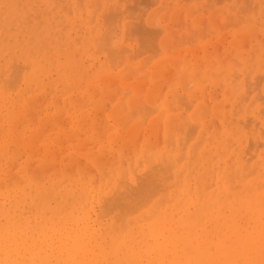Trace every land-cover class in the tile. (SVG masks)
Here are the masks:
<instances>
[{"label": "rangeland", "instance_id": "rangeland-1", "mask_svg": "<svg viewBox=\"0 0 264 264\" xmlns=\"http://www.w3.org/2000/svg\"><path fill=\"white\" fill-rule=\"evenodd\" d=\"M24 2V3H26V0L24 1V0H18V2ZM29 1L31 2V0H28V3H29ZM35 2L34 3H32L31 2V4H33L32 5V7H34L35 6V8H33V11H31L32 10V7H29L30 9H28V8H26V9H28L27 11H26V13L30 10L31 11V13L33 14V12H35V14L37 15H29V16H26V18L27 17H34V16H36V17H38V19H40L39 17H41V16H39L40 14H38V13H41L42 11H38V12H36L35 10H39L38 8H37V2L39 1L40 2V0H34ZM43 1H45V0H41V2L43 3ZM48 1H50V0H46L45 1V3H40V5L43 7V5H44V7H46L48 4L50 5L51 3V5L53 6V7H51V5H50V7L48 8L49 10L47 11V14H48V16L51 18H49V17H47L46 16V18H44L45 16H44V14H46V13H44V12H42V14H43V18H44V20H41V21H43V22H45V19H47L46 20V22H49L50 20V22H51V24L55 27L54 29H53V31H52V36H51V41H50V46H49V48H51L50 50H52L53 48H55L56 50H59L60 51V53L61 52H63V53H61L60 54V60L62 61V62H64V67L66 68V70H68V68L67 67H70V66H72V64H71V61L73 60H75L74 61V63H77L78 62V57H80L81 59H79V63H81V64H79L80 66L81 65H83V66H81V67H84V65H85V67H84V74H86V78L89 76L90 78H92L93 80H91V81H89L88 83L86 82V79H84V80H82L81 81V79H80V81H81V83L83 84V87H84V84H85V86L87 87L86 89H84V90H81V88H80V90H78L79 89V87H81L82 85H81V83L79 84V85H81V86H77V84H78V82H76V83H74V81H75V79H76V81H78L77 80V78L78 77H76L77 75H79V74H76L75 76H74V78H73V83L78 87V89H75L74 90V88H72L73 89V93L74 94H72V92L70 91V92H68V90L69 89H67V88H69V85H70V87H71V85H72V83H71V81L70 82H67L66 81V83L67 84H69L68 85V87L66 86L67 84H65L64 83V80L65 79H63V81L61 80L62 78L59 76L60 75V71H56V68H55V71L52 73V71L54 70L53 68L51 69V71H50V74L52 73L53 74V76H52V74L49 76V77H45L44 78V84H45V86L43 85V86H40L41 88H38V85H36V83H32V85H31V83H29V82H32V81H30L29 79H28V83H29V85H27L26 84V82H25V84H24V80H25V76H26V74L25 73H23L24 74V76L22 75H20L19 73V71L21 70V68H25L24 67V62L23 61H25L26 59L24 58V57H22V58H17V56L18 57H21L22 55H20L21 54V52L18 50V51H12V52H3V53H1L0 52V58H1V62H2V60L3 61H7V63H6V68L5 69H7V76L5 77V79L7 78L8 79V81H9V83L7 82L6 83V80L3 78V76L4 75H0L1 77H2V79L1 80H3L4 82H5V84H9V87H10V89L9 90H11L12 89V87L14 86L13 84H11L12 82H13V80H14V76H16V74L18 75V78H19V76H20V79L19 80H17L16 78V82L17 83H19L20 84V82H23V83H21V85H19V87L20 88H18L16 85V89L18 88V90L20 91V89L22 88V89H25V91L23 90H21V94L22 95H24V96H22L23 98L25 97V95H26V93H22V92H27L28 90H31L30 92V94H32V95H30V94H27V95H30L28 98L27 97H25L26 99H28L27 100V102L28 101H32V99L30 100L29 98H31L32 96H34L35 98H36V101L35 100H33L34 102L33 103H27L26 102V99L24 100L26 103L25 104H27V105H29V108H28V110H27V108H26V106L27 105H25L23 102H22V100L23 99H21V103H20V99H19V97L20 98H22L21 96H19V92H17L16 90H14L16 93H13L14 91L13 90H11V92H9L10 93V95H9V93H7L8 94V97L6 98V99H8L7 101L6 100H4V98L1 96L2 94L0 93V102L3 104L5 101H6V103H4L3 105H1V103H0V106L2 107V109L0 110V116L2 115V116H4L5 114L7 115V113L8 114H10L9 116L7 115H5L6 117H7V119L6 120H8L7 121V123H6V121H5V116L3 117V119H1V117H0V122H2V126H1V124H0V128H2V130H0L1 132H0V135H2L1 133H4L5 135L3 136H1V142L0 143H2V142H6V143H8V145L7 146H9V144H10V146H9V148L11 147L12 148V150L10 151L9 150V148L7 147V146H5V144L3 143V152L4 151H6V149L8 150V152H7V154H6V152L5 153H1L2 155L4 154L5 156H8L9 157V159L10 158H13L14 160V162L13 163H15V164H13L12 165V167L13 168H15V166L16 167H20V168H22V170L20 169V168H17V169H20V170H18V171H15V169H13V168H11L12 169V171L10 170V168H9V166L8 165H10V164H12V159L11 160H8V158L7 157H5L7 160H8V162H7V160L6 159H1L2 158V155L0 154V159L1 160H3V161H5V164H3V161H0V164H1V162H2V164H1V166H0V170H4L6 173L8 172L9 173V171H10V174H11V172L14 174H11V178H10V174L7 176H4L3 175V173H5L4 171H3V173L2 172H0L1 174H0V176L1 175H3V178L4 179H2V177L0 178L1 179V184H0V204H1V202L3 201L4 203H5V201H7L8 200V202H6L5 203V206L6 207H11L12 209V211H14L15 210V212L16 213H18V209H17V207L16 208H14V203H15V201L17 200V199H19V200H23L22 201V203L24 202V206L23 205H19L18 206V208H19V214H21L24 218H27L28 217V215H26L27 213L29 214V216L30 217H32L31 218V222L33 223H31L32 225H36V223H39L38 221H35L34 220V214H33V212H35V206H34V204H37V199H38V196H36L35 197V193H37L40 189H41V191L42 190H44V192H46V190H48L47 192H51L50 191V189H48V186L51 184L52 185V183H54L53 184V189H51L52 190V193H49V194H52L53 195V197H55L54 196V194L56 195V193L57 192H59V193H61V191H64V190H68V188H74V189H76V187H78V185L80 186L77 190H75V192H74V189H70V190H68V191H72L73 193H76V195H74V194H72V197L73 196H76L77 197V199L79 200V196H80V200H81V198H84L83 196L84 195H86V193L88 194V193H90L91 192V188L90 187H92L93 189H95V191H93L95 194H94V196H93V198H92V200H95V201H92V200H88V199H90V195L91 194H89V198H88V196H86L87 198H85L86 200V203L88 202V201H92L90 204L91 205H89L88 203H87V207H84V205H85V203H83L84 202V199H82L83 201H81L82 202V204L80 205L78 202L79 201H77L76 200V197L74 198V200H75V203H74V201H73V198L71 199V201H73V205L71 204V202H69V205H68V203H65V202H67V201H70V197L67 199V196H68V194H70V192H68L67 191V193H65L66 194V198H64L65 196V194H64V192L63 193H61L62 194V198H61V200H59L60 198H57V200H59L58 202H56L55 203V201L56 200H54V201H52L53 199H50V202L47 200V203L49 202V205H50V203H51V206H49V205H47V211H45L46 212V214L48 213V209H52L51 207L53 206V210L55 211V210H57V208H56V206H58V210H60L62 207V209L60 210V211H62L61 212V214H64V215H62L61 217L63 218V223L62 224H64L66 221V227H70V225L72 224V222H70L71 220L69 219V222H68V220H66L65 221V219L66 218H69L68 217V214H69V212L67 213V210L69 211V209L71 208V210H73L74 211V213L76 214V215H80V214H82V211L83 210H86V212H89L90 213V215H92L93 216V218H95L94 216H96V215H98L99 213H101V211L103 210V212H104V215L103 216H105V214L107 213L108 214V210H109V216H107V217H104V219H102L103 220V222H104V220L106 219L107 221H111L110 220V218H111V216L110 215H112V218H113V216L116 218V220H115V218L113 219V220H115L116 222L115 223H117L118 221H119V224H124L122 221H126V219H127V221H129V217H128V215L126 216V217H128V218H126L125 219V214H128V213H130L131 215V218H130V220H132V221H134L133 219H135V218H140V217H142L143 215L144 216H146L147 215V213H148V211H149V209H150V206L149 207H147L148 209H147V212L145 213L142 209H144L146 206H145V204H146V202L148 203H151V204H153V202H155V201H158L161 197H162V195L160 196V198H159V196L158 197H156L157 195H156V193L157 192H153V190L155 189L156 190V188L154 187V188H152L153 190H152V192L153 193H155V197H153V195L154 194H150V192L148 193V190H143L144 191V193H145V195H138V196H141V197H139V199H137V195L136 194H138V192L136 193V191L137 190H140V189H137V188H140V186H146V184H147V187H149L150 186V184L152 185H154V183L157 181V179H159L160 177H161V175L163 176L162 178H160L158 181H160V183L159 182H156L158 185H160L161 183H163L164 182V185H167L168 183H169V177H171V176H173V175H171V173L169 174V173H167L168 175H165L166 174V170H168V169H171V168H167L166 169V165L170 162V160L169 161H167V163H166V165L164 164V165H162L161 164V167L163 168V166L165 167V169L163 168V170H161L162 168L160 167L159 168V165L158 164H154L155 162L154 161H156L157 159H156V156H157V158H161V153L163 152V151H165L166 149H168L169 148V146L171 147L172 145H169L168 146V144H166L167 143V139L168 140H173L172 139V137H174V140H173V142H175V139H176V136H177V138H179L178 136L180 135V133L182 134V135H180L181 137H185L186 136V139L188 138L189 139V136L190 137H192L193 136V132H194V129H195V127H196V125L194 126V124H193V126H190V125H192V124H187V125H189L188 126V129L190 128H192V130H188L187 128H184V127H186L185 126V123H184V121H185V119L187 118V119H189V121H191V120H193L194 119V117H193V119H191L192 117H190V113H191V111H192V113L194 114V112L198 109V106L200 105V104H198L200 101H204V100H206V101H204L205 103H207L208 105H211V110H213V108L214 107H216V105L215 104H217V107L216 108H218L219 106V104L220 103H217V100L216 99H219V100H221V101H219V102H222L221 103V106H223V102L226 104V103H228V104H226L225 105V110H227V111H225L224 109H223V107L221 108V111L223 110V111H225V113H224V115L223 114H219V108H218V110L216 109L215 111L217 112H215L214 114H219L220 115V117H221V119H220V117H218V116H215L214 115V117H213V112L212 111H209L210 110V106H207V108H206V106L205 105H207V104H203L202 102V106H199V107H204V109H203V111H202V109H200L201 111H202V113L200 114L198 111V113L200 114V116L202 115V116H204V114L203 113H206L205 115H206V117L208 116V120H206L207 118L204 116V118H206V119H201V117L200 116H198V119L200 118V121H198V123L200 122V126L198 127V128H200L202 125H201V123L203 124V126H204V128H200V129H203L204 130V132L206 131V129H207V131H208V129H209V132L208 133H210V137L213 139V138H215V139H213V143H215V140L216 139H222L223 137L224 138H226L225 139V141H226V145L229 143L228 141H229V139L228 138H230V139H232V138H234V140H236L235 139V137H232V136H235L234 134H236L237 135V133L240 131V130H242L243 128L241 127V125H242V122L244 123V129L242 130V132L241 133H243V135H244V131H245V137H244V140H243V142H245L244 144H243V142L242 143H236L235 141L231 144V145H233V150H235L234 152L233 151H230V147H232V146H228L227 145V149H228V151L229 152H225L224 150H223V146H221V148L219 147V143H218V145L217 144H211L212 143V139L210 140V138L208 139V141L210 140L211 142H208V141H205L202 137V135H200L199 134V130H195V132H197L199 135H200V138H202L205 142H203V140H202V142H203V144H205V146L207 147H204V145L203 144H201V145H203V148L202 147H200V148H202V149H199V150H201V154H204L203 156H205L206 154H207V156L209 157H211V160L209 161L207 158H206V156H205V160H203L204 159V157L201 155V157L199 156V160H200V158L202 159V162H207V164L204 162L203 164H202V162H198V163H193L194 165L195 164H197L198 165V168H199V166L200 167H204L205 169H206V171L207 172H211V174H213V176L215 177V175L216 174H218V173H221L220 174V176H224L225 174H227L228 176H230L231 178L233 177V175L235 174H233L232 176H231V174H232V172H237V171H233V169H235V168H231V166H235V164L237 163L238 165H236V166H239L238 168L240 169L241 168V166L242 167H244L245 168V165H247L246 163H244L243 164V161L245 160L246 161V159L249 157V158H251V156H246V154L247 155H249V154H254L255 153V151L256 150H258V151H256L257 153H255L254 155L256 156V160L258 159V160H261L260 158H262L263 159V157H262V155H264V145H262V147L260 148H258V144H260L261 143V141H263L264 140V135H261V133L262 132H264V124H261L262 122H264V119H260V118H264V114H263V110H264V91H263V89H264V60L262 61V62H260L259 63V60L258 59H260V60H262V58H264V55L260 52V51H264V43H261L262 42V40L264 41V39L262 38V32H263V29H264V26H260L261 24L262 25H264V13L262 12V11H264L263 10V7H264V0H196V1H194V0H132V3H130V0H129V2H127V0H98V1H100V2H98V1H96L95 0V2H94V0H91V2H94V6H92V7H95L96 6V4L95 3H97V4H99L100 3V6H99V8H96L95 7V9H94V11H93V9H92V7H90L91 9H92V13H93V15L92 16H95V11H97V13L99 14L100 12V14L97 16V13H96V17L98 18V17H100V15L102 14L103 15V13H106L107 15L106 16H104V17H102V15H101V17L100 18H98V20H97V22H96V20L95 19H93V17H92V21L94 22H96V23H98V22H100V24L98 25L97 24V26L95 25V27H96V29H97V27H99V29L97 30L98 32H99V34H97V37L95 36V37H93V34H94V32H95V30H92L91 31V29H90V31L93 33H89L90 31H89V29L88 28H92V26L94 27V25L92 24H90L91 22H89V18L88 17H90L89 15H87L88 14V12H90L89 11V9L90 8H88L89 6H87V5H85L88 1L87 0H84V5L86 6H84V10H85V14H84V12L83 11H81V10H83V8L81 7H78L79 6V4L81 3V5H82V3L83 2H81V1H83V0H79L80 1V3H78V0H71L70 2L72 3L73 1H76V3L78 4V6L76 7V4L74 3V4H72V5H66V4H68V3H66V2H64V0H51V3L49 2L48 3ZM53 1V2H52ZM63 3V4H61V2ZM66 1V0H65ZM101 1L102 2H104V4L102 5V3H101ZM118 1V2H117ZM120 1H122V3L120 2ZM123 1L125 2V4L123 3ZM151 1H155L154 3H151ZM212 1V2H211ZM222 1V2H221ZM236 1L238 2V3H236ZM240 1V2H239ZM251 2H253L251 5H250V3ZM262 1V2H261ZM47 2V3H46ZM68 2V1H67ZM70 2H69V4H70ZM90 1L88 2V3H91ZM164 2H165V4H164ZM197 2L199 3V4H197ZM220 2V3H219ZM249 3L248 5H250V7H251V9H250V7H248L247 6V8H245V6L247 5H245V3ZM23 3V4H24ZM28 3H26V5H23L22 4V6H20V7H26L27 5H29ZM64 3H66L65 5H64ZM106 3V4H105ZM110 3H112V5L110 4ZM115 3V4H114ZM118 3V4H117ZM130 3V4H129ZM157 3V4H156ZM213 3V4H212ZM217 3V4H216ZM257 3V4H256ZM31 4L29 5V6H31ZM35 4V5H34ZM47 4V5H46ZM61 4V5H60ZM92 5H93V3H91ZM108 4H110V5H108ZM114 4V5H113ZM127 4V6H124V5H126ZM134 4V5H133ZM163 4V5H162ZM175 4V5H174ZM204 4H206V5H204ZM56 5V6H55ZM90 5V4H89ZM102 5V6H101ZM104 5H106V7H104ZM118 5V6H117ZM121 6V8H120V6ZM130 5V6H129ZM204 5V6H203ZM254 5H256V7L254 6ZM40 6V7H41ZM67 6V7H66ZM69 6L71 7V8H69ZM91 6V5H90ZM107 6H109V7H107ZM110 6H112L111 8H113V9H111L110 8ZM115 8H114V7ZM136 6V7H135ZM162 6V7H161ZM198 6V7H197ZM200 6V7H199ZM202 6V7H201ZM230 6H232V7H234V9L232 8V7H230ZM254 6V7H253ZM28 7V6H27ZM56 7V8H55ZM62 7H63V9H67V10H63L62 9ZM73 7H76V9H77V16L75 15L76 14V12H75V10H74V8ZM103 7L105 8L104 9V11H103ZM116 7H119V9H117V12H115L114 13V11L116 10ZM124 7V8H123ZM139 7V8H138ZM166 9H165V8ZM181 7V8H180ZM192 7H196V9L195 8H192ZM209 7V8H208ZM244 7V8H243ZM2 9L4 8V7H1ZM101 8V9H100ZM109 8V9H108ZM123 8V11L121 10L120 12H119V10L120 9H122ZM142 8V9H141ZM198 8V9H197ZM206 8H207V10H206ZM243 8V9H242ZM248 8H249V10H248ZM255 8H257L256 10H255ZM20 9V8H19ZM35 9V10H34ZM51 9H53V10H51ZM68 9H70V11H68ZM90 9V10H91ZM100 9V10H99ZM112 10V11H109V10ZM128 9V10H127ZM138 9V10H137ZM156 10V12H155V10ZM177 9H179V10H177ZM184 9V10H183ZM190 9V10H189ZM230 9H232L231 10V12H230ZM42 10V9H41ZM47 10V9H46ZM46 10H45V12H46ZM100 12H99V11ZM106 10V11H105ZM188 10V11H187ZM199 10V11H198ZM256 12H255V11ZM30 11L28 12V13H30ZM128 11V12H127ZM139 11H140V13H139ZM169 11V13L167 14V12ZM176 11V12H175ZM194 12L193 14L191 13V12ZM214 11V12H213ZM225 11V13H223ZM241 11V12H240ZM245 11V12H244ZM246 11H247V13H246ZM249 11H251V12H249ZM50 12V13H49ZM70 14H69V13ZM81 12H82V16L83 17H85L84 15H86L87 16V19L88 20H86V21H84V22H86V25H83V24H85L84 22H83V26L80 28L78 25H80L81 24V22H78V21H82L81 19L83 18L82 16H80L79 15V13L81 14ZM151 12H155V15H154V13H152L151 14ZM157 12H158V14H157ZM204 12V13H203ZM238 12V13H237ZM244 12V13H243ZM28 13H27V15H28ZM54 13H55V15H56V17L58 16V21H57V23L60 21V17L62 16H64V19L62 18V20L64 21V24H66V25H64V26H67V23H68V21H69V23H71V21H73L72 19H69L71 16H74L75 15V17L77 18V20H76V18L74 17H72L73 19H75L74 20V22L73 23H75V26H77L78 28H76L75 29V27H72L76 32H75V34H74V30H71V28H70V30H71V35H72V33H73V35H72V37L74 36V35H76V37L74 38L75 40L76 39H81V42H83L84 44H86L87 46H89L90 44H87V40H86V38H89L88 36L89 35H87V37L85 38L84 36H86V34H87V32L90 34V36H92V39L93 38H96V40L94 39V41H96V43H98L99 44V46L97 45V44H95V45H97L96 46V48H95V45H93L94 47H93V49L95 50V49H97V50H95L94 51V53L95 54H93V51L91 52V50L90 49H92V44L90 45L91 46V48H90V46L87 48V46H86V48L88 49V51H87V53H88V56L86 55V56H84L83 57V55H84V53H86L85 51H84V53L82 52V56H81V52L80 51H78V50H80L81 48H85L84 46L85 45H83V47H79V44L76 42V44L75 45H68V48H70V49H77V46L79 47L78 48V52H76V50L74 51V52H76L75 54L77 55V57L75 58V54H72L71 52H70V49H69V51H68V48H67V43L66 42H68V40H70L69 42H68V44L71 42V43H73L75 40L73 39V42L71 41V36L69 35V39H67L66 40V36L67 35H63L65 32L64 31H61V32H63L62 33V36H64V38H62V36H60L61 34V32L59 33V34H57L58 33V28L56 29V26L58 25H56L55 26V21H56V18H55V16H54ZM91 13V12H90ZM89 13V14H90ZM117 13H119V14H117ZM134 13L136 14L135 16H134ZM163 13H164V15H163ZM174 13V14H173ZM182 13V14H181ZM187 13H188V15H190L189 17H188V15H187ZM214 15H213V14ZM263 13V14H262ZM62 14V15H61ZM109 14H112V15H109ZM117 14V15H116ZM121 14L123 15V16H121ZM152 15L151 17H149V15ZM167 14V15H166ZM171 14V15H170ZM173 14V15H172ZM177 16H176V15ZM211 14V15H210ZM228 14H230V15H228ZM233 14V15H232ZM78 15L80 16V17H78ZM113 15H116L117 17H118V19H117V17L116 16H113ZM128 15V16H127ZM132 15H133V17L135 18V17H137V18H133L132 17ZM162 15H163V17H162ZM169 15V16H168ZM239 15V16H238ZM127 16V17H126ZM131 16V17H130ZM144 16V17H143ZM153 16H155V17H157V18H152ZM192 16V17H191ZM213 16H214V18H213ZM241 16V17H240ZM36 17H34V18H36ZM53 17V18H52ZM82 17V18H81ZM111 17H113V18H111ZM125 17V18H124ZM168 17V18H167ZM211 17V18H210ZM232 17V18H231ZM241 19V20H238L239 18ZM257 17V18H256ZM25 18V19H26ZM42 18V19H43ZM65 18H67V19H65ZM80 18V19H79ZM105 20H104V19ZM106 18H109V19H106ZM119 18H120V20H119ZM128 18V19H127ZM149 18V19H148ZM161 18V19H160ZM228 18H229V20H228ZM236 18V19H235ZM251 18V19H250ZM31 19V18H30ZM28 20V19H26V20H28V21H30V22H28V21H25V22H27V23H23L22 25H20V27L22 26V28L25 26L24 24H27V27L25 28L26 30L29 28V25L31 26V25H33V24H29V23H31V20ZM79 19V20H78ZM85 19H86V17H85ZM84 19V20H85ZM99 19H100V21H99ZM104 20V23H105V21H106V23H105V25H103L104 23H102L103 22V20ZM115 19V20H114ZM133 20L132 22H133V24H132V22L130 21V20ZM163 19V20H162ZM166 19V20H165ZM211 19V20H210ZM227 19V20H226ZM234 19V20H233ZM32 20H34V23H35V21L37 20V18H36V20L35 19H32ZM66 20H67V23H65L66 22ZM110 22H109V21ZM124 20V22L122 23V21ZM126 20H128L129 22H127ZM135 20V21H134ZM155 20H157L156 21V23H155ZM159 20L161 21L160 23H159ZM178 20V21H177ZM199 22H197V21ZM201 20V21H200ZM237 20H238V24H236L237 23ZM256 20V21H255ZM62 21V22H63ZM77 22V24L78 25H76V22ZM143 21V22H142ZM193 21V22H192ZM233 22V23H231V22ZM43 22H39V21H37V24H39V23H41V24H43ZM45 22V23H46ZM88 22H89V24H90V26H89V24H88ZM116 22H118L119 24H121V27H119V24L118 23H116ZM121 22V23H120ZM145 22V23H144ZM165 22H166V24L168 23V25H166L165 24ZM173 22V23H172ZM229 22V23H228ZM129 23V24H128ZM161 23H162V25H161ZM231 23V25L229 26V24ZM256 23H258V24H256ZM36 24V23H35ZM40 24V26L39 25H36V27L38 26V28L40 27H42L41 28V30H44L43 29V26ZM106 24L108 25L109 24V26H110V24H111V27L112 28H115V30H113V29H111L110 31H112V34H114V35H112V37H111V41H110V36L108 37L107 35H105V32H104V30H106V29H110V27H106ZM113 24V25H112ZM114 24L116 25L117 24V26H114ZM123 24L125 25V28L126 29H124V27H123ZM130 24H131V26H130ZM148 24H150V25H148ZM152 24V25H151ZM165 24V25H164ZM171 24H172V26H171ZM195 24H196V26H195ZM234 24V25H233ZM236 24V25H235ZM24 25V26H23ZM61 25H62V23H61ZM60 25V26H61ZM69 25H73V24H68V26ZM100 25L102 26L101 27V30H100ZM170 25V26H169ZM250 25H252V28L251 29H253L254 28V30H252L254 33H252L251 32V30H249L250 28L249 27H247V26H250ZM67 26V27H68ZM85 26V27H84ZM177 26V27H176ZM226 26V27H225ZM0 27H1V25H0ZM19 27V28H20ZM57 27H59V26H57ZM88 27V28H87ZM105 27H106V29H105ZM117 27H119V29L117 28ZM173 29H172V28ZM197 27V28H196ZM215 27H217V29H215ZM251 27V26H250ZM61 28V29H60ZM59 29L60 30H67V28H65V27H60ZM63 28V29H62ZM68 28V29H69ZM86 28V29H85ZM128 28V29H127ZM129 28H130V30H129ZM132 28V29H131ZM21 29V28H20ZM84 29H85V31H84ZM88 29V31L86 32V30ZM118 29V30H117ZM160 29H162V30H160ZM165 31H164V30ZM171 29V30H170ZM258 29V30H257ZM21 30H24V29H21ZM26 30H24V31H26ZM41 30H39V31H41ZM69 30V31H70ZM83 30V31H82ZM100 30V31H99ZM107 30V33L106 34H110L111 35V33H110V31H108ZM120 30V31H119ZM135 30V31H134ZM159 30H160V32H159ZM68 31V32H69ZM73 31V32H72ZM79 31H81V32H79ZM115 31H117V32H115ZM125 31H129L130 32V34H127V33H129V32H127V33H125ZM137 31V32H136ZM168 31H169V33H168ZM171 31V32H170ZM230 31V32H229ZM67 32V33H68ZM83 32H84V36L82 35L83 34ZM57 35H56V34ZM82 33V34H81ZM117 33V34H116ZM119 33V34H118ZM122 33V34H121ZM134 33H136V34H134ZM166 33H168L167 35H166ZM177 33V34H176ZM256 33H258V34H256ZM68 34H70V32L68 33ZM92 34V35H91ZM172 34V35H171ZM176 34V35H175ZM198 34V35H197ZM230 36H229V35ZM246 34V37H244V35ZM252 34H254V35H252ZM261 34V35H260ZM96 35V34H95ZM119 35H120V37H119ZM128 35H131V36H128ZM133 35V36H132ZM159 35V36H158ZM225 35V36H224ZM251 35H252V37H251ZM28 36H29V34H28ZM55 36V37H54ZM57 36H58V38H57ZM77 36L79 37V38H77ZM171 36V37H170ZM257 36V37H256ZM62 38V40H64L65 39V44L66 45H64V43H63V41L60 39V38ZM130 37V38H129ZM136 37V38H135ZM222 37V38H221ZM229 37V38H228ZM238 37H240L239 39H238ZM254 37V38H253ZM263 37H264V33H263ZM91 38V37H90ZM118 38H120V39H118ZM130 40H132V41H130ZM134 38V39H133ZM164 38H166V39H164ZM223 38L225 39L224 41H223ZM228 38V39H227ZM260 39V41L258 40V39ZM55 39H57V40H55ZM59 39V40H58ZM92 39H89V42L88 43H90V40H92ZM109 39V41H110V43H108V40ZM137 40V43H135L136 42V40ZM202 39V40H201ZM251 39V40H250ZM255 41H254V40ZM115 40H116V42H115ZM172 40V41H171ZM175 40V41H174ZM219 40H221V43H220V41ZM246 40V41H245ZM62 41V42H61ZM106 42V45L107 46H109V48H107V46L105 45V47H106V49L108 50V51H106L104 48H103V46L102 45H100L101 43H103V42ZM118 41L120 42L119 44L120 45H125V46H120V47H122V49L121 48H119L120 50H118V48L117 49H115L116 47H119L116 43H118ZM123 41V42H122ZM133 41H135L134 43H133ZM162 41L164 42V45H163V43H162ZM171 41V42H170ZM238 41V42H237ZM251 43V44H248L249 42ZM257 41V42H256ZM60 42H61V44H60ZM81 42H79V43H81ZM101 42V43H100ZM123 44H122V43ZM130 42V43H129ZM162 44H161V43ZM169 42V43H168ZM201 42V43H200ZM254 42V43H253ZM70 43V44H71ZM75 43V42H74ZM93 43V42H92ZM214 43V46L216 47V49L214 48V46L212 45V44ZM224 43V44H223ZM236 43V44H235ZM239 43V44H238ZM253 43V44H252ZM111 46H113V47H110V45ZM127 44H128V46L130 47H128L127 46ZM131 44V45H130ZM174 44V45H173ZM211 44V45H210ZM220 44V45H219ZM238 44V45H237ZM259 44V45H258ZM60 45H61V47L64 45L65 46V48H64V50H65V52H64V50L63 51H61L62 49H63V47L62 48H59L60 47ZM81 45V44H80ZM161 45H163L162 47H160ZM225 45V46H224ZM235 45H237V47H240V48H237ZM242 45V46H241ZM250 45H252V49H250ZM256 45V46H255ZM59 46V47H58ZM71 46L73 47V46H76V48H71ZM115 46V47H114ZM134 46V47H133ZM173 48H172V47ZM255 46V47H254ZM168 47H169V49H168ZM223 47H226V48H223ZM257 47H260V49H258ZM49 48H47V50L49 49ZM113 48V49H112ZM133 50H132V49ZM192 50H191V49ZM242 48H244V49H242ZM246 48V49H245ZM249 48V49H248ZM257 49V50H255V49ZM262 48V49H261ZM105 51H104V50ZM112 49V50H111ZM127 49V50H126ZM131 49V50H130ZM187 49V51H185ZM194 49V50H193ZM215 49V51H213ZM219 49V50H218ZM221 49V50H220ZM240 49V50H239ZM255 51H254V50ZM67 50V51H66ZM83 50V49H82ZM85 50V49H84ZM128 50H130V51H128ZM188 50H190V51H188ZM198 50V51H197ZM230 50V51H229ZM245 50H247L248 52H249V50H250V52L249 53H251V54H249L248 52H246ZM260 50V51H259ZM72 51V50H71ZM112 51V52H111ZM133 51H135V52H133ZM180 51V52H179ZM206 51V52H205ZM221 51V52H220ZM241 51H243V52H246V54L247 55H245V53H242ZM262 51V52H263ZM15 52H18V53H16V54H14V56H16V57H14L13 55H11V54H13V53H15ZM20 52V53H19ZM73 52V51H72ZM73 52V53H74ZM80 52V55L78 54ZM91 52V53H90ZM98 52V53H97ZM114 52V53H113ZM130 52H132L131 53V55H133V56H131L130 55ZM174 53V52H178V55H177V57H176V55H174V54H172V53ZM223 53V54H221V57L219 58V55H220V53ZM7 54V57H6V55L5 54ZM9 53H11V54H9ZM66 53L67 54H69V55H67L66 56ZM86 53V54H87ZM90 53V54H89ZM108 53H110V55H109V57L110 58H108V56H107V54ZM126 53V54H125ZM128 53V54H127ZM137 53V54H136ZM138 53H139V56H138ZM181 53V54H180ZM194 53H197V54H195V56H194ZM199 53H201V54H199ZM204 53H206V55H204V56H206V60H209V64H211V65H209L208 66V64L205 62V60H203L205 57H203V54ZM229 55H227V54ZM240 53H241V56H240ZM258 53H260L261 55L259 56L260 58H258L257 56H258ZM63 54H65L64 56H63ZM71 54V55H70ZM91 54H93V55H96L95 57H93ZM114 54V58H112L113 56H111V55H113ZM135 54V55H134ZM187 54V55H186ZM208 54V55H207ZM5 55V56H4ZM8 55H11V57L9 56V58H8ZM20 55V56H19ZM89 55H90V57H89ZM100 55V56H99ZM118 55H120L121 57H122V55L124 56L123 58H121V57H119ZM186 55V56H185ZM210 55V56H209ZM213 55V56H212ZM217 55H218V57H217ZM228 57H227V56ZM244 55V56H243ZM249 55V56H248ZM254 55V56H253ZM263 55V56H262ZM4 56V57H3ZM131 56V57H130ZM134 56H135V58L136 59H134ZM175 56V57H174ZM216 60V62L214 61V59L212 58V57ZM253 56V57H252ZM67 57H71V59L72 60H69V58H67ZM74 57V58H73ZM89 57V58H88ZM104 57V58H103ZM117 57V59H120V60H118V62L115 60V58ZM126 57V58H125ZM133 57V58H132ZM171 57V58H170ZM179 57H181V58H179ZM185 57H187L186 59L188 60H186L185 59ZM196 57V58H195ZM199 59H198V58ZM209 57V58H208ZM257 57V58H256ZM3 58V59H2ZM15 58H17V60L15 59ZM84 58V59H83ZM107 58H108V60H107ZM130 58H132V59H130ZM162 58H164L165 60H166V63L165 62H163L162 63V67H160V66H156L157 68H158V71L161 69L162 71H163V75H159V74H157V78L155 77L154 78V76L155 75H152V74H154V71L156 72V68H154V70H153V64H154V66H155V63L157 62V63H160V61H161V59ZM177 58H179V60L177 59ZM193 58L195 59V61H196V63L198 64V68H196L197 67V64L196 63H194L193 61ZM201 58V59H200ZM211 58V59H210ZM224 60H227V61H225V62H223V59ZM228 58V59H227ZM247 58H250V59H247ZM252 58V59H251ZM5 59V60H4ZM8 59H10V60H13L12 62H10V60H8ZM15 59V60H14ZM18 59H21V60H19L20 62H18ZM23 59V60H22ZM55 59V58H54ZM94 59V60H93ZM96 59H98V61L101 63V64H99L98 65V61H95ZM121 59L123 60L122 62L123 63H126L127 65H129V66H126V64H125V66H124V64L121 62V64L122 65H120L119 63H120V61H121ZM125 59H127V60H129V61H126ZM164 59H162V60H164ZM175 60L176 61V64L178 65V63L180 62H182L181 64L179 63V65H181L180 66V71H179V73H180V75H181V72H184L186 69H185V66L187 65V64H190L191 66H194L195 67V74H200V72H201V74H202V71L204 70V72L205 73H208V71H209V74L211 75L210 77H212V79L211 78H209V82H214L215 80H216V78H214V75H215V77L218 75V77L217 78H220V79H217L218 81H220V82H218V81H215V82H218V83H216V85L217 86H215L214 88H213V86L215 85V84H213L212 86H211V84L210 83H208L206 80L207 79H205L204 77L207 75L208 77H209V75L208 74H206V75H204L203 76V79H201L203 82H205V83H203L200 79H199V82L201 81L202 83H203V85H199V86H204V88H202V91H200V89L198 90V88H200V87H198V85H197V87L198 88H196V91H194V89H195V87H196V84H200L199 82L198 83H195V81L194 80H196V81H198V77L200 78V76H195V74L192 72V71H190V69H188V68H190V66L189 65H187L186 66V68L190 71V72H192V76H190L191 75V73H189V71L188 70H186L185 71V73H183L184 75H186V76H184V77H180V75H179V73L176 75V73L175 72H173L174 70L176 71V69H174L175 68V66H176V64L174 65V62H172L171 60ZM218 59V60H217ZM236 60V65L234 64V62L235 61H233L232 62V60ZM257 59V60H256ZM90 60V61H89ZM106 60V61H105ZM111 60H113V62L111 61ZM139 60V61H138ZM160 60V61H159ZM167 60H169V61H167ZM185 60H186V62H185ZM200 60H201V62H200ZM222 60V61H221ZM238 60V61H237ZM253 60V61H252ZM15 61V62H14ZM17 61V62H16ZM27 61V64H28V60H26ZM72 61V62H73ZM77 61V62H76ZM83 61V62H82ZM87 61V62H86ZM91 63H89V62ZM103 61V62H102ZM112 63H111V62ZM179 61V62H178ZM211 61V62H210ZM220 63H219V62ZM241 61V62H240ZM248 61V62H247ZM257 61H258V63H257ZM0 62V65H2V66H0V74L1 73H3V71H2V69H4L3 68V66L5 67V65L4 64H2ZM8 62H10L11 63V65H9L8 64ZM108 62H110V64L108 63ZM115 62V63H114ZM129 62V63H128ZM132 62V64L130 65V63ZM135 62H136V65H135ZM178 62V63H177ZM185 62V63H184ZM199 62V63H198ZM207 64V66H208V69L205 71V63ZM254 62H255V64H254ZM4 63V62H3ZM15 63H16V65L18 64H23L22 66H20L19 65V70H15L16 69V67L17 66H14L13 67V65H15ZM30 64H28L29 66H31V62H29ZM73 63V65H76V64H74ZM104 63V64H103ZM107 63V64H106ZM212 63H213V65H212ZM224 63V64H223ZM231 63V66H229V64ZM238 63V64H237ZM78 64V63H77ZM115 64H117V65H115ZM139 66H138V65ZM148 64V65H147ZM196 64V65H195ZM200 64H202V66L200 65ZM217 64V65H216ZM219 64H221L220 66H219ZM234 64V65H233ZM241 64V65H240ZM7 65H9V67H13V70L11 71V69H10V71L12 72H10L8 69V66ZM54 65V64H53ZM78 65V69H76V67L75 68H73V70H75L74 71V73H76V72H78V70H81ZM102 65V67H100ZM161 65V64H160ZM165 65V66H164ZM173 65H174V67H173ZM179 65H178V67H177V69L179 68ZM239 65V66H238ZM25 66H26V64H25ZM28 66V67H29ZM89 66V67H88ZM98 68H97V67ZM106 68H105V67ZM108 66H110V69H109V67ZM116 66V67H115ZM147 66V67H146ZM207 66H206V68H207ZM211 66H212V68H211ZM236 66V67H235ZM245 66V67H244ZM32 67V66H31ZM90 67H91V69H90ZM96 67V68H95ZM122 67H123V70H122ZM126 67V68H125ZM143 67V68H142ZM164 67H166V68H164ZM172 69H171V68ZM217 67H218V69H217ZM235 67V68H234ZM253 68L252 70H251V68ZM113 68V69H112ZM127 68H128V70H127ZM170 68V69H169ZM234 68V69H233ZM30 69V68H29ZM106 69H107V71H106ZM111 69H112V71H111ZM145 69V70H144ZM164 69V70H163ZM191 69H193V67L191 68ZM237 71H236V70ZM239 69V70H238ZM245 69V70H244ZM249 69V70H248ZM26 70H28V68L26 69ZM32 70H33V67H32ZM32 70H31V72H32ZM86 70L88 71V73H85L86 72ZM90 70H91V74H89V72H90ZM98 70L99 71H101V72H98ZM120 71V73H119V71ZM141 70V71H140ZM147 70V71H146ZM167 71L168 72V70H169V72H168V74L166 73V72H164V71ZM193 70V71H194ZM197 70H198V72H197ZM199 70H200V72H199ZM202 70V71H201ZM237 72V75H239V73L241 74V76L239 75V78H237L238 76L236 75V77H235V71ZM9 71V72H8ZM22 71H24V69L22 70ZM29 71V70H28ZM69 71L71 72V69H69ZM105 71V72H104ZM110 71V72H109ZM118 71V72H117ZM129 71V72H128ZM134 71V72H133ZM138 71V72H137ZM140 71V72H139ZM144 71H146V72H144ZM150 71V72H149ZM162 71H160V72H162ZM212 71H213V74H211L212 73ZM221 71H223V72H221ZM13 72H15V75H13ZM26 72V71H25ZM56 72L59 74H57L56 75ZM107 72V73H106ZM116 73L117 74V77H118V75H120V77H118V79L117 80H114L116 83H114V84H112V85H110L109 86V84L110 83H113V79H111L112 78V76H113V74L114 73ZM122 72V73H121ZM159 72V73H160ZM188 72V73H187ZM217 72H218V74H217ZM245 72V73H244ZM249 72V74H247ZM250 72H251V74H250ZM22 73V72H21ZM27 73V72H26ZM29 73V72H28ZM111 74L112 76H111V78L108 76V74ZM173 73H175V75L177 76H175L174 75V77H172V75H173ZM221 73V74H220ZM225 73V74H224ZM232 73H234V74H232ZM262 75H261V74ZM89 74V75H88ZM103 74H105V77L103 76ZM123 74V75H122ZM150 74V75H149ZM156 74V73H155ZM165 74V75H164ZM167 74V75H166ZM170 74H172L171 76H170V79H169V75ZM204 74V73H203ZM202 74V75H203ZM224 74V75H223ZM232 74V75H231ZM246 74V75H245ZM29 75H31L30 73L27 75V76H29ZM115 75V74H114ZM141 75V76H140ZM144 75L148 78H145L144 77ZM187 75H189L188 77H187ZM197 77V78H194V82L193 81H191L189 78H191V79H193L192 77ZM245 75V76H244ZM249 75V76H248ZM256 75V76H255ZM261 75V76H260ZM57 76H59V77H57ZM82 76V75H81ZM85 76V75H84ZM106 76H108L107 77V79H106ZM116 76V75H115ZM121 76H125V77H121ZM165 76V77H164ZM181 78V79H179V77ZM233 76H234V78H233ZM17 77V76H16ZM22 77H24V79L22 78ZM51 77V79H55L56 80V82H59V84H57L56 82H53V81H55L54 79L52 80V81H50L48 78H50ZM104 77V78H103ZM150 77H151V79H150ZM159 77V78H158ZM163 77V78H162ZM244 77H246V78H248V79H246V78H244ZM250 77V78H249ZM255 77V78H254ZM114 78V77H113ZM119 78H124L125 79V81H126V84H124L125 83V81H124V83H122V80L121 79H119ZM152 78H154L153 80H152ZM162 78V79H161ZM174 78V79H173ZM103 79V80H102ZM115 79V78H114ZM157 79V80H156ZM167 79V80H166ZM183 79V80H182ZM205 79V80H204ZM227 79V80H226ZM20 80H22V81H20ZM106 80V81H105ZM112 80V81H111ZM119 80H120V82H119ZM163 80H165V81H167L168 82V84H167V82H164ZM170 80V81H169ZM173 80H175V83L173 82ZM180 80H181V82H180ZM185 80V81H184ZM213 80V81H212ZM231 80H234V81H232L231 83H229ZM245 80H248L247 82L245 81ZM12 81V82H11ZM26 81V80H25ZM61 81V82H60ZM93 81H94V83H93ZM104 81V82H103ZM138 81V82H137ZM146 81H147V83H146ZM154 81H155V83H154ZM158 81V82H157ZM182 81H184V82H182ZM0 82H2V81H0ZM55 84V86L56 87H61V89L59 88V89H57L56 87H54V84ZM98 82V83H97ZM106 82V83H105ZM130 82H132L131 83V85H130ZM135 82V83H134ZM161 82V83H160ZM163 82V83H162ZM188 82H192V84H187ZM214 82V83H215ZM3 83V82H2ZM14 83V82H13ZM63 83H64V85H63ZM71 83V84H70ZM91 83V84H90ZM103 83L104 84H106V85H103ZM123 85H122V84ZM128 83V84H127ZM138 83V84H137ZM207 83V84H206ZM227 83V84H226ZM1 84V83H0ZM23 84V85H22ZM34 84H35V86H36V89H35V87H34ZM116 84V85H115ZM162 85V87H161V85ZM184 84H186V85H184ZM224 84V86L222 87V85ZM11 85V86H10ZM25 85H27L26 87L27 88H25ZM30 85H31V87H30ZM75 85H74V87H75ZM98 85V86H97ZM132 85H134L135 87L134 88H136V86L137 87H140L139 89H134V88H132ZM152 85H153V87H154V89H153V91L155 90V88H156V92L157 93H159V95H160V97L157 99V100H155V102H153L154 100H153V98H151L153 101V103L155 104H153L152 102H148L147 101V99L145 100V96H146V94L147 93H145L148 89H150V87H152ZM156 85H159L160 86V89H159V86H156ZM192 85V86H191ZM219 85H221V86H219ZM240 85H242V86H240ZM3 86V85H2ZM1 85H0V90H4V89H8V85L6 86V85H4L3 87V89H1V87H2ZM5 86H6V88H5ZM23 86V87H22ZM97 88H96V87ZM107 86V87H106ZM120 88H119V87ZM127 86V87H126ZM147 86V87H146ZM189 86V87H188ZM191 86V87H190ZM28 87H29V89H28ZM90 87V88H89ZM152 87V88H153ZM158 87V88H157ZM221 87V88H220ZM230 87V89H228V88ZM66 88V89H65ZM85 88V87H84ZM89 88V89H88ZM107 90H106V89ZM127 88V89H126ZM162 88V89H161ZM186 88V89H185ZM227 90H226V89ZM14 89V88H13ZM28 89V90H27ZM41 89H45L44 91L43 90H41ZM51 89H53V91H54V89H55V92L54 93H56L55 94V96H54V93H53V91L51 90ZM97 89V90H96ZM100 89V90H99ZM118 89H120V93H118L117 94V92H118ZM122 89H123V91H122ZM207 89V90H206ZM216 89V90H215ZM219 89L222 91H219ZM225 89V90H224ZM237 89V90H236ZM27 90V91H26ZM40 90V92L41 93H43V95L41 96V93L40 94H38V91ZM57 90V91H56ZM59 90V91H58ZM63 91L64 92V90H66L65 92L67 93H65L63 96H61V94H63V93H61V91ZM91 92H90V91ZM105 90V91H104ZM125 90V91H124ZM127 90V91H126ZM134 90V91H133ZM135 90H140V93H139V95L138 96H134V98H133V96L132 95H134V92H135ZM167 90H169V91H167ZM176 92V90H177V92H178V94L177 93H175L174 91ZM193 90V91H192ZM214 90V91H213ZM235 90V91H234ZM13 91V92H12ZM33 91V92H32ZM49 91H50V93L52 94V98L50 97V95L51 94H48L49 93ZM76 91H80V92H77L76 93ZM84 92V94H82L83 92ZM85 91H86V94H85ZM95 93H99V94H95ZM99 91H101V92H99ZM102 91H103V94H102ZM112 91H113V93H112ZM141 91H142V94H141ZM162 91V92H161ZM171 91L172 92H174L173 94H171ZM188 91H192V95L193 96H191V97H189V93H188ZM218 91V92H217ZM229 92V94H225V92ZM46 92H48V93H46ZM126 92H127V94H126ZM137 92V91H136ZM135 92V93H136ZM164 92V93H163ZM168 92V93H167ZM193 92L195 93V99H192V101L191 102H188L187 100H188V98H194V94H193ZM202 92H203V94H202ZM221 94H220V93ZM261 92V93H260ZM14 94V97H13V94ZM29 93V92H28ZM34 93H35V95H34ZM69 93V94H68ZM106 93V94H105ZM109 93V94H108ZM111 93V94H110ZM129 93V94H128ZM132 93V94H131ZM137 93V94H138ZM163 94V96H162V94ZM183 93L187 96V97H185L184 95H183ZM210 93V94H209ZM16 94H18L17 95V97L15 96ZM73 96H72V95ZM76 94V95H75ZM123 94H125V95H123ZM145 94V95H144ZM149 94H152L151 92H149ZM165 94H167V95H165ZM191 94V93H190ZM231 94V95H230ZM241 94V95H240ZM26 95V96H27ZM37 95H38V97H37ZM44 95H45V98H43V100L41 99L42 97H44ZM58 95V96H57ZM81 95V96H80ZM82 95H83V98H81L82 97ZM96 95V96H95ZM116 95V96H115ZM131 95V96H130ZM142 95V96H141ZM154 95V94H153ZM158 94H157V96H159ZM172 95V96H171ZM180 95H183V97H185V99H183V97L181 96V97H179ZM198 95V96H197ZM213 95V96H212ZM218 96V98H217V96ZM222 95V96H221ZM226 95H227V97H226ZM234 95V96H233ZM236 95V96H235ZM239 95V98H237V96ZM47 96V97H46ZM61 96V97H60ZM68 96V97H67ZM72 96V97H71ZM77 98H76V97ZM80 96V97H79ZM112 96V97H111ZM148 96H150V95H148ZM33 97V98H34ZM50 97V98H49ZM56 97V98H55ZM95 97V98H94ZM103 99H102V98ZM130 97H131V99L132 100H134L135 98H137V99H135L134 101H130L129 102V100H130ZM141 97H143V100L145 101V104H144V101H143V103L141 104ZM155 97V96H154ZM171 97V98H170ZM173 97V98H172ZM210 97V98H209ZM216 97V98H215ZM220 97V98H219ZM224 97L227 99V98H229V97H231V100L229 101L228 99V101L226 102L225 100H223L224 99ZM241 97H243V99H241V101H240V98ZM254 97V98H253ZM259 99H258V98ZM15 98H17V100L15 99ZM34 98V99H35ZM62 98H63V100H62ZM64 98H65V100H64ZM67 98H69V100L67 99ZM73 99V100H71L70 101V99ZM112 98V99H111ZM161 98H163V99H161ZM169 99V101L170 102H168V105H170V106H172V103H173V105L175 104H177L176 102H178L179 103V105H178V107H177V109H175V113H176V115H173V116H176L177 118L176 119H179V121L181 122L182 120V122L183 123H181L182 124V126H180V124H179V122L175 119V121H177L176 123L177 124H175V125H179V127L181 128H184V131L185 130H187V131H185V132H187V133H185L184 134V132L183 131H181L180 132V128L177 126H175V125H172V123H171V121H170V123H169V118H166V120L165 119H163L164 117H165V115L163 114V116H162V114L160 115L161 116V121L159 122V120H160V116L158 115L159 113H160V109H162V106H163V102L164 101H166L167 102V100ZM174 98H176V100H178V98H179V101H176V100H174ZM198 98V99H197ZM204 98V99H203ZM209 98V99H208ZM223 98V99H222ZM40 99L42 100V102H40ZM45 99V100H44ZM77 99V100H76ZM78 99H80L79 101H78ZM94 100V103H93V101H91L90 103H88L87 104V100H88V102L90 101V100ZM115 99H117V100H115ZM150 99V98H149ZM201 99V100H200ZM213 99H215L216 100V103H215V100H213L214 101V103L212 102V100ZM238 101H237V100ZM244 99L246 100L245 101V103H244ZM248 99V100H247ZM258 99V100H257ZM4 102H3V101ZM14 100H16V101H14ZM39 100V101H38ZM48 100H50V101H52L51 103H50V101L48 102ZM67 100V101H66ZM78 101L80 104L78 105V103L76 102V101ZM114 100V101H113ZM159 100V101H158ZM162 100V101H161ZM172 100V101H171ZM193 100H195V102L193 101ZM223 100V101H222ZM252 100V101H251ZM255 100H257V101H255ZM17 101H18V103L19 104H22L23 103V105H19L18 103H17ZM53 101H54V103H53ZM83 101H85L86 102V104H85V102H83ZM105 101H107V102H105ZM157 101V102H156ZM239 101L240 102H242L243 104H241V106H242V108L240 107V104H239ZM15 102V103H14ZM37 104H39V105H36V103ZM40 102V103H39ZM61 102V103H60ZM62 102H64L63 103V105H65L66 106V108H65V106H62L61 107V104H62ZM74 103L75 104V102H76V105H77V107H76V105H74V104H71V103ZM121 102V103H120ZM129 102V104H127ZM135 102V103H134ZM161 102V104H160V107L158 106L159 105V103ZM166 102H164V103H166ZM175 102V103H174ZM182 102H184L182 105H181V103ZM193 102V103H192ZM196 102H198L197 104H196ZM210 102V103H209ZM262 102V103H261ZM17 103V105H15ZM46 103V104H45ZM104 103V104H103ZM109 103H110V105H109ZM120 103V104H119ZM131 103H132V105H131ZM134 103V104H133ZM189 103V104H188ZM231 103V104H230ZM261 103V105H259ZM31 104L34 106H32L31 107ZM41 104V105H40ZM52 106H51V105ZM117 104H119V106L117 107L116 105ZM139 104V105H138ZM147 104V105H146ZM148 104H149V106H148ZM188 105V106H186V108H188L189 107V109H186L185 108V106H183V105ZM237 104H238V106L239 107H237V109H236V111H235V108H236V106H237ZM249 104V105H248ZM8 106L7 108H5L4 106ZM14 105H15V107H16V109L15 110H12L13 109V107H14ZM55 107H54V106ZM69 105V106H68ZM71 105V106H70ZM88 105V106H87ZM105 107H104V106ZM124 105V106H123ZM129 105V106H128ZM133 106V105H135V107L133 106V107H131V106ZM165 105V104H164ZM174 105V107L173 108H176V106ZM196 105V106H195ZM246 105H248V107H250L249 109H248V107L246 106ZM253 107H252V106ZM20 106V107H19ZM25 107V108H23V107ZM44 106V107H43ZM47 106H49L50 108H52V109H50L49 107H47ZM67 106H68V110H67ZM76 107V109L78 108V106H79V108H80V111H78V109H77V111L75 110V112H77V114H75V116H74V114L73 113H75L74 112V108ZM115 106V107H114ZM140 106H141V108H140ZM152 106H154V107H152ZM180 106H181V108H180ZM183 106V107H182ZM194 106L197 108L196 110H194L195 108H194ZM214 106V107H213ZM227 106H229V109H228V107ZM10 107V108H9ZM18 107V108H17ZM35 107L37 108V109H35ZM56 107H57V109H58V111H57V109H56ZM58 107H60V108H63L62 110H63V112L62 111H60L61 109L60 108H58ZM72 107H74V108H72ZM90 107V108H89ZM112 107H114V108H116V109H114V110H116V112L115 111H113L112 109ZM158 107H159V110H157L158 109ZM191 107V108H190ZM213 107V108H212ZM231 107V108H230ZM12 108V109H11ZM20 108V109H19ZM33 109V110H31V109ZM137 108H139V109H137ZM153 108V109H152ZM157 108V109H156ZM172 108V109H173ZM194 108V109H193ZM207 110H206V109ZM209 108V109H208ZM227 108V109H226ZM234 108V109H233ZM243 110H241V109ZM263 108V109H262ZM8 109H11V113H10V111L8 110ZM21 109H23L24 111H22ZM34 109H35V111H34ZM42 109V110H41ZM70 109V110H69ZM86 109V110H85ZM88 109V110H87ZM124 109V110H123ZM131 109H132V114L133 113H135V114H133V116L135 115V119H134V117H132L131 116ZM150 109H151V111H150ZM178 109H181V110H179L178 112H176V110H178ZM215 109V108H214ZM251 109V110H250ZM260 109V110H259ZM3 110H5V114L3 113L4 111ZM17 110V111H16ZM29 110H30V112L31 113H29ZM101 110V111H100ZM134 110H138V112L137 111H134ZM157 110V111H156ZM183 110H185V111H183ZM189 110V111H188ZM206 110V111H205ZM232 110V111H231ZM247 110V111H246ZM249 110H250V112H249ZM3 111V112H2ZM8 111V112H7ZM28 111V113H26ZM57 111V112H56ZM62 113V115L61 114H59L60 112ZM64 111H65V113L68 115L69 113H71L72 115V119H70L71 117H69V116H66V114L64 113ZM70 111V112H69ZM84 111H86V112H84ZM97 111V112H96ZM112 112V114L110 113V112ZM144 111H146V112H144ZM150 112L149 114H148V117H146L147 119H145V117H144V115H145V113H147V112ZM154 111V112H153ZM155 111H156V113H155ZM200 111V112H201ZM214 111V110H213ZM220 111V113H222ZM238 111H239V114H238ZM18 112H21V113H18V114H20V116L21 117H19L18 116V114L17 113ZM24 112V113H23ZM38 112V116L37 115H35V113H37ZM95 112V113H94ZM107 112V113H106ZM115 112V113H114ZM128 112H130V113H128ZM144 112V113H143ZM209 112H211V114L212 115H210V118H209ZM226 112H227V115H228V119L226 118ZM228 112H229V114H228ZM234 112H235V114L237 113V115H239V116H241V117H239V119L237 118V116L234 114ZM247 112V113H246ZM257 112L259 113V112H261L260 114L261 115H256L257 114ZM2 113V114H1ZM26 113V114H25ZM34 115H33V114ZM47 113V114H46ZM80 113H82V114H80ZM101 113V114H100ZM117 113V114H116ZM143 113V114H142ZM172 113H174V112H172ZM183 114V116H182V114ZM256 113V114H255ZM30 114H31V116H30ZM63 114H65V115H63ZM90 114V116H88ZM107 114H109V115H107ZM113 114H114V116H113ZM177 114H178V116H177ZM186 114V118H184V115ZM190 114V115H189ZM191 115V116H195L196 117V115H198V114H196V115ZM13 115H15V116H13ZM24 115V116H23ZM76 115L77 116H80V117H78V118H82L83 120H81V119H78L77 120V117H76ZM104 115H105V117H106V119H104L105 117H104ZM111 115H112V117H111ZM116 115H117V118H116ZM138 115V116H137ZM168 115V114H167ZM231 115V116H230ZM246 115L248 116V117H246ZM19 118H18V117ZM28 116V117H27ZM36 116V117H35ZM42 116V117H41ZM45 116V117H44ZM50 116V117H49ZM54 116V117H53ZM82 116V117H81ZM103 116V117H102ZM120 116V117H119ZM125 116V117H124ZM126 116H128V119H127V117ZM140 116V117H139ZM142 116V117H141ZM157 116H159V117H157ZM188 116L190 117V118H188ZM212 116V117H211ZM225 116V117H224ZM236 116V117H235ZM254 116H255V119H258V120H256V122H255V124H254V121L253 120H255L254 119ZM256 116H258V117H256ZM24 117H25V121H23V119H24ZM30 117V118H29ZM39 117H40V120H39ZM56 117V118H55ZM93 117V118H92ZM111 117V118H110ZM137 117V118H136ZM166 117H169V116H166ZM172 117V116H171ZM217 117V119H219L218 121H220V123L217 121V120H214L215 118ZM222 117H224L223 118V120L225 119V122L222 120ZM250 117H252V118H250ZM260 117V118H259ZM14 118H15V120H14ZM16 118H18V120L20 119V120H22L21 122H19V121H17L16 120ZM21 118H23V119H21ZM29 118V120H28V122H30L29 124H28V122H26L27 121V119ZM33 118V119H32ZM42 118H43V120H42ZM45 118V119H44ZM75 118V119H74ZM91 118L92 119H94V120H91ZM110 118V119H109ZM114 118H116V119H118V121L116 120L115 121V119ZM124 118V119H123ZM149 118V119H148ZM155 118H157L158 120L157 121H155V123L157 122L158 123V125H155L156 127L158 126L159 127V129H160V131H159V129L157 128H155V126H152V128H155L154 130L156 131H154L153 130V132H150V134H149V131H150V129H152L151 128V126H149L150 127V129H149V127H148V123L150 124V125H153V124H151V122H153L152 120L154 119L155 120ZM242 118V120L243 121H241L240 119ZM47 119V120H46ZM50 119H52V120H50ZM58 119V120H57ZM108 119V120H107ZM114 119V120H113ZM123 119V120H122ZM171 119V118H170ZM181 119V120H180ZM197 118H196V120H198ZM229 119L231 120L230 122V124H228L229 123ZM247 119H250V120H248V122H247ZM2 120V121H1ZM5 122H4V121ZM42 120V121H41ZM73 122H72V121ZM80 120V121H79ZM119 120H122L123 121V123H122V121H119ZM127 120H131V121H127ZM144 120H145V122H144ZM147 120V121H146ZM151 120V121H150ZM202 120H204V122H202ZM210 120V121H209ZM223 121V123H221L222 121ZM240 121L241 122V125H239V124H236L235 126H234V123H237L236 121ZM245 120V121H244ZM259 120H260V122H259ZM15 121H17V122H19V123H17V122H15ZM53 121H57V123L55 124ZM60 123H59V122ZM68 121H71L70 123H73V124H70ZM79 123H77V122ZM82 121V122H81ZM88 121V122H87ZM94 121V122H93ZM140 121L142 122L141 123V125L140 124H138V123H140ZM166 121V122H165ZM216 121H217V123H219L217 126L215 125V124H217L216 123ZM228 121V122H227ZM9 122V123H8ZM42 122V123H41ZM54 123L55 125H51V123ZM64 122V123H63ZM68 122V123H67ZM92 122V123H91ZM99 123V125L98 124H96V123ZM107 122V123H106ZM117 124H116V123ZM126 122H128V123H126ZM137 122V127H136V123ZM164 122V123H163ZM205 122H206V124H205ZM209 122H212L213 124H211V126H212V129H219V128H221L222 126H224V125H226V122H227V125L226 126H224V127H226V128H224V127H222L221 128V130H222V133L224 132L223 130L225 129V132H226V130L227 129H229V131L228 132H230V133H228V132H226V134H228V136L230 135L231 137H227V136H225L226 134H222L221 135V130H220V133H218L217 132V130H216V132L218 133L217 135H220V137H218V136H216V135H214L213 137H212V135L213 134H216V132H214V130H212L211 129V126H210V124H209ZM215 122V123H214ZM247 122V123H246ZM252 124H251V123ZM259 122V123H258ZM37 123V124H36ZM38 123H40L39 124V126H38ZM62 123V126H61V128H59L60 127V124ZM80 123H81V125H80ZM86 123V124H85ZM94 123V124H93ZM109 123H111V124H109ZM122 123V124H121ZM125 123H126V125H125ZM156 123V124H157ZM161 123V124H160ZM166 123V124H165ZM186 123H187V120H186ZM191 123V122H190ZM193 123H195L194 121H193ZM198 123H196V124H198ZM225 123V124H224ZM4 124V125H3ZM11 124H15L14 126H10ZM28 124V125H27ZM34 124V125H33ZM57 124H59V126L57 125ZM71 125V126H69V125ZM90 124L91 125H94V126H92L93 128H92V130H91V126H90ZM129 124V125H128ZM160 124V125H159ZM164 124H165V126H164ZM205 124V125H204ZM222 126H221V125ZM232 124H233V126H232ZM256 124H257V126H256ZM258 124H260V126H258ZM5 125L7 126H9V127H11L10 129H8L7 130V128L5 127ZM38 126V127H36V126ZM63 125H65V127L66 128H64V126ZM74 125V126H73ZM78 125V126H77ZM104 125V126H103ZM106 125V126H105ZM110 125V127H111V125L113 126V127H109L108 128V126ZM115 125H117V126H115ZM147 125V126H146ZM168 125V126H167ZM171 125H172V127H171ZM184 125V126H183ZM220 125V126H219ZM251 125V127H249ZM7 126V127H8ZM16 126V127H15ZM69 126V128H67ZM82 126V127H81ZM84 126H88V127H84ZM97 126H98V128H97ZM123 126V127H122ZM132 126V127H131ZM135 126V127H134ZM141 126V128H139ZM161 126V127H160ZM202 126V127H203ZM207 126H209L208 128H206ZM214 126V127H213ZM245 126H247L249 129H252V128H254L255 126H256V128H254V129H257L258 130V132H259V136L258 135H256L255 133L257 132V131H255V132H253L254 130L252 129V132L255 134V136L254 135H252V132H251V130H249L250 132H251V135H252V137L251 136H248L247 137V135H250V134H248V133H250L246 128H245ZM12 127H15V129L16 130H13L12 129ZM39 128V129H37V130H40L41 131V129H42V131L45 133H43L45 136H42L41 134L39 135L38 133H40V131L38 132L37 130H36V128ZM51 127H53V128H51ZM107 127V128H106ZM133 127L135 128V129H133ZM166 127V128H165ZM171 127V128H170ZM174 127V128H173ZM235 127H237V129L235 128ZM259 127H260V129L262 130V132H261V130H259ZM6 128V130L7 131H9L10 130V136L8 137V133H7V131H4V129ZM57 128V129H56ZM83 128H85V129H83ZM116 128V129H115ZM120 128H122V129H120ZM125 128V129H124ZM127 128H129V129H132V131H131V134H129V132H127L129 129H127ZM164 128L166 129V131L167 132H165L164 131ZM173 128V129H172ZM175 128H176V131L178 130V132H177V134L178 135H174L176 132H174L175 131ZM194 128V129H193ZM197 128V127H196ZM197 128V129H198ZM238 128H241L240 130L238 129ZM25 129H26V131H25ZM28 129V130H27ZM44 129V130H43ZM68 129V130H67ZM81 129V130H80ZM87 129H90V130H87ZM99 129V130H98ZM108 129V130H107ZM110 129V130H109ZM137 129L139 130V131H137ZM170 129H172L171 131H170ZM211 129V130H210ZM13 130V131H12ZM23 130H24V135H23V137H25L24 139H26V141L23 139V138H21V139H18L17 138V136L15 135V133L16 132H21L20 133V135L22 136V132H23ZM36 130V131H35ZM55 130V131H54ZM62 130H65V132H63ZM73 130V131H72ZM84 130H86V131H84ZM93 130H94V133H93ZM104 130H105V132H104ZM107 130V131H106ZM174 130V131H173ZM246 130L248 131V133H246ZM16 131V132H15ZM51 131V132H50ZM58 131V132H57ZM59 131H61L60 133H62V134H64V135H61V134H59ZM77 131H80L79 133H77ZM92 135V140H91V138H89V135L90 134H88V132ZM126 131V132H125ZM133 131H135L134 133H132ZM158 131V132H157ZM170 131V132H169ZM206 131V132H207ZM212 131V132H211ZM12 132H14V135H11L12 134ZM46 132H50L49 134H48V136L46 135ZM58 134H57V133ZM71 132L73 133L72 135H71ZM83 132V133H82ZM84 132H87V138H86V135H85V133ZM104 132V133H103ZM108 132V133H107ZM164 132L166 133L165 135H167V133L169 132V134H170V136L171 137H169L168 135L167 136H165L164 135ZM171 132H173V133H171ZM200 132H201V130H200ZM203 132V131H202ZM214 132V133H213ZM231 132H233V133H231ZM235 132V133H234ZM257 132V133H258ZM34 133V134H33ZM55 133V134H54ZM65 133H67V137H66V134ZM81 133V134H80ZM96 133H97V135H96ZM98 133H99V135H98ZM104 135H103V134ZM106 133V134H105ZM112 135H111V134ZM123 133V134H122ZM196 133V134H197ZM6 134H7V137H6ZM17 134V133H16ZM37 134L39 135V137H40V141H38V139H39V137H37ZM84 134V135H83ZM94 134V135H93ZM102 134V135H101ZM128 134L131 136V138L128 136ZM133 134H134V136L136 135V137H134L133 136ZM138 134V135H137ZM156 134H160L159 135V137H158V135H156ZM184 134V135H183ZM195 134V136H197ZM203 134H206V133H203ZM262 134H264V133H262ZM19 135V134H18ZM32 135H34V136H32ZM76 135V136H75ZM108 135H110L109 136V139H106V137L108 138ZM120 135V136H119ZM156 135V136H155ZM163 135H164V137L166 138H164L163 137ZM172 135H174V136H172ZM189 135V136H188ZM208 135V134H207ZM206 135V136H207ZM15 136V137H14ZM29 137V138H27V137ZM35 137V139H37V141L38 142H40V144H41V146H40V144H37L38 142H36L35 140V142L34 143H36L35 145H36V147L34 146V143L33 142H31V140H30V137ZM46 136L47 137H49V141H50V143H48V140H46V143H48L49 144V148L47 149L46 147V153H47V150H48V155L49 154H51L52 153V151H54V153H52V157H55V156H53V154H55L56 155V157L57 158H51V155H49L50 156V158L51 159H49L48 157V155L45 153V148H44V153H45V155H43V153H41L43 150H41L42 149V146H43V142H41V140H45V139H47L46 138ZM62 136V137H61ZM65 136V137H64ZM71 136V137H70ZM79 136V137H78ZM84 136H85V138L88 140L87 142H86V139L84 138ZM94 136H96V137H94ZM99 136V137H98ZM103 136V137H102ZM106 136V137H105ZM117 136H119V138L121 139V140H123V141H121ZM141 136V137H140ZM145 136V137H144ZM150 136V137H149ZM153 136V137H152ZM188 136V137H187ZM195 136H193V137H195ZM205 136V137H206ZM209 136V135H208ZM222 136V137H221ZM254 136V137H253ZM256 136H258L257 138H259V140L260 141H257V148L255 149V151L254 150H252L253 152L251 153L250 152V150H251V148H246L245 149V147L249 144V141L251 140L250 138H253V140L255 139V140H258L257 138H256ZM260 136H262V137H260ZM3 137L5 138L6 137V140H2L3 139ZM42 137H44V138H42ZM75 137H78V139H76ZM91 137V136H90ZM101 137V138H100ZM113 137V138H112ZM116 137H117V139H116ZM123 139H122V138ZM125 137V138H124ZM149 139H148V138ZM156 137V138H155ZM169 137V138H168ZM181 137H180V140H181V143L183 142L184 144L186 143V140H184L183 139V141H182V139H181ZM247 137V138H246ZM250 137V138H249ZM19 140V142H17L18 143V145H21V147L19 146V149H21V150H19L18 148V152L19 151H21L20 153H18L17 152V149H16V147H18V145L17 144H15L16 143V141H18L17 139ZM59 138L61 139V140H59ZM62 138H64V139H62ZM65 138H67V140H68V142H67V140H65ZM69 138V139H68ZM76 139V140H80L81 139V142L80 141H78L79 142V144L81 143H87V144H85V145H87V147H85L84 146V144L82 145V146H80L79 144H78V142H76V140H71V139ZM96 138H97V144H99L98 146H96L97 144L95 143L96 142ZM102 139V140H100V139ZM130 138V139H129ZM133 138H136L137 140H135L136 141V143H134L133 145L135 146L134 148H136L137 147V150L139 149V153H137V155L135 154V155H133V154H131V152H130V149H131V151H133L134 152V150L132 149V147L129 149H122V151L123 152H118V151H120L121 150V148H120V150L119 149H117L118 148V146H120L119 144L120 143H122V145H121V147H123L125 144H126V142H125V140L127 141V144L129 143V141L131 140V139H133ZM143 138L145 139L144 141H146V143H148L149 144V142L150 141H148L147 142V140H150L151 139V142H153V141H161V142H163L164 144H165V146L167 147L168 146V148H166L165 146H164V148L160 145V144H156V142H154V143H152V150H151V148H150V144H149V148L147 147V145L148 144H146V146H145V143H142L143 141ZM154 138H155V140H154ZM197 138V140L195 141L193 138H191V140L189 139V141L190 142H192L193 143V140L195 141L194 143H193V146L194 145H197V144H195V143H198L199 142V140L201 141V139H199V137H196ZM207 138V137H206ZM8 139H9V141H11V143H13L15 140V143L14 144H12V146H11V143L10 142H8ZM29 139V140H28ZM32 139V138H31ZM84 139V140H83ZM95 141H94V140ZM98 139L102 142V143H98ZM113 139H115V141L113 140ZM119 139V140H118ZM129 139V140H128ZM188 139H187V141H188ZM218 139V140H219ZM228 139V140H227ZM248 139H250V140H248ZM91 140V141H90ZM108 140V141H107ZM153 140V141H152ZM177 141H180L179 139H176ZM217 140V141H218ZM247 140H248V142H247ZM254 140V141H255ZM13 141V142H12ZM28 141H30L29 143H27ZM53 143H52V142ZM59 141H60V143H59ZM69 141H72L71 143L69 142ZM105 141H106V143H108V145L105 143ZM112 143H111V142ZM119 141V142H118ZM121 141V142H120ZM133 140H131V142H132ZM134 141V142H135ZM165 141H166V143H165ZM188 141V143H190ZM233 141V140H232ZM254 141H251V142H254ZM24 142H26V144L24 143ZM76 142V143H75ZM92 143V146L94 147H91V145H90V147H89V144L90 143ZM109 142L111 143V144H109ZM116 142V143H115ZM125 142V143H124ZM130 142V144L132 145V143ZM173 142H171V143H173ZM208 142V143H207ZM228 142V143H227ZM230 142H231V140H230ZM251 142H250V144H251ZM20 143V144H19ZM32 143V144H31ZM56 143V144H55ZM63 143V144H62ZM74 143H75V145H74ZM95 143V144H94ZM117 143H119V144H117ZM141 143H142V145H141ZM160 143V142H159ZM178 143V142H177ZM181 143H179L178 145L180 146H178L179 147V149H177L178 151L180 150L181 152L180 153H182L183 152V150H184V148L186 147L185 145H188V147H189V144H183L182 143V145H184V146H182L181 145ZM192 143H191V145H192ZM208 145H207V144ZM217 143V142H216ZM256 142H254V144H255ZM24 146H23V145ZM68 144H69V146H68ZM71 144V145H70ZM124 144V145H123ZM154 144V145H153ZM175 145H176V142L174 143ZM229 144V145H230ZM242 146V147H244V148H242L240 145ZM261 144H264V141L261 143ZM17 145V146H16ZM31 145V146H30ZM45 145V144H44ZM51 145V146H50ZM105 145V146H104ZM107 145V146H106ZM118 145V146H117ZM129 145V144H128ZM131 145H129L128 147H130ZM160 147H159V146ZM210 145V146H209ZM218 146L219 148H217L216 146ZM236 145H238V146H240L239 148H242V149H245L244 151L241 149H239V148H235V147H237ZM245 145V146H244ZM256 145V144H255ZM4 146H5V148H4ZM27 146H29V147H27ZM39 146V147H38ZM45 146H47V145H45ZM58 148V151H56L57 150V148ZM72 146V147H71ZM80 146V147H79ZM156 146H157V149H159V148H161V151L159 152L157 149H155L156 148ZM181 146L183 147V148H181ZM197 146H200L199 144L197 145ZM211 146H213L212 148H211ZM235 146V147H234ZM250 145H248L247 147H249ZM252 146V145H251ZM250 146V147H251ZM1 147H2V144H1V146H0V150H1ZM13 147H15V148H13ZM32 147V148H31ZM63 147V148H62ZM71 147V148H70ZM103 149H102V148ZM126 147V146H125ZM155 147V148H154ZM159 147V148H158ZM173 147H174V145H173ZM195 147V146H194ZM211 149H210V148ZM256 147V146H255ZM38 148H40V150L38 149ZM55 148V149H54ZM82 148V149H81ZM91 151H89L88 149ZM107 150H106V149ZM127 148V147H126ZM190 148H192L191 146H190ZM189 148V149H190ZM204 148H206V149H204ZM216 148V149H215ZM15 150V152H16V154H13V155H11L10 156V152H12V151H14ZM31 149H32V151H31ZM35 149H36V151L38 152V151H40V152H38V153H36V151H35ZM38 149V150H37ZM50 149V150H49ZM93 149V150H92ZM94 149H96L95 151H94ZM170 149H172V148H170ZM174 149V148H173ZM176 149H174V150H176ZM186 149V148H185ZM192 149H194V148H192ZM191 149V150H192ZM213 149V150H212ZM217 149L219 150V152H221V153H218V155H217ZM222 149V150H221ZM247 149H250V150H248L247 151ZM252 149H253V147H252ZM263 150V152H262V150ZM28 150V151H27ZM30 150V151H29ZM59 150H61L60 152L61 153H63L64 155H62V154H60V152H59ZM74 150H76L78 153H76V151H74ZM79 150V151H78ZM102 150V151H101ZM116 150V151H115ZM129 150V151H128ZM137 150L135 151V153L137 152ZM157 150V152H158V154L157 155H155L156 153H155V151ZM173 150V156H174V153H176V151H174ZM197 150V149H196ZM203 150V151H202ZM209 150H211L212 151V153H211V151H209ZM214 150H216L217 152H215ZM2 151V150H1ZM10 151V152H9ZM23 151V152H22ZM64 151V152H63ZM69 151H71V152H69ZM92 151L95 153V154H97L96 156H95V154L94 153H92ZM100 151L103 153L104 151H105V155L103 154V157L102 156H100V155H102V154H100ZM125 151V152H124ZM126 151H128L127 153H126ZM146 151V152H145ZM154 151V152H153ZM186 151V150H185ZM205 151H206V153H205ZM30 152H31V154H30ZM32 152H34V153H32ZM87 152H89V153H87ZM147 153V154H149L148 156H150V161H149V159L147 158V160L150 162L149 164H151L150 166H149V164H148V166L149 167H152V168H144L145 166H142V168H140L139 170H138V162L140 163V161L142 160V158L141 157H146V156H143V155H146V154H143V153ZM172 152V151H171ZM187 155L188 154H191L192 152H194V150H192L191 151V153H190V150L188 151V149H187ZM189 152V153H188ZM198 150H197V155L196 156H198ZM202 152H204V153H202ZM215 152V153H214ZM226 153V155L223 157V155ZM236 152H237V154H238V156H236L237 154H236ZM244 152V153H243ZM250 152V153H249ZM71 153V154H70ZM83 153V154H82ZM84 153H87V156H84V155H86V154H84ZM91 153V154H90ZM123 153V154H122ZM185 153V152H184ZM196 153V152H195ZM234 154V156H233V154ZM24 154V155H23ZM58 154V155H57ZM67 154V155H66ZM90 154V155H89ZM98 159H95L96 160V162H98V163H96L97 165L96 166H98V164H101V162H104V161H101L100 159H103L105 156L107 157V161L110 159V160H112V158H114V157H116V156H119V158H114L113 159V161H111L113 164H114V166H115V162H120L121 161V159L122 158H124L123 159V161L122 162H125V164H123L124 166L125 165H127V164H129V163H133V167L135 166L136 167V170L137 171H135V174H133L134 175V179H128V177H131V175H132V169L131 170H129L128 169V167L130 168V166H125V167H122V166H120L122 163H116V165L118 164L119 165V167L120 168H118V169H116V167L115 168H113V167H111L112 166V164H111V166H109V164L111 163V162H109V164H108V166H109V171L108 170H106L107 168H108V166H106L107 168H103V169H105L106 171H108V172H106L105 170H104V172L103 171H99V169L101 168V166L99 167V169L98 168H96V166L94 167V169H92L93 168V166L91 165V163H89L90 164V166H92V168H91V170L90 171H88V170H86L87 169V167H89V169H90V166H89V164H87V167H84V164H86L87 162H89V161H92V159H91V157L93 158V155ZM117 154V155H116ZM120 154V155H119ZM143 154V155H142ZM164 154H165V152H164ZM178 154V152L175 154V157H176V155ZM210 154V155H209ZM211 154H212V156H214L215 154L217 155V156H214L213 158H212V156H211ZM232 154V155H231ZM236 154V155H235ZM241 154H242V162L240 161L239 162V159H241L240 157H241ZM243 154H245V155H243ZM252 154V155H253ZM260 154H262V155H260ZM28 155H30V156H28ZM35 155V156H34ZM36 155H38V156H40L41 158H39L38 156V158L36 157ZM41 155H43V156H41ZM76 155V156H75ZM113 155H115V156H113ZM130 155H133V161H131L130 162V157L129 156ZM139 155H141L140 156V158H139ZM168 155V154H167ZM171 155V154H170ZM186 155V156H187ZM221 155V156H220ZM45 156H47V157H45ZM63 156V157H62ZM71 156V157H70ZM91 156V157H90ZM100 158H98V157ZM122 156V157H121ZM166 156V155H165ZM185 156V155H184ZM191 156H193V154H191ZM218 156H220V157H223L221 160H225L224 162H225V164H227V163H229V164H227V166H230V167H228L227 168V166H224L223 164H224V162L222 163L221 161L219 162V164H218V166L215 164V162H217V157ZM240 156V157H239ZM3 157V158H4ZM27 157V158H26ZM33 157V158H32ZM34 157H35V160H34ZM45 157V158H44ZM69 157V158H68ZM72 157H74L75 159H74V161L75 162H72L73 160V158ZM89 157H90V160L88 161V159H89ZM94 157V158H95ZM130 159H128V158ZM135 157H137V158H135ZM178 157L180 158V157H182V159H183V156L181 155L180 156V154H178ZM190 156H187L185 159H184V162H187L186 160L188 159H190L189 158ZM217 159H216V158ZM220 157H219V159H220ZM226 157V158H225ZM230 157V158H229ZM244 157H245V159H244ZM247 157V158H246ZM46 159V158H48L47 160H45V162L43 161L44 159ZM81 158V159H80ZM109 158V159H108ZM132 158V157H131ZM164 158V157H163ZM165 158H167V157H165ZM169 158V157H168ZM195 158V157H194ZM193 158V162H195V159L197 160V157L194 159ZM215 158V159H214ZM229 160H228V159ZM234 158V159H233ZM248 158V159H249ZM254 157H252V159H253ZM24 160L25 161V163H26V165H25V163L23 162V161H21V160ZM39 159V160H38ZM55 160V159H57L58 161L55 163V161H53V160ZM63 159V160H62ZM66 159V160H65ZM77 159L79 160L78 162H77ZM83 159H84V164H82V161H83ZM136 159V160H135ZM138 159L140 160V161H138ZM144 159H146V158H144ZM182 159L180 160V161H182ZM231 159H233L232 161H231ZM237 159V160H236ZM247 159V160H248ZM34 160V161H33ZM40 160H41V162H40ZM63 162H62V161ZM72 160V161H71ZM80 160H81V162H80ZM104 160H106V158H104ZM109 160V161H110ZM116 160H118V161H116ZM129 160V161H128ZM173 160V159H172ZM171 160V161H172ZM207 160V161H206ZM214 160H215V162H214ZM250 161H251V159H249ZM248 160V161H249ZM254 160V159H253ZM253 160H252V162H253ZM256 160H255V162H254V164H256ZM264 160V159H263ZM21 161V162H20ZM66 161V162H65ZM93 161H94V159H93ZM101 161V162H100ZM138 161V162H137ZM144 161V160H143ZM158 161V160H157ZM160 161V160H159ZM165 161V159H163V162L162 161H160L161 163H164V162H166ZM179 161V160H178ZM190 161V160H189ZM235 161H237V162H235ZM244 161V162H245ZM250 161L248 162V165H250V166H248L249 167V170H248V174H249V171L251 170V168L253 167V166H255V165H253L252 166V162H251V164H250ZM9 162H10V164H9ZM37 162H38V164H37ZM47 162H49L48 164H50L51 165V169H49V170H51L52 171V173H53V170H55L54 172L56 173V168H57V166L59 165V163L58 162H60V164L61 165H59L60 167L59 168H63L62 170H63V172H64V170L66 171V170H68V171H66L67 172V177L69 176L70 177V180H69V182H68V180L67 181H65L64 182V180H66V177H64V175L66 174H63V176L61 177V174L63 173L61 170V172L60 171H58L59 173H60V175H58V173H56L57 175H58V177H57V175L55 176V173L54 174H52V173H48V174H50V175H48L49 177H52L51 175H54V178L52 177V178H48V176H46V174L45 175H43V176H45L44 178H43V180L41 179V178H39V177H41V175L42 174H44V172L45 173H47L49 170L48 169H46V167H49L50 168V165H47ZM62 162V163H61ZM65 162V163H64ZM95 162V161H94ZM137 162V163H136ZM154 162V163H153ZM159 162V163H160ZM192 162V161H191ZM209 162H211L212 163V165H210L209 164ZM234 162H235V164H234ZM247 162V161H246ZM259 162V161H258ZM257 162V163H258ZM261 162H264V161H261ZM260 162V163H261ZM8 163V165H7V168H9V170L7 171L6 170V164ZM20 163H22V165L20 166ZM43 163V164H42ZM69 163H71V164H69ZM73 163V164H72ZM75 163L77 164V165H75ZM93 163V162H92ZM105 163H108V162H104V165H107V164H105ZM143 164H144V162H142ZM142 163H140V164H142ZM145 163H146V161H145ZM157 163V162H156ZM214 163V164H213ZM221 163H222V165H221ZM230 163H233V165H230ZM243 164V165H241L240 166V164ZM45 164L47 165V166H45ZM56 164V165H55ZM80 164V165H79ZM135 164V165H134ZM142 164V165H143ZM205 164H206V166L207 167H205ZM44 167H43V166ZM54 165V166H53ZM64 165H65V167H64ZM72 167H71V166ZM101 165H103V164H101ZM103 165V166H104ZM117 165V166H118ZM144 165H146L147 166V163L146 164H144ZM152 165H154V166H152ZM202 165V166H201ZM257 165H259V164H257ZM256 165V166H257ZM261 167L260 166H257L258 167V169H259V171H258V174L261 172V170H264L263 169V166H264V164L263 163H261ZM4 166V168H2L1 169V167H3ZM11 166V165H10ZM39 166H41V168H39ZM55 166H56V168H55ZM62 166V167H61ZM83 166V167H82ZM86 166V165H85ZM157 166V167H156ZM216 166L218 167L217 169H216ZM224 168H223V167ZM233 166V167H234ZM27 169H26V168ZM35 167H37V168H39L38 169V171H37V169L35 170ZM55 169H54V168ZM66 167H68L67 169H66ZM71 167V168H70ZM76 167H78V168H83V170L85 169L86 171H84V172H82V173H79V169H77ZM134 167V168H135ZM178 167H180V166H177V167H175V168H178ZM211 167V168H210ZM213 167L216 169V171H212V169H213ZM247 166H246V169H245V171H247V168H248ZM260 167V168H259ZM45 168V171L43 172V169ZM59 168H58V170H59ZM65 168V169H64ZM77 170H76V169ZM99 171V172H101V175H100V173H99V175H100V177H98L99 175H97L98 173H97V171H96V169ZM121 168H122V170H121ZM123 168H124V170H126V169H128V173H129V171L131 172V175H128V173H127V171H126V173H124V175L125 174H127V179L130 181V182H128L127 184L125 183V182H127L128 180L125 178L126 176H124V180H123V178H121V176H122V172L121 171H124L123 170ZM134 168H133V170H134ZM154 168V169H153ZM174 168V169H175ZM228 169V170H232V172H230V171H228L229 173H231V174H229V173H227V170L226 169ZM231 168V169H230ZM237 168V167H236ZM244 168H243V170H244ZM25 169V170H24ZM40 169H42V173L41 172H39L40 171ZM53 169V170H52ZM72 169V170H71ZM73 169H75L74 171L76 172V171H78V173H79V175L80 176H78V178L75 176H73L72 175V173H75V172H73ZM103 169H101V170H103ZM141 169H142V171H141ZM147 169V170H146ZM148 169H149V171H148ZM152 169V170H151ZM158 169V170H157ZM160 169V170H159ZM179 169V168H178ZM177 169V170H178ZM200 169H202V168H200ZM209 169H211V171L209 170ZM238 169V170H239ZM256 169V167L254 168V169H252L251 170V172L252 171H254ZM258 169H256V170H258ZM261 169V170H260ZM48 170V171H47ZM81 170V169H80ZM112 170H113V172H112ZM145 170V171H144ZM154 170V173L152 172ZM165 170V171H164ZM172 170V169H171ZM203 170V169H202ZM209 170V171H208ZM242 168H241V170H239V171H241V173H239V171H238V173H239V175L241 176V174H242ZM51 171H49V172H51ZM71 171H72V173H71ZM144 171V172H143ZM156 171V172H155ZM163 171V172H162ZM169 171V170H168ZM173 171V170H172ZM201 171V170H200ZM218 171V172H217ZM226 171V172H225ZM17 172V173H16ZM20 172H21V174H20ZM33 172V173H32ZM38 172V173H37ZM140 172V173H139ZM141 172H143L142 174H141ZM147 172V173H146ZM162 172V173H161ZM202 172V171H201ZM216 172V174H214V173ZM250 172V173H251ZM5 173V174H6ZM20 175H19V174ZM34 173H37L38 174V176H36L37 178H38V181H36L35 179L33 180V177H35L33 174ZM84 173V174H83ZM89 175H88V174ZM112 173V175H113V177L114 176H117V178H110L112 175H110ZM151 173V174H150ZM157 174V176H156V174ZM159 173H161V175H159ZM203 173H204V175L206 176V174H205V172L203 171L201 174L203 175ZM238 173H236L237 174V176H238ZM243 173H244V171H243ZM247 173H246V175H247ZM253 173V172H252ZM255 173H257L256 171H255ZM25 174V175H24ZM76 175H78L77 174V172L75 173ZM102 174H104V175H102ZM109 174V175H108ZM130 174V173H129ZM139 174H141V175H139ZM150 174V175H149ZM165 176H164V175ZM173 174H175V172L173 173ZM258 174H256V175H258ZM262 174H263V171H262ZM36 175V174H35ZM70 175H72V176H70ZM83 175H86V178H87V176H90V177H88V178H92L91 180H90V182H91V186H89V181L87 182L88 183V186H89V188L87 187V185L85 184V182L88 180V178L86 179H84L83 178ZM142 175H144V176H142ZM145 175H148L149 176V178H154L155 176L156 177H158V178H155L156 179V181L155 182H152L153 180H149L148 179V176H146L145 177ZM160 177H159V176ZM171 175V176H170ZM203 175V176H204ZM244 175V174H243ZM264 175V174H263ZM15 176H18L17 178H21V180L23 179V182L25 183V185L26 186H24L26 189H24V192H23V189H22V187H20V186H22V181L20 180H16V179H14V177ZM25 176V177H24ZM42 176V177H43ZM61 178H60V177ZM66 176V175H65ZM82 176V177H81ZM105 176V177H104ZM137 176L139 177V178H137ZM167 176H169L168 178H167ZM212 176V175H211ZM228 176H226V178L228 177ZM240 176H238V177H235V178H219V176L217 175L216 177V179L220 182V184H222V181H225V180H227V184L226 185H228L229 184V186H230V183H229V181L233 184V182L234 181H231V180H233V179H235L236 180V178H237V180H238V178L240 177ZM249 176V175H248ZM255 175H253V176H250V177H254ZM261 176V175H260ZM23 177V178H22ZM35 177V178H36ZM47 177V179H45ZM56 177V178H55ZM64 177V178H63ZM81 177V178H80ZM85 177V176H84ZM103 177V178H102ZM106 177H108V178H106ZM118 177H119V181H118ZM131 177V178H132ZM145 177V178H144ZM166 178V179H168V180H163V178ZM174 177H175V175H174ZM173 177V178H174ZM210 177V175H207V177H205V178H208V179H206L205 180V182H206V184L208 183V180L211 178H209ZM242 177V176H241ZM244 177H247V176H245L244 175ZM249 177V178H250ZM256 177V179H258L257 177H259V175L258 176H255ZM264 177V176H263ZM80 178V180H78ZM83 178V180H81ZM100 178H101V180H100ZM104 178H106V179H108L107 181H104ZM121 178V179H120ZM143 178V180H141ZM172 178V179H173ZM175 178H177V177H175ZM174 178V179H175ZM213 178V177H212ZM245 178L246 180H248V181H246V182H249V184H250V182H251V180L253 181L252 183L253 184H255V182L257 183V180H255V182H254V179L255 178ZM6 179V180H5ZM8 179H9V181H8ZM11 179H14V180H16V182H15V184H17V181H19V183L21 182V184H20V186L19 187H17L15 184H13L12 183V181H11ZM45 179V180H44ZM71 179H72V181H71ZM73 179H74V181H73ZM109 179H111V180H109ZM112 179L114 180L113 181V185H115L114 187H113V185L111 186V185H109V183L107 184V182L108 181H112ZM117 179V180H116ZM173 179V180H174ZM261 179V178H260ZM258 180L259 182L258 183H260V181L261 180ZM8 183V182H10L11 183V185H12V187H11V189H10V187H7V186H5V185H8V184H6V183H4L3 184V182H5V181ZM13 180V181H14ZM42 180V182H40V183H38L39 181H41ZM54 180H56V181H54ZM58 180V181H57ZM59 180H60V182L63 180V182L64 183H62L61 182V188H62V184H65L66 182V184L63 186V188H62V190H57L56 189V186H55V184L57 183V184H59L60 185V182H59ZM85 180V181H84ZM93 180V181H92ZM116 180V181H115ZM123 180V183L121 182ZM137 180V181H136ZM150 181V183L148 182V181ZM178 180V181H177ZM177 180H175L177 183L179 182V179H177ZM237 180L234 182L235 183V186L236 187H238L239 185L237 184L238 182H237ZM243 180V179H242ZM250 180V181H249ZM36 181V182H35ZM43 181L44 182H46V183H43ZM48 181H50L49 182V184H47L48 183ZM53 181V182H52ZM70 181L72 182V183H70ZM77 181H79V182H77ZM81 181V182H80ZM103 181V184L102 185H104V186H101L100 184L101 183H99L98 184V182H102ZM125 181V182H124ZM141 181V182H140ZM143 181V182H142ZM147 181V182H146ZM163 181V182H162ZM171 181V180H170ZM210 181V180H209ZM212 181V180H211ZM239 181V180H238ZM34 182V183H33ZM56 182V183H55ZM59 182V183H58ZM74 182V183H73ZM83 182H84V184L86 185V188H88V189H86L84 186L85 185H83ZM95 183V184H93V183ZM105 182V183H104ZM117 182H119V184H118V187H116L117 186ZM139 182V183H138ZM145 182V183H144ZM214 182V181H213ZM213 182H209V183H212L213 185H215ZM237 182V183H236ZM240 182V181H239ZM246 182H244V183H242L243 184V188H245L244 187V184L245 185H247L246 184ZM9 183V184H10ZM23 183V184H24ZM36 183H37V185H36ZM41 183H43V184H41ZM76 183H79V184H76ZM97 183V184H96ZM111 183V182H110ZM122 183V185L124 184H126L125 185V187H126V190L127 191H125V188H124V186L123 187H121L120 186V184ZM137 183V184H136ZM142 183V184H141ZM177 183L176 184H174V183H172L171 185H169L168 184V186H171L172 187V185H174L175 186V188L177 187ZM257 183V185H259ZM263 183V186H264V181L263 182H261V184ZM45 184V185H44ZM56 184V185H57ZM68 184V185H67ZM81 184V185H80ZM107 184V185H106ZM180 184V183H179ZM198 184H200V183H198ZM240 184V183H239ZM242 184H240L241 185V187H242ZM249 184H248V189H246L245 188V190H246V192L245 193H247L249 196H251V195H253L252 194V192L249 190V188L251 187V186H249ZM11 185H9V186H11ZM18 185V184H17ZM44 185V186H43ZM59 185H57V187L58 188H60V186ZM70 185V187H66V186H69ZM72 185V186H71ZM75 185V186H74ZM94 185V186H93ZM96 185V186H95ZM128 185L130 186V187H128ZM133 185H137L136 186V188H134L135 186H133ZM138 185H140V186H138ZM157 185V186H158ZM195 185V184H194ZM225 185V186H226ZM250 185H252V184H250ZM3 186H5V188H6V190H5V188H4V190L2 189L3 188ZM43 186V187H42ZM45 186H47L46 187V189H45ZM81 186L83 187V188H81ZM99 186H101L100 188L102 189V188H104V187H106L107 189H108V192L109 191H111V192H105V191H107V189L106 190H104V193L102 192L103 190H98V188H99ZM108 186V187H107ZM232 186V185H231ZM230 186V188H232ZM234 186V187H235ZM253 186V185H252ZM32 189H31V188ZM38 187V188H37ZM42 187V188H41ZM95 187V188H94ZM111 187V188H110ZM113 187V188H112ZM119 187L122 189H119ZM133 187V188H132ZM159 188H161L162 189V187H163V189H164V186H163V184H161L160 186H158ZM166 188H167V186H165ZM213 187V186H212ZM233 187V188H234ZM256 187V186H255ZM19 188V189H18ZM34 188V189H33ZM49 188H51V186L49 187ZM60 188V189H61ZM66 188V189H65ZM81 188V189H80ZM97 188V189H96ZM114 188H115V190H114ZM146 188V187H145ZM158 188V190H161V189H159ZM170 188V187H169ZM175 188L174 187H172V189H174L173 190V192H175L176 190H175ZM211 188V187H210ZM216 188V187H215ZM214 188V189H215ZM224 188V187H223ZM233 188H232V191L235 193V192H239V191H236V189L234 188V190H233ZM239 188H240V186H239ZM242 188V189H243ZM21 189V190H20ZM29 189H31V191L29 190ZM57 190V191H53V190ZM86 189V190H85ZM89 189H90V191H89ZM110 189V190H109ZM134 189V190H133ZM136 189V190H135ZM148 189H150V187L148 188ZM163 189H162V191H160V192H164V191H166L165 189H164V191H163ZM171 189V188H170ZM172 189H171V191H172ZM252 190H253V187L251 188ZM260 189V188H259ZM3 190V191H2ZM10 190H11V192H10ZM16 190V191H15ZM37 190V192H35V191ZM78 190H80V191H78ZM82 190V191H81ZM87 190H88V192H87ZM132 190V191H131ZM142 190V189H141ZM238 190V189H237ZM240 190V189H239ZM256 190H258V188L256 189ZM263 190V189H262ZM7 193H6V192ZM12 191H13V193H12ZM19 191H21L20 192V194H18L19 193ZM28 191V192H27ZM65 191V192H66ZM83 191H85V192H83ZM97 191L99 192V191H101V192H99L98 194H97ZM168 191H170V190H168ZM177 191H178V189H177ZM176 191V192H177ZM208 191H209V189H208ZM254 191H255V189H254ZM261 191V190H260ZM260 191H256L254 194H256V193H258V192H260ZM6 194H8V196L10 197V199H8L7 197H6V195H5V193ZM26 192V193H25ZM32 192H34V193H32ZM46 192V193H47ZM71 192V193H72ZM81 192L82 193V196L81 195H79V193ZM92 192V193H93ZM159 192V191H158ZM167 192V191H166ZM243 191L241 190V193H242ZM25 193V194H24ZM31 193V194H30ZM59 193H57V195H56V197L58 196V197H60L58 194ZM80 193V194H81ZM84 193V194H83ZM103 193V194H102ZM121 193H123V194H121ZM126 193H128V194H126ZM139 193H141L140 191H139ZM143 193V194H144ZM244 193V192H243ZM260 193H263V192H260ZM11 194V195H10ZM22 194V195H21ZM24 194V195H23ZM100 194H102L103 196H105L104 197V199L102 200L101 199V196H99ZM111 194V195H110ZM131 194H132V196H131ZM150 194V195H149ZM165 194H167V193H165ZM239 194H240V192H239ZM246 194V195H247ZM21 195V196H20ZM31 195H32V197H31ZM79 195V196H78ZM117 195V196H116ZM126 195H130L129 197L128 196H126ZM134 195H136L135 197H134ZM158 195H160V194H158ZM241 195V194H240ZM25 196V197H24ZM71 196V195H70ZM103 196H102V198H103ZM119 196H121V197H119ZM165 196V195H164ZM164 196H163V198H164ZM242 197H244L245 195H241ZM47 197H49L48 195H47ZM50 197H52V196H50ZM98 197H100V199L98 198ZM108 197V198H107ZM125 197L127 198V199H125ZM4 198V199H3ZM28 198V201L26 200ZM110 198H111V200H110ZM115 198V199H114ZM117 198V199H116ZM122 198V199H121ZM133 198V199H132ZM141 198H144V199H146L145 201V204L142 202V200H144V199H142L141 200ZM13 201H12V200ZM65 201H63V200ZM66 199V200H65ZM108 199V200H107ZM114 199V200H113ZM119 199H120V201H119ZM124 199V200H123ZM136 199H137V201H136ZM156 199V200H155ZM10 200V201H9ZM107 202H106V201ZM110 200V201H109ZM115 200H118V202H116ZM126 200V201H125ZM21 201H20V204H21ZM30 201H32L31 203H32V205L34 206V208H33V206L30 204ZM52 201V202H51ZM61 201V202H60ZM62 201H63V203H64V205H62ZM77 201V202H76ZM97 201V202H96ZM136 201V202H135ZM138 201H141V204L139 205V204H137L138 203ZM3 202H2V204H3ZM26 202V203H25ZM27 202H28V204H27ZM54 202V203H53ZM94 202H96V203H94ZM102 202V203H101ZM112 202H116V208H117V206L118 205H120V203H122V204H124L125 206L126 205H128V204H131V205H128L129 207H128V209L127 208H125L126 210H124V209H122L123 207H122V205H120V207H122L121 209V212L122 211H126V212H128V213H126V212H124V215H123V213L121 214V216L123 215V218H124V220L122 219H118V217H120V210H118L119 209V207H118V217H116V214H117V212H116V214H115V212H114V210L116 209H108V207H114V203L112 204ZM132 202V203H131ZM9 203H12V205H13V207H12V205L11 204H9ZM52 203L53 204H55V206L54 205H52ZM60 203V204H59ZM79 205H78V204ZM94 203V204H93ZM99 203V204H98ZM133 203H135L136 204V208H138V207H140L141 205H143V206H141V207H144V208H141V210L143 211V213H141L140 215L138 214V213H136L137 211L136 210H138V209H136V210H132V205H135V204H133ZM143 203V204H142ZM58 204V205H57ZM67 204V205H66ZM71 204V205H70ZM84 204V205H83ZM111 204H112V206H111ZM7 205H9V206H7ZM25 205H28V210L26 209V207H25ZM32 207V208H30V206ZM66 205V206H65ZM77 206V208H79L80 206V208H82V211L80 210H78L75 206ZM89 205V206H88ZM93 205V206H92ZM102 205V206H101ZM148 205V204H147ZM25 208V210L23 211V210H21L23 207ZM64 206L65 207H69V209L68 208H64ZM86 206V205H85ZM130 206H132V207H130ZM55 207V208H54ZM135 207H133V208H135ZM14 208V209H13ZM21 208V209H20ZM79 208V209H80ZM84 208V209H83ZM88 208H89V211H88ZM93 208H96L95 210L93 209ZM104 208H107L106 210L104 209ZM193 208V207H192ZM29 209H31V210H29ZM63 209H65V210H63ZM77 209L79 212L77 213L75 210ZM91 209V210H90ZM33 210V211H32ZM52 210V211H53ZM70 210V213H73L72 211ZM106 211V213H105V211ZM110 210L113 212L112 214H110L111 212H110ZM140 210V209H139ZM23 211V212H22ZM66 211V212H65ZM92 212V214H91V212ZM136 211V212H135ZM32 212V214L33 215H30V213ZM85 212V211H84ZM85 212V213H86ZM139 212V211H138ZM23 213V214H22ZM26 213V214H25ZM50 213V212H49ZM67 213V215H65ZM73 213V214H74ZM94 213H95V215H94ZM97 213V214H96ZM106 214V215H107ZM50 215V214H49ZM52 215H54V216H52ZM52 215L51 216H47V215H45V217H44V219H46V218H51V217H54L55 218V214H53L52 213ZM99 216H101V215H99ZM97 217L98 216H96V218L95 219H97ZM110 217V218H109ZM29 218V217H28ZM30 219V218H29ZM56 219V218H55ZM100 219V218H99ZM118 219V220H117ZM40 220V219H39ZM105 220V221H106ZM36 223H35V222ZM105 222V224H108L109 222ZM126 221V222H127ZM131 221V222H132ZM125 222V223H126ZM45 223V222H44ZM109 226V225H108ZM107 227V226H106Z\"/></svg>", "mask_w": 264, "mask_h": 264}, {"label": "bare ground", "instance_id": "bare-ground-1", "mask_svg": "<svg viewBox=\"0 0 264 264\" xmlns=\"http://www.w3.org/2000/svg\"><path fill=\"white\" fill-rule=\"evenodd\" d=\"M20 1V0H19ZM25 1V0H24ZM46 1V0H45ZM45 1H43V3H45ZM68 1V2H67ZM71 0H64V2H66V3H68V4H66V3H64V5L66 4V5H72V4H76V7L78 6V4L76 3V1H73L72 3L70 2ZM81 1V0H80ZM80 1L78 0V3H80ZM88 1V0H87ZM90 2H91V0H89ZM88 1V2H89ZM96 1H98V0H96ZM104 1V0H103ZM106 1V0H105ZM111 1V0H110ZM119 1V0H118ZM117 1V2H118ZM164 1V0H163ZM166 1V0H165ZM194 1H196V0H194ZM225 1V0H224ZM229 1V0H228ZM238 1V0H237ZM236 1V3H238ZM247 1V0H246ZM31 2L32 3H34L35 1L34 0H31ZM31 2L29 1V3L31 4ZM51 3V0L50 1H48V3ZM53 2V1H52ZM61 2V1H60ZM69 2H70V4H69ZM81 2H83L82 3V5H81V3L79 4V6L78 7H82L83 8V10H81V11H83L84 12V14H85V10H84V6L85 5H87V6H89L88 8H90V7H92V6H94V2H95V0H94V2H91V3H93V5L91 4V3H86L85 5H84V3L86 2H84V0L83 1H81ZM98 2H100V1H98ZM107 2V1H106ZM112 2V1H111ZM121 3H122V1H120ZM127 2H129V0H127ZM155 2V1H154ZM153 1H151V3H154ZM167 2V1H166ZM212 2V1H211ZM222 2V1H221ZM240 2V1H239ZM249 2V1H248ZM262 2V1H261ZM24 2H18V0H0V25H1V27H0V52L1 53H3V52H12V51H20L21 52V54L20 55H22L21 57H18L17 55V58H22V57H24L26 60H28V64H30L29 62H31L32 64H31V66L33 67V70H32V67L31 66H29L28 64H27V61L25 60V61H23L25 64H26V66H25V64H24V67L25 68H21V70L19 71L20 73V75L22 74L23 76H24V74L23 73H25L26 74V78H25V80L23 81L24 82V84H25V82H26V84L28 83V79L30 80V81H32V82H29V83H31V85H32V83L34 82V83H36V85H38V88H41L40 86H45V82H44V78L45 77H49L54 71H55V68H56V71H60V75L56 72V75L58 74L62 79V81H63V79H65L64 80V83L65 84H67L66 83V81L67 82H70L71 81V83H72V85H71V87H70V85L69 84H67L66 86L68 87V85H69V88H67V89H69L68 90V92H70L71 90L73 91V89L72 88H74V90L75 89H78V87L77 86H81V87H79V89L78 90H80V88H81V90H84V89H86L87 87L85 86V84H84V87H83V84L81 83V81L82 80H84V79H86V82L88 83L89 81H91V80H93L92 78H90L89 76V74H91V70H90V72H89V76L86 78V74H84V67H85V65H84V67H81V66H83V65H79V64H81V63H79L80 61H79V59H81L80 57H78V64L77 63H74V61L71 59V57L69 58V57H67V58H69V60H72L71 61V64H72V66H70V67H67L68 68V70H66V68L64 67V62H62L61 60H60V54L61 53H63V52H61L60 53V51L59 50H56L55 48H53L52 50H50L51 48H49V46H50V41H51V36H52V31H53V29L55 28L52 24H51V20L49 21V22H46V20L47 19H45V22H43V21H41V20H44V18H46V16L47 17H49L48 16V14H47V11L49 10L48 8L50 7V5L52 4H46L47 6L46 7H44V5H43V7L40 5V3H42L41 2V0H40V2L38 1L37 2V8L39 9V10H35L36 12H40V11H42V12H44V13H46V14H44V16H43V14H42V12L41 13H38V14H40L39 16H41V17H39L40 19H38V17H36L37 15L35 14V12H33V14L31 13V11H33V8H35V6L34 7H32V5L33 4H31V6H29L30 4L28 3V0H26V3H28L29 5H27L26 7H20V6H22V4H23ZM26 3H24L23 5H26ZM36 3V2H35ZM42 3V4H43ZM47 3V2H46ZM101 3H102V5L104 4V2H102L101 1ZM113 3V2H112ZM112 3H110L111 5H112ZM123 3L125 4V2L123 1ZM130 3H132V0H130ZM129 3V4H130ZM220 3V2H219ZM245 3V2H244ZM250 3V2H249ZM249 3H245V8H247V6L248 7H250V5L253 3V2H251L250 3V5H248ZM61 4H63L62 2H61ZM60 4V5H61ZM91 6H90V5ZM96 4V8H99V6H100V3L99 4H97V3H95ZM106 4V3H105ZM110 4H108V5H110ZM115 4V3H114ZM113 4V5H114ZM118 4V3H117ZM157 4V3H156ZM164 4H165V2H164ZM197 4H199L198 2H197ZM213 4V3H212ZM217 4V3H216ZM257 4V3H256ZM35 5V4H34ZM84 5V6H83ZM101 5V6H102ZM134 5V4H133ZM163 5V4H162ZM175 5V4H174ZM204 5H206V4H204ZM203 5V6H204ZM41 6V7H40ZM49 6V7H48ZM56 6V5H55ZM118 6V5H117ZM120 6V5H119ZM122 6V5H121ZM121 6H120V8H121ZM124 6H127V4L126 5H124ZM130 6V5H129ZM255 7H256V5H254ZM253 6V7H254ZM1 7H4L3 9L1 8ZM29 7H32V10L30 11V13H28V15H27V13H26V11L28 10V9H30ZM48 7V8H47ZM51 7H53L52 5H51ZM50 7V8H51ZM67 7V6H66ZM76 7H73L74 8V10L76 9ZM86 7V6H85ZM95 7H92V9H93V11H94V9H95ZM104 7H106V5H104ZM103 7V11H104V8ZM107 7H109V6H107ZM112 6H110V8H111ZM114 7V6H113ZM136 7V6H135ZM162 7V6H161ZM198 7V6H197ZM200 7V6H199ZM202 7V6H201ZM230 7H232V6H230ZM20 8V9H19ZM26 8H28V9H26ZM56 8V7H55ZM69 8H71L70 6H69ZM115 8V7H114ZM124 8V7H123ZM123 8L122 9H120L119 10V12L122 10L123 11ZM139 8V7H138ZM165 8V7H164ZM167 8V7H166ZM165 8V9H166ZM181 8V7H180ZM192 8H195L196 9V7H192ZM209 8V7H208ZM233 9H234V7H232ZM244 8V7H243ZM242 8V9H243ZM42 9V10H41ZM47 9V10H46ZM62 9H63V7H62ZM78 9V8H77ZM77 9L75 10V12H76V16H77ZM91 9V8H90ZM89 9V11L91 12H88V14L87 15H93V11H92V9L90 10ZM101 9V8H100ZM99 9V10H100ZM109 9V8H108ZM111 9H113V8H111ZM109 10V11H112V10ZM117 9H119V7H116V10L114 11V13L115 12H117ZM142 9V8H141ZM198 9V8H197ZM250 9H251V7H250ZM257 8H255V10H256ZM45 10H46V12H45ZM51 10H53V9H51ZM63 10H67V9H63ZM98 10V11H99ZM114 10V9H113ZM128 10V9H127ZM138 10V9H137ZM155 10V9H154ZM157 10V9H156ZM156 10H155V12H156ZM177 10H179V9H177ZM184 10V9H183ZM190 10V9H189ZM206 10H207V8H206ZM231 10L232 9H230V12H231ZM248 10H249V8H248ZM254 10V11H255ZM263 10H264V7H263ZM68 11H70V9H68ZM106 11V10H105ZM188 11V10H187ZM199 11V10H198ZM96 13H97V11H95ZM100 12V11H99ZM128 12V11H127ZM155 12H151V14L152 13H154V15H155ZM176 12V11H175ZM214 12V11H213ZM241 12V11H240ZM245 12V11H244ZM243 12V13H244ZM249 12H251V11H249ZM256 12V11H255ZM263 13H264V11H262ZM50 13V12H49ZM69 13V12H68ZM90 13V14H89ZM96 13H95V16H92L93 17V19H97L98 20V18H100L101 17V15H100V17H96ZM101 13V12H100ZM99 13V14H100ZM139 13H140V11H139ZM169 13V11L167 12V14ZM192 14L194 13L193 11L191 12ZM204 13V12H203ZM223 13H225V11L223 12ZM238 13V12H237ZM246 13H247V11H246ZM262 13V14H263ZM36 15V16H34V17H36L37 18V20H36V18H34L33 16L32 17H27L26 18V16H29V15ZM70 14V13H69ZM98 13H97V16L99 15ZM117 14H119V13H117ZM116 14V15H117ZM149 15V17H151L152 15ZM157 14H158V12H157ZM166 14V15H167ZM174 14V13H173ZM172 14V15H173ZM182 14V13H181ZM213 14V13H212ZM62 15V14H61ZM75 15L74 16H71L69 19H72L73 21H71V23H69V21H68V23H67V20H66V22L65 23H67V26H68V24H73V25H69L68 27L67 26H64V25H66V24H64V21L62 20V18L64 19V16L61 18L60 17V21L57 23V21L59 20L58 19V16L56 17V15H55V13H54V16H55V18H56V21H55V26L57 25V26H59V27H57L56 26V29L58 28V33L57 34H59L61 31H66L63 35L65 36V35H67L66 37V40L67 39H69L70 37H69V35L71 36V41L73 42V39L76 37V35H74L73 37H72V35H73V33H72V35H71V30H74L72 27H75V29L76 28H78L77 26H75V23H73L74 22V20L75 19H73L74 17H75ZM79 15L80 16H82V12H81V14L79 13ZM78 15V17H80ZM107 14L106 13H103V15H102V17H104V16H106ZM109 15H112V14H109ZM116 15H113V16H116ZM136 14L134 13V16H135ZM163 15H164V13H163ZM163 15H162V17H163ZM171 15V14H170ZM176 15V14H175ZM187 15H188V13H187ZM194 15V14H193ZM211 15V14H210ZM214 15V14H213ZM228 15H230V14H228ZM233 15V14H232ZM85 17H86V19H85V17H81L82 19V21H78V22H81V24L80 25H78L77 24V22H76V25H78L80 28L83 26V25H86V20H88L87 19V16L86 15H84ZM88 17L89 18V22H91L90 24L92 25H94V27L92 26V28L90 27V28H88L89 29V31H90V29H91V31L92 30H95L96 29V27H95V25L97 26V24L99 25L100 24V19H99V21L100 22H98V23H96L97 22V20H96V22L94 21H92L93 19H92V17ZM108 16V15H107ZM121 16H123L122 14H121ZM128 16V15H127ZM126 16V17H127ZM169 16V15H168ZM177 16V15H176ZM190 15H188V17H189ZM239 16V15H238ZM44 17V18H43ZM73 17V18H72ZM101 17V18H102ZM109 17V16H108ZM117 17V16H116ZM131 17V16H130ZM132 17H133V15H132ZM144 17V16H143ZM165 17V16H164ZM163 17V18H164ZM192 17V16H191ZM241 17V16H240ZM30 19L31 20V23H29V24H33V25H29V28L26 30L25 28L27 27V22H25V21H28V20H26V19ZM43 18V19H42ZM50 18V17H49ZM53 18V17H52ZM76 18V17H75ZM110 18V17H109ZM109 18H106V19H109ZM111 18H113V17H111ZM125 18V17H124ZM134 18V17H133ZM135 18H137V17H135ZM134 18V19H135ZM153 19L154 18H157V17H155V16H153L152 17ZM168 18V17H167ZM211 18V17H210ZM213 18H214V16H213ZM232 18V17H231ZM239 18V17H238ZM257 18V17H256ZM32 19H35L36 21H35V23H34V20H32ZM51 19V18H50ZM65 19H67V18H65ZM80 19V18H79ZM78 19V20H79ZM85 19V20H84ZM104 19V18H103ZM102 19V20H103ZM117 19H118V17H117ZM128 19V18H127ZM149 19V18H148ZM161 19V18H160ZM236 19V18H235ZM251 19V18H250ZM76 20H77V18H76ZM105 20V19H104ZM104 20H103V22L102 23H104ZM115 20V19H114ZM119 20H120V18H119ZM163 20V19H162ZM166 20V19H165ZM211 20V19H210ZM227 20V19H226ZM228 20H229V18H228ZM234 20V19H233ZM238 20H241L240 18L238 19ZM238 20H237V23L236 24H238ZM37 21H39V22H43V24H41V23H39V24H37ZM63 21V22H62ZM84 21H86V22H84ZM107 21V20H106ZM106 21H105V23H106ZM109 21V20H108ZM127 22H129L128 20H126ZM131 22L133 21L132 19L130 20ZM135 21V20H134ZM156 21L157 20H155V23H156ZM178 21V20H177ZM197 21V20H196ZM201 21V20H200ZM256 21V20H255ZM27 23V24H24L23 26V28H22V26L20 27V25H22L23 23ZM28 22H30V21H28ZM83 22L85 23V24H83ZM89 22H88V24H89ZM110 22V21H109ZM124 22V20L122 21V23ZM143 22V21H142ZM161 21L159 20V23H160ZM193 22V21H192ZM198 22V21H197ZM231 22V21H230ZM61 23H62V25H61ZM105 23L103 24V25H105ZM116 23H118V22H116ZM121 23V22H120ZM125 23V22H124ZM145 23V22H144ZM173 23V22H172ZM199 23V22H198ZM229 23V22H228ZM231 23H233V22H231ZM231 23L229 24V26L231 25ZM40 24L43 26V29L44 30H41V28L39 27L38 28V26L36 27V25H39L40 26ZM64 24V25H63ZM83 24V25H82ZM90 24H89V26H90ZM119 24V23H118ZM129 24V23H128ZM132 24H133V22H132ZM165 24H166V22H165ZM164 24V25H165ZM235 24V25H236ZM256 24H258V23H256ZM61 25V26H60ZM102 25V26H103ZM113 25V24H112ZM126 25V24H125ZM125 25L123 24V27H124V29H126L125 28ZM148 25H150V24H148ZM152 25V24H151ZM161 25H162V23H161ZM166 25H168V23L166 24ZM234 25V24H233ZM259 25V24H258ZM72 26V27H71ZM87 26V25H86ZM101 25H100V30H101V27H102ZM110 27V29L108 30V29H106V27ZM114 26H117V24L115 25L114 24ZM130 26H131V24H130ZM170 26V25H169ZM171 26H172V24H171ZM195 26H196V24H195ZM232 26V25H231ZM251 26V27H250ZM250 26H247V27H249L250 29L249 30H251V32L252 33H254L252 30H254V28L253 29H251L252 28V25H250ZM261 27L262 26H264V25H260ZM21 29H24V30H26V31H24V30H21ZM60 27H65V28H67V30H60L61 28ZM71 28V30H70V28ZM85 27V26H84ZM106 27H105V29L106 30H104V32H105V35H107L109 38H110V41L112 40L111 39V37H112V35H114V34H112V31L113 30H115V28H112L111 27V24H110V26H109V24L107 25L106 24ZM107 27V28H108ZM119 27H121V24H119ZM119 27H117L118 29H119ZM132 27V26H131ZM177 27V26H176ZM226 27V26H225ZM60 28V29H59ZM69 28V29H68ZM172 28V27H171ZM197 28V27H196ZM63 29V28H62ZM86 29V28H85ZM85 29H84V31H85ZM88 29L86 30V32L88 31ZM99 29V27H97V29L95 30V32H94V34L90 31L89 33H92L93 34V37H97V34H99V32L97 31ZM111 29H113L112 31H110ZM117 29V30H118ZM128 29V28H127ZM132 29V28H131ZM173 29V28H172ZM215 29H217V27H215ZM39 30H41V31H39ZM70 30V31H69ZM99 30V31H100ZM107 30L108 31H110V33H111V35L110 34H106L107 33ZM129 30H130V28H129ZM160 30H162V29H160ZM160 30H159V32H160ZM164 30V29H163ZM171 30V29H170ZM258 30V29H257ZM70 32V34H68L69 32ZM83 31V30H82ZM120 31V30H119ZM135 31V30H134ZM165 31V30H164ZM54 32V31H53ZM68 32V33H67ZM73 32V31H72ZM75 30H74V34H75ZM79 32H81V31H79ZM114 32V31H113ZM115 32H117V31H115ZM127 32H129V31H125V33H127ZM137 32V31H136ZM171 32V31H170ZM230 32V31H229ZM62 33L63 32H61L60 34V36H62ZM77 33V32H76ZM88 32H87V34H86V36H84V32H83V36L86 38L87 37V35H89L88 37L89 38H86V40H87V44H92L91 46H92V49H90L91 50V52L93 51V54H95L94 53V51L95 50H97V49H93V45H95V44H97L98 46H99V44L98 43H96V38H93L92 39V36H90V34H89ZM168 33H169V31H168ZM168 33H166V35L168 34ZM263 33H264V29H263V32H262V38L264 39V37H263ZM28 34H29V36H28ZM56 34V33H55ZM56 34V35H57ZM91 34V35H92ZM96 34V35H95ZM117 34V33H116ZM119 34V33H118ZM122 34V33H121ZM127 34H130V32L129 33H127ZM134 34H136V33H134ZM177 34V33H176ZM175 34V35H176ZM256 34H258V33H256ZM172 35V34H171ZM198 35V34H197ZM229 35V34H228ZM252 35H254V34H252ZM252 35H251V37H252ZM261 35V34H260ZM64 36H62V38H64ZM115 36V35H114ZM117 36V35H116ZM115 36V37H116ZM128 36H131V35H128ZM133 36V35H132ZM159 36V35H158ZM225 36V35H224ZM230 36V35H229ZM255 36V35H254ZM55 37V36H54ZM69 37V38H68ZM91 37V38H90ZM119 37H120V35H119ZM171 37V36H170ZM244 37H246V34L244 35ZM257 37V36H256ZM57 38H58V36H57ZM60 38V37H59ZM62 38H60L61 40H62ZM73 38V39H72ZM77 38H79L78 36H77ZM130 38V37H129ZM128 38V39H129ZM136 38V37H135ZM222 38V37H221ZM229 38V37H228ZM227 38V39H228ZM240 37H238V39H239ZM254 38V37H253ZM89 39H92V40H90V43H88L89 42ZM94 39L96 40V41H94ZM118 39H120V38H118ZM134 39V38H133ZM164 39H166V38H164ZM258 39V38H257ZM55 40H57V39H55ZM59 40V39H58ZM75 40V39H74ZM78 42H77V41ZM73 43H69L68 44V42L70 41V40H68V42H66L67 43V48H68V45L70 46V45H75L76 44V42L79 44V47H83V45H85L84 47L85 48H81L80 50H78V46H77V49H70V48H68V51H69V49H70V52L72 53V54H75L76 52H78V51H82L83 53H84V51L87 53V51H88V47L90 46H87L86 44H84L83 42H81V39L79 38V39H76ZM130 40V39H129ZM136 40V39H135ZM202 40V39H201ZM225 39L223 38V41H224ZM240 40V39H239ZM251 40V39H250ZM254 40V39H253ZM259 41H260V39H258ZM63 41V43H64V45H66L65 44V39L64 40H62ZM61 41V42H62ZM108 41V43H110V41H109V39L107 40ZM106 41V42H107ZM130 41H132V40H130ZM172 41V40H171ZM170 41V42H171ZM175 41V40H174ZM220 41V43H221V40H219ZM246 41V40H245ZM255 41V40H254ZM61 42H60V44H61ZM79 42H81V43H79ZM93 42V43H92ZM106 42L104 41L103 43H101L100 45H104L103 46V48L105 47V45H106ZM112 42V41H111ZM115 42H116V40H115ZM123 42V41H122ZM121 42V43H122ZM135 41H133V43H134ZM238 42V41H237ZM249 42V41H248ZM257 42V41H256ZM120 42L118 41V43H116L117 45L119 44ZM130 43V42H129ZM135 43H137V40H136V42ZM161 43V42H160ZM162 43H163V45H164V42L162 41ZM161 43V44H162ZM169 43V42H168ZM201 43V42H200ZM254 43V42H253ZM252 43V44H253ZM261 43H264V41L262 40V42ZM81 44V45H80ZM123 44V43H122ZM212 44V43H211ZM210 44V45H211ZM224 44V43H223ZM236 44V43H235ZM239 44V43H238ZM237 44V45H238ZM248 44H251L250 42L248 43ZM62 45V44H61ZM61 45H60V47L59 48H62L61 47ZM97 45H95V48H96V46ZM110 45V44H109ZM131 45V44H130ZM163 45H161L160 47H162ZM174 45V44H173ZM213 46H214V43L212 44ZM220 45V44H219ZM237 45H235L236 47H237ZM259 45V44H258ZM86 46H87V48H86ZM91 46H90V48H91ZM107 46V45H106ZM119 47H116L115 49H117L118 48V50H120L119 48H121L122 49V47H120V46H125V45H118ZM127 46H128V44H127ZM225 46V45H224ZM242 46V45H241ZM256 46V45H255ZM254 46V47H255ZM74 48H76V46H73ZM72 46H71V48H73ZM110 47H113V46H111L110 45ZM115 47V46H114ZM126 47V46H125ZM129 47V46H128ZM134 47V46H133ZM164 47V46H163ZM172 47V46H171ZM250 47V49H252L251 47H252V45H250L249 46ZM47 48H49L48 50H47ZM64 48H65V46L63 47V49L61 50V51H63L64 50ZM107 48H109V46H107ZM130 48V47H129ZM173 48V47H172ZM214 48L216 49V47L214 46ZM223 48H226V47H223ZM237 48H240V47H237ZM258 49H260V47H257ZM83 49V50H82ZM85 49V50H84ZM106 51H108L107 49H106V47L104 48ZM103 49V50H104ZM113 49V48H112ZM111 49V50H112ZM132 49V48H131ZM130 49V50H131ZM168 49H169V47H168ZM191 49V48H190ZM215 49L213 50V51H215ZM242 49H244V48H242ZM246 49V48H245ZM249 49V48H248ZM255 49V48H254ZM253 49V50H254ZM262 49V48H261ZM74 52L75 50H76V52H72V51ZM78 50V51H77ZM104 50V51H105ZM127 50V49H126ZM130 50H128V51H130ZM133 50V49H132ZM192 50V49H191ZM194 50V49H193ZM219 50V49H218ZM221 50V49H220ZM240 50V49H239ZM255 50H257V49H255ZM254 50V51H255ZM67 51V50H66ZM185 51H187V49L185 50ZM188 51H190V50H188ZM198 51V50H197ZM230 51V50H229ZM246 52H248L247 50H245ZM260 51V50H259ZM263 51V50H262ZM262 51H260L263 55H264V51L262 52ZM19 52V53H20ZM64 52H65V50H64ZM80 52L78 53L79 55H80ZM82 52H81V56L83 55L82 54ZM90 52V53H91ZM112 52V51H111ZM133 52H135V51H133ZM180 52V51H179ZM206 52V51H205ZM221 52V51H220ZM219 52V53H220ZM242 53H245V55H247L246 54V52H243V51H241ZM249 52H250V50H249ZM248 52V53H249ZM16 53H18V52H15V53H13V54H11V53H9V54H11V55H13L14 56V54H16ZM86 53H84V55H83V57L84 56H88V53L86 54ZM89 53V54H90ZM98 53V52H97ZM114 53V52H113ZM131 53L132 52H130V55H131ZM172 53V52H171ZM5 54V53H4ZM93 54H91L93 57H95L96 55H93ZM126 54V53H125ZM128 54V53H127ZM137 54V53H136ZM172 54H174V55H176V57H177V55H178V52H174V53H172ZM181 54V53H180ZM195 54H197V53H194V56H195ZM199 54H201V53H199ZM221 54H223V53H220V55H219V58L221 57ZM227 54V53H226ZM249 54H251V53H249ZM6 55V57H7V54H5ZM4 55V56H5ZM11 55H8V58H9V56L11 57ZM19 55V56H20ZM65 54H63V56H64ZM67 55H69V54H67L66 53V56ZM71 55V54H70ZM109 55H110V53H108L107 54V56H108V58H110L109 57ZM135 55V54H134ZM187 55V54H186ZM185 55V56H186ZM204 55H206V53H204L203 54V57H205L203 60H205V62L208 64V66L209 65H211V64H209L208 62H209V60H206V56H204ZM208 55V54H207ZM228 55V54H227ZM226 55V56H227ZM261 54L260 53H258V58H260L259 56H260ZM262 55V56H263ZM3 56V57H4ZM16 56H14V57H16ZM100 56V55H99ZM111 56H113L112 58H114V54L113 55H111ZM119 57H121L120 55H118ZM131 56H133V55H131ZM130 56V57H131ZM138 56H139V53H138ZM210 56V55H209ZM213 56V55H212ZM211 56V57H212ZM229 56V55H228ZM227 56V57H228ZM240 56H241V53H240ZM244 56V55H243ZM249 56V55H248ZM254 56V55H253ZM252 56V57H253ZM65 57V56H64ZM77 57V55L75 54V58ZM89 57H90V55H89ZM88 57V58H89ZM124 56L122 55V57L121 58H123ZM175 57V56H174ZM217 57H218V55H217ZM256 57V58H257ZM17 58H15L16 60H17ZM55 58V59H54ZM74 58V57H73ZM104 58V57H103ZM108 58H107V60H108ZM126 58V57H125ZM133 58V57H132ZM132 58H130V59H132ZM171 58V57H170ZM179 58H181V57H179ZM179 58H177L178 60H179ZM187 57H185V59H186ZM196 58V57H195ZM198 58V57H197ZM209 58V57H208ZM213 58V57H212ZM3 59V58H2ZM14 59V60H15ZM84 59V58H83ZM117 59V57L115 58V60ZM124 59V58H123ZM129 59V60H130ZM134 59H136L135 58V56H134ZM162 59H164V58H162ZM161 59V61H160V63H155V66H154V64H153V70H154V68H156L155 70H156V72L154 71V74H152V75H155L154 76V78L157 76V74H161V75H163L162 73H163V71L160 69L159 71H158V66H160V67H162L163 65H162V63L163 62H165L166 63V60L164 59V60H162ZM199 59V58H198ZM201 59V58H200ZM211 59V58H210ZM214 59V58H213ZM223 59V58H222ZM228 59V58H227ZM247 59H250V58H247ZM252 59V58H251ZM261 59V58H260ZM260 59H258L259 60V63L260 62H262L263 60H264V58H262V60H260ZM5 60V59H4ZM8 60H10V59H8ZM19 60H21V59H18V62H20ZM23 60V59H22ZM82 60V59H81ZM94 60V59H93ZM118 60H120V59H117L116 61L118 62ZM126 61H129V60H127V59H125ZM171 60V59H170ZM176 60V59H175ZM174 59L173 60H171L172 62H174L175 61ZM187 60V59H186ZM186 60H185V62H186ZM193 62L194 63H196V61H195V59L193 58ZM218 60V59H217ZM257 60V59H256ZM13 60H10V62H12ZM90 61V60H89ZM88 61V62H89ZM95 61H98V59H96ZM106 61V60H105ZM112 62H113V60H111ZM110 61V62H111ZM123 60L121 59V61H120V65H122L121 64V62H122ZM139 61V60H138ZM167 61H169V60H167ZM188 61V60H187ZM214 61L216 62V60L214 59ZM222 61V60H221ZM220 61V62H221ZM225 61H227V60H224L223 59V62H225ZM233 61H235L234 62V64L236 65V60H232V62ZM238 61V60H237ZM253 61V60H252ZM0 62H1V58H0ZM4 62V63H3ZM10 62H8V64L10 63ZM15 62V61H14ZM17 62V61H16ZM83 62V61H82ZM87 62V61H86ZM103 62V61H102ZM110 62H108L109 64H110ZM111 62V63H112ZM179 62V61H178ZM177 62V63H178ZM184 62V63H185ZM200 62H201V60H200ZM204 62V63H205ZM211 62V61H210ZM219 62V61H218ZM219 62V63H220ZM241 62V61H240ZM248 62V61H247ZM264 62V61H263ZM2 64H4L5 65V67L3 66V68L4 69H2V71H3V73H1L0 75H4L3 76V78L5 79V77L7 76V69H5L6 68V63H7V61L5 62V61H3L2 60V62H1ZM13 63V62H12ZM73 63L74 64H76V65H73ZM90 63V62H89ZM115 63V62H114ZM123 63V62H122ZM129 63V62H128ZM180 63V62H179ZM179 63H178V65H179ZM182 63V62H181ZM180 63V64H181ZM199 63V62H198ZM205 63V71L208 69V66H207V64ZM217 63V62H216ZM226 63V62H225ZM257 63H258V61H257ZM23 64H19L20 66H22ZM54 64V65H53ZM91 64V63H90ZM99 64H101L99 61H98V65ZM104 64V63H103ZM107 64V63H106ZM124 64V66H125V64L126 63H123ZM132 64V62L130 63V65ZM161 64V65H160ZM176 64V61L174 62V65ZM183 64V63H182ZM197 64V63H196ZM195 64V65H196ZM224 64V63H223ZM233 64V65H234ZM238 64V63H237ZM254 64H255V62H254ZM9 65H11V63L9 64ZM9 65H7L8 66V70L10 71V69H11V71L13 70V67L14 66H17L16 67V71L17 70H19V65L17 64L16 65V63H15V65H13V67H9ZM78 65L80 66L79 68L81 69V70H78V72H76V73H74V71L75 70H73V68H75L76 67V69H78ZM115 65H117V64H115ZM135 65H136V62H135ZM138 65V64H137ZM148 65V64H147ZM174 65H173V67H174ZM178 65L176 64V66L178 67ZM187 65H189L190 66V68H188V69H190V71H192L193 73L195 72V67L194 66H191L190 64H187ZM186 65V66H187ZM201 66H202V64H200ZM212 65H213V63H212ZM217 65V64H216ZM221 64H219V66H220ZM241 65V64H240ZM264 65V64H263ZM0 66H2V65H0ZM29 66V67H28ZM126 66H129V65H127L126 64ZM139 66V65H138ZM158 68H157V67ZM165 66V65H164ZM175 66V68L174 69H176V71L174 70L173 72H177L176 73V75L179 73V71H180V66L181 65H179V68L177 69V67ZM186 66H185V69L186 70H188L187 68H186ZM206 66H207V68H206ZM229 66H231V63L229 64ZM239 66V65H238ZM89 67V66H88ZM97 67V66H96ZM95 67V68H96ZM100 67H102V65L100 66ZM105 67V66H104ZM107 67V66H106ZM105 67V68H106ZM109 67V69H110V66H108ZM116 67V66H115ZM147 67V66H146ZM193 67V69H191ZM203 67V66H202ZM236 67V66H235ZM234 67V68H235ZM245 67V66H244ZM28 68V70H26ZM30 68V69H29ZM54 69L53 71H52V73L50 74V71H51V69ZM98 68V67H97ZM103 68V67H102ZM126 68V67H125ZM143 68V67H142ZM164 68H166V67H164ZM171 68V67H170ZM169 68V69H170ZM196 68H198V64H197V67ZM211 68H212V66H211ZM233 68V69H234ZM251 68V67H250ZM24 69V71H22ZM69 69H71V72L69 71ZM90 69H91V67H90ZM113 69V68H112ZM112 69H111V71H112ZM172 69V68H171ZM217 69H218V67H217ZM253 68H251V70H252ZM31 70H32V72H31ZM122 70H123V67H122ZM127 70H128V68H127ZM145 70V69H144ZM164 70V69H163ZM179 70V71H178ZM185 70V71H186ZM194 70V71H193ZM236 70V69H235ZM234 70V71H235ZM239 70V69H238ZM245 70V69H244ZM249 70V69H248ZM8 71V72H9ZM10 71V72H11ZM27 73H26V72ZM106 71H107V69H106ZM119 71V70H118ZM117 71V72H118ZM121 71V70H120ZM120 71H119V73H120ZM141 71V70H140ZM139 71V72H140ZM147 71V70H146ZM146 71H144V72H146ZM160 71H162V72H160ZM185 71L184 72H181V75H180V73H179V75H180V77L182 76V77H184V76H186V75H184L183 73H185ZM189 71V70H188ZM189 71V73H191V75L190 76H192V72H190ZM202 71V70H201ZM237 71V70H236ZM235 71V77H236V75H237V72ZM22 72V73H21ZM31 74V75H29V76H27L29 73ZM98 72H101V71H99L98 70ZM105 72V71H104ZM108 72V71H107ZM106 72V73H107ZM110 72V71H109ZM129 72V71H128ZM134 72V71H133ZM138 72V71H137ZM150 72V71H149ZM160 72V73H159ZM164 72H166L167 74H168V72H169V70H168V72L165 70ZM197 72H198V70H197ZM199 72H200V70H199ZM221 72H223V71H221ZM12 73V72H11ZM85 73H88V71L86 70V72ZM114 73V72H113ZM122 73V72H121ZM156 73V74H155ZM175 73H173V75L172 74H170L168 77H169V79H170V76L172 75V77H174V75H175ZM188 73V72H187ZM204 73V74H203ZM245 73V72H244ZM264 73V72H263ZM54 74V73H53ZM53 74H52V76H53ZM76 74H79V75H77L76 77H78L77 78V80L78 81H76V79H75V81H74V83H76V82H78V84H77V86L72 82L73 81V78H74V76L76 75ZM116 76H115V75ZM113 74V76L109 73L108 74V76L111 78V76H112V78L111 79H113V83H110L109 84V86L110 85H112V84H114V83H116L114 80H117L118 79V77H120V75H118V77H117V74L116 73H114ZM166 74V75H167ZM195 74V73H194ZM198 74V73H197ZM197 74H195V76L197 75ZM203 74V75H202ZM202 74H201V72H200V74H198L197 76H200V78L198 77V81H196V80H194V78H197V77H195L194 75V77H192L193 79H191V78H189L191 81H195V83H198L199 82V79L201 80V79H203V76L204 75H206V74H208L209 75V77L206 75L204 78L205 79H207L206 81L208 82V83H212V82H209L210 80H209V78H211L212 79V77H210L211 75L209 74V71H208V73H205L204 72V70L202 71ZM211 74H213V71H212V73ZM217 74H218V72H217ZM221 74V73H220ZM225 74V73H224ZM223 74V75H224ZM232 74H234V73H232ZM231 74V75H232ZM247 74H249V72L247 73ZM250 74H251V72H250ZM261 74V73H260ZM6 75V76H5ZM13 75H15V72H13ZM21 75V76H22ZM82 75V76H81ZM85 75V76H84ZM123 75V74H122ZM150 75V74H149ZM165 75V74H164ZM175 75V76H176ZM219 75V74H218ZM218 75L215 77V75H214V78H216V80L215 81H218L217 79H220V78H217L218 77ZM239 75L241 76V74L239 73ZM239 75H237L238 77L237 78H239ZM246 75V74H245ZM244 75V76H245ZM262 75V74H261ZM260 75V76H261ZM17 76V77H16ZM16 76H14L13 78H14V80H13V82L11 83V84H13L14 86L12 87V89L11 90H18V88H20L19 87V85H21V83H23V82H20V84L19 83H17L16 82V79L17 80H19L20 79V76H19V78H18V75L16 74ZM59 76H57V77H59ZM103 76L105 77V74H103ZM108 76H106V79H107V77ZM141 76V75H140ZM189 75H187V77H188ZM189 76V77H190ZM249 76V75H248ZM256 76V75H255ZM264 76V75H263ZM103 77V78H104ZM115 79H114V78ZM121 77H125V76H121ZM144 77L145 78H147L145 75H144ZM165 77V76H164ZM177 77V76H176ZM179 77V76H178ZM179 77V79H181ZM0 78L2 79V77L0 76ZM8 78V77H7ZM6 78V79H7ZM16 78V79H15ZM23 79H24V77H22ZM117 78V79H116ZM154 78H152V80L154 79ZM157 78V77H156ZM159 78V77H158ZM163 78V77H162ZM161 78V79H162ZM185 78V77H184ZM233 78H234V76H233ZM244 78H246V77H244ZM250 78V77H249ZM255 78V77H254ZM264 78V77H263ZM0 79V81H2V82H0L1 84V86L3 85H8V89L6 90V89H4V90H0V93L2 94L1 96L4 98V100H8V99H6L7 97H8V94L7 93H9V92H11V90H9L10 89V87H9V81H8V79L6 80V83L8 82L9 84H5V80L3 81V80H1ZM46 79V78H45ZM50 81H52L53 79H51V77L50 78H48ZM56 79V78H55ZM54 79V80H55ZM80 79H81V81H80ZM119 79H121L122 80V83H124V81H125V79L124 78H119ZM148 79V78H147ZM150 79H151V77H150ZM174 79V78H173ZM204 79V80H205ZM235 79V78H234ZM246 79H248V78H246ZM57 80V79H56ZM56 80L55 81H53V82H56ZM70 80V81H69ZM103 80V79H102ZM124 80V81H123ZM157 80V79H156ZM167 80V79H166ZM183 80V79H182ZM227 80V79H226ZM20 81H22V80H20ZM106 81V80H105ZM112 81V80H111ZM164 82H167V81H165V80H163ZM170 81V80H169ZM185 81V80H184ZM184 81H182V82H184ZM193 81V82H194ZM202 81V80H201ZM199 82L200 84H196V87H195V89H194V91H196V88H198V87H200V88H198V90L200 89V91H202V88H204V86H199V85H203V83H205V82ZM213 81V80H212ZM214 81V82H215ZM232 81H234V80H231L229 83H231ZM246 82L248 81V80H245ZM52 82V83H53ZM61 82V81H60ZM81 83V85H79L80 83ZM104 82V81H103ZM119 82H120V80H119ZM138 82V81H137ZM158 82V81H157ZM173 82L175 83V80H173ZM180 82H181V80H180ZM212 83L211 84V86L213 85V84H215L214 86H213V88L215 87V86H217L216 85V83H218V82H220V81H218V82H215V83ZM29 83L27 84V85H29ZM57 84H59V82H56ZM55 83V84H56ZM64 83H63V85H64ZM70 83V84H71ZM93 83H94V81H93ZM98 83V82H97ZM106 83V82H105ZM121 83V84H122ZM131 83L132 82H130V85H131ZM135 83V82H134ZM146 83H147V81H146ZM154 83H155V81H154ZM161 83V82H160ZM163 83V82H162ZM187 83V82H186ZM189 84H192V82L190 83V82H188ZM187 83V84H188ZM233 83V82H232ZM54 84V83H53ZM55 84H54V87H56L55 86ZM91 84V83H90ZM124 84H126V81H125V83ZM128 84V83H127ZM133 84V83H132ZM138 84V83H137ZM148 84V83H147ZM167 84H168V82H167ZM207 84V83H206ZM227 84V83H226ZM18 87L17 89H16V86ZM23 85V84H22ZM27 85H25V88H27L26 86ZM31 85H30V87H31ZM74 85H75V87H74ZM103 85H106V84H104L103 83ZM116 85V84H115ZM123 85V84H122ZM161 85V84H160ZM184 85H186V84H184ZM197 85H198V87H197ZM1 87V89H3L4 87ZM6 86H5V88H6ZM11 86V85H10ZM98 86V85H97ZM156 86H159V85H156ZM192 86V85H191ZM190 86V87H191ZM219 86H221V85H219ZM224 86V84L222 85V87ZM240 86H242V85H240ZM264 86V85H263ZM23 87V86H22ZM34 87H35V89H36V86H35V84H34ZM96 87V86H95ZM107 87V86H106ZM119 87V86H118ZM127 87V86H126ZM135 86L134 85H132V88H134ZM147 87V86H146ZM152 87H153V85H152ZM152 87H150V89H148L145 93H147L146 94V96H145V100L147 99V101L148 102H152L153 100V102H155V100H157L159 97H160V95H159V93H157L156 92V88H155V90L153 91V89H154V87L152 88ZM161 87H162V85H161ZM189 87V86H188ZM202 87V88H201ZM14 88V89H13ZM57 89H61V87H56ZM90 88V87H89ZM88 88V89H89ZM97 88V87H96ZM120 88V87H119ZM136 88L137 89H139L140 87H137L136 86ZM136 88H134V89H136ZM158 88V87H157ZM221 88V87H220ZM228 88V87H227ZM28 89H29V87H28ZM27 89V90H28ZM63 89V88H62ZM61 89V90H62ZM66 89V88H65ZM106 89V88H105ZM127 89V88H126ZM159 89H160V86H159ZM162 89V88H161ZM186 89V88H185ZM226 89V88H225ZM224 89V90H225ZM228 89H230V87L228 88ZM21 90L23 91H25V89H20V91L18 90L17 92H21ZM26 90V91H27ZM32 90V89H31ZM31 90H28L27 92H22V93H26V95L27 94H30L31 92ZM37 90V89H36ZM41 90H43V89H41ZM45 90V89H44ZM43 90V91H44ZM52 91H53V89H51ZM60 90V91H61ZM80 90V91H81ZM97 90V89H96ZM100 90V89H99ZM107 90V89H106ZM197 90V91H198ZM207 90V89H206ZM216 90V89H215ZM227 90V89H226ZM237 90V89H236ZM9 91V92H8ZM12 91V92H13ZM57 91V90H56ZM59 91V90H58ZM66 90H64V92L63 91H61V93H63V94H61V96H63L66 92H65ZM71 91V92H72ZM80 91H76V93L77 92H80ZM90 91V90H89ZM105 91V90H104ZM120 91V89H118V92H117V94L118 93H120L119 92ZM122 91H123V89H122ZM125 91V90H124ZM127 91V90H126ZM134 91V90H133ZM137 91V92H136ZM167 91H169V90H167ZM174 91V90H173ZM193 91V90H192ZM192 91H188V95H189V97H191V96H193L192 95ZM196 91V92H197ZM214 91V90H213ZM219 91H221L220 89H219ZM235 91V90H234ZM263 91H264V89H263ZM29 92V93H28ZM33 92V91H32ZM55 92V89H54V91H53V93ZM83 92V91H82ZM91 92V91H90ZM94 92V91H93ZM99 92H101V91H99ZM136 92V93H135ZM135 92H134V95H132L133 96V98H134V96H138L139 95V93H140V90H135ZM139 92V93H138ZM149 92H151L152 94H149ZM162 92V91H161ZM175 92V91H174ZM174 92H172L171 91V94H173ZM218 92V91H217ZM222 92V91H221ZM225 92V91H224ZM228 92V91H227ZM227 92H225V94L227 93ZM13 93H16L15 91L13 92ZM12 93V94H13ZM41 92H40V90L38 91V94H40ZM44 93V92H43ZM43 93H41V96L43 95ZM46 93H48V92H46ZM95 93V92H94ZM112 93H113V91H112ZM138 93V94H137ZM164 93V92H163ZM168 93V92H167ZM175 93H177L178 94V92H177V90H176V92ZM220 93V92H219ZM261 93V92H260ZM48 94H51L50 93V91H49V93ZM55 94L56 93H54V96H55ZM67 94V93H66ZM69 94V93H68ZM72 94H74L73 92H72ZM71 94V95H72ZM82 94H84V92L82 93ZM85 94H86V91H85ZM95 94H99V93H95ZM102 94H103V91H102ZM106 94V93H105ZM109 94V93H108ZM111 94V93H110ZM126 94H127V92H126ZM129 94V93H128ZM132 94V93H131ZM141 94H142V91H141ZM154 94V95H153ZM157 94L159 95V96H157ZM162 94V93H161ZM193 94H194V98L192 97L191 99L190 98H188V102H191L192 101V99H195V93L193 92ZM202 94H203V92H202ZM210 94V93H209ZM221 94V93H220ZM227 94H229V92L227 93ZM9 95H10V93H9ZM17 95L18 94H16L15 96L17 97ZM22 94L20 93L19 94V96H21ZM25 95V97H29L30 95H32V94H30V95H27L26 96ZM34 95H35V93H34ZM76 95V94H75ZM123 95H125V94H123ZM145 95V94H144ZM148 95H150V96H148ZM165 95H167V94H165ZM183 95L185 96V97H187L184 93H183ZM183 95H180L179 97H183ZM231 95V94H230ZM241 95V94H240ZM18 96V97H19ZM22 96H24V95H22ZM21 96V97H22ZM52 96V94L50 95V97ZM58 96V95H57ZM60 96V97H61ZM73 96V95H72ZM71 96V97H72ZM81 96V95H80ZM79 96V97H80ZM96 96V95H95ZM116 96V95H115ZM126 96V95H125ZM131 96V95H130ZM142 96V95H141ZM155 96V97H154ZM162 96H163V94H162ZM172 96V95H171ZM198 96V95H197ZM213 96V95H212ZM217 96V95H216ZM222 96V95H221ZM234 96V95H233ZM236 96V95H235ZM13 97H14V94H13ZM17 97V98H18ZM20 98L19 97V101H20V103H21V99H23L22 100V102L26 99V98ZM34 96H32L31 98H29L30 100L32 99V101H28L27 102V100L28 99H26V102L27 103H33L34 101L33 100H35L36 101V98L34 99L33 98ZM37 97H38V95H37ZM47 97V96H46ZM49 97V98H50ZM53 97V96H52ZM51 97V98H52ZM68 97V96H67ZM76 97V96H75ZM112 97V96H111ZM158 97V98H157ZM185 97H183V99H185ZM226 97H227V95H226ZM264 97V96H263ZM1 98V97H0ZM17 98H15L16 100H17ZM43 98H45V95H44V97H42L41 99L43 100ZM56 98V97H55ZM77 98V97H76ZM81 98H83V95H82V97ZM95 98V97H94ZM102 98V97H101ZM132 98V99H133ZM142 99V101H141V104L143 103V97H141ZM150 98V99H149ZM151 98H153V100L151 99ZM157 98V99H156ZM171 98V97H170ZM173 98V97H172ZM210 98V97H209ZM208 98V99H209ZM216 98V97H215ZM217 98H218V96H217ZM220 98V97H219ZM237 98H239V95L237 96ZM254 98V97H253ZM258 98V97H257ZM40 99V102H42V100ZM68 100H69V98H67ZM103 99V98H102ZM112 99V98H111ZM131 99V97H130V100H129V102L131 101H134L135 99H137V98H135L134 100H132ZM161 99H163V98H161ZM168 99V98H167ZM198 99V98H197ZM204 99V98H203ZM223 99V98H222ZM229 101L231 100V97H229V98H227ZM225 97H224V99L223 100H227ZM241 99H243V97H241L240 98V101H241ZM259 99V98H258ZM257 99V100H258ZM16 100H14V101H16ZM45 100V99H44ZM62 100H63V98H62ZM64 100H65V98H64ZM71 100H73L72 98L70 99V101ZM77 100V99H76ZM75 100V101H76ZM80 99H78V101H79ZM115 100H117V99H115ZM174 100H176V98H174ZM196 100V99H195ZM195 100H193L194 102H195ZM201 100V99H200ZM212 100V99H211ZM213 100H215V99H213ZM212 100V102L214 103V101ZM217 100V103H220L218 106L220 107H218L219 108V110L221 111V108L223 107V109L225 110V105L226 104H228V103H224L223 102V106H221V103L222 102H219V101H221V100H219V99H216ZM216 100H215V103H216ZM222 100V101H223ZM227 100V101H228ZM237 100V99H236ZM248 100V99H247ZM257 100H255V101H257ZM1 101V100H0ZM3 101V100H2ZM6 101L4 102V103H6ZM39 101V100H38ZM50 100H48V102H49ZM67 101V100H66ZM78 101H76L77 103H78V105L81 103H79ZM91 101H93V103H94V100H90L89 102H88V100H87V104L88 103H90ZM114 101V100H113ZM159 101V100H158ZM162 101V100H161ZM172 101V100H171ZM176 101H179V98H178V100H176ZM204 101H206V100H204ZM203 100L202 101H200L199 103L198 102H196V104L198 103V104H200L199 106H202L205 102H204ZM226 101V102H227ZM238 101V100H237ZM239 101V104L241 103V104H243L242 102H240ZM245 99H244V103H245ZM252 101V100H251ZM8 102V101H7ZM25 101L23 102L24 104L26 103ZM37 102V101H36ZM35 102V103H36ZM39 102V103H40ZM52 101H50V103H51ZM76 102H75V104L72 102L71 104H74V105H76ZM83 102H85V101H83ZM105 102H107V101H105ZM129 102L127 103V104H129ZM152 102V103H153ZM157 102V101H156ZM164 102H166V101H164ZM163 102V106H162V109H160L159 110V107H160V104H161V102L159 103V107H158V109L157 110H159L160 111V113L158 114L159 116L162 114V116H163V114L165 115V117L163 118V119H165L166 120V118H169V123H170V121H171V123H172V125H175V124H177L176 122L178 121L179 122V124H180V126H182V124L181 123H183L182 121L180 122L179 121V119H176L177 117L176 116H173V115H176V113H175V109H177V107H178V105H179V103L178 102H176L177 104L175 105L176 106V108H173L174 107V105H173V103H172V106H170V105H168V102H170L169 101V99L167 100V102L166 103H164ZM203 104H202V103ZM1 103V102H0ZM3 103V104H4ZM15 103V102H14ZM17 103H18V101H17ZM17 103L15 104V105H17ZM23 103L22 104H19V105H23ZM53 103H54V101H53ZM61 103V102H60ZM63 103L64 102H62V104H61V107L62 106H65V105H63ZM92 103V102H91ZM121 103V102H120ZM119 103V104H120ZM135 103V102H134ZM133 103V104H134ZM175 103V102H174ZM184 102H182L181 103V105L183 104ZM193 103V102H192ZM208 103V102H207ZM207 103H205V104H207ZM210 103V102H209ZM262 103V102H261ZM261 103L259 104V105H261ZM2 103H1V105H3ZM7 104V103H6ZM46 104V103H45ZM52 104V103H51ZM50 104V105H51ZM65 104V103H64ZM85 104H86V102H85ZM104 104V103H103ZM119 104H117L116 106L118 107L119 106ZM144 104H145V101H144ZM154 104V103H153ZM156 104V103H155ZM154 104V105H155ZM165 104V105H164ZM189 104V103H188ZM231 104V103H230ZM241 104H240V107L242 108V106H241ZM15 105H14V107H13V109L12 110H15L16 109V107H15ZM25 105H27V104H25ZM30 105V104H29ZM29 105H27L26 106V108H27V110H28V108H29ZM36 105H39V104H37L36 103ZM41 105V104H40ZM109 105H110V103H109ZM131 105H132V103H131ZM130 105V106H131ZM139 105V104H138ZM147 105V104H146ZM157 105V104H156ZM216 105V107H217V104H215ZM249 105V104H248ZM248 105H246L247 107H248ZM33 105L31 104V107H32ZM52 106V105H51ZM54 106V105H53ZM69 106V105H68ZM68 106H67V110H68ZM71 106V105H70ZM88 106V105H87ZM104 106V105H103ZM124 106V105H123ZM129 106V105H128ZM134 107H135V105H133ZM133 106H131V107H133ZM148 106H149V104H148ZM183 106H185V108H186V106H188L187 104L186 105H183ZM182 106V107H183ZM196 106V105H195ZM194 106V110H196L197 108ZM198 106V109L194 112V114L192 113V111H191V115L193 114V115H196V114H198V115H196V117L195 116H191L190 114V117H192L191 119H193V117H194V119L193 120H191V121H189V119H187L186 118V114L184 115V118H186L185 119V121H184V123H185V126L186 127H184V128H187L188 129V126L189 125H187V124H192V125H190V126H193V124H194V126L196 125V127L198 128L199 126H200V122L198 123V121H200V118L198 119V116H200V114L202 113V111H203V109H204V107H199ZM206 106V108H207V106H210L209 108H210V110L209 111H212L213 112V117H214V115L215 116H218L219 114L221 115V114H223L224 115V113H225V111H227V110H225V111H221L222 113H220V111H219V114L217 115V114H214L216 111V109L218 110V108H216V107H212L213 108V110H211V105H205ZM252 106V105H251ZM5 108H7L8 106H4ZM20 107V106H19ZM23 107V106H22ZM34 107V106H33ZM32 107V108H33ZM44 107V106H43ZM47 107H49V106H47ZM55 107V106H54ZM75 107V106H74ZM74 107H72V108H74ZM76 107H77V105H76ZM76 107L74 108V112H75V110L77 111V109H78V111H80V108H79V106H78V108L76 109ZM105 107V106H104ZM115 107V106H114ZM114 107H112L113 109V111H115L116 112V110H114V109H116V108H114ZM152 107H154V106H152ZM228 107V109H229V106H227ZM237 107H239L238 106V104H237V106H236V108H235V111H236V109H237ZM253 107V106H252ZM0 108L2 109V107L0 106ZM10 108V107H9ZM15 108V109H14ZM18 108V107H17ZM23 108H25V107H23ZM50 108V107H49ZM58 108H60V107H58ZM65 108H66V106H65ZM90 108V107H89ZM140 108H141V106H140ZM161 108V107H160ZM173 108V109H172ZM180 108H181V106H180ZM191 108V107H190ZM205 108V109H206ZM208 108V109H209ZM231 108V107H230ZM240 108V109H241ZM250 107H248V109H249ZM264 108V107H263ZM262 108V109H263ZM0 109V110H1ZM11 109H8L9 111H10V113H11ZM20 109V108H19ZM31 109V108H30ZM35 109H37L36 107H35ZM35 109H34V111H35ZM50 109H52V108H50ZM56 109H57V107H56ZM61 110L60 111H62L63 112V108H60ZM137 109H139V108H137ZM153 109V108H152ZM186 109H189V107L188 108H186ZM200 109H202V111L200 110ZM227 109V108H226ZM234 109V108H233ZM22 111H24L23 109H21ZM31 110H33V109H31ZM42 110V109H41ZM70 110V109H69ZM86 110V109H85ZM88 110V109H87ZM124 110V109H123ZM156 110V111H157ZM179 110H181V109H178V110H176V112H178ZM207 110V109H206ZM205 110V111H206ZM242 110V109H241ZM251 110V109H250ZM250 110H249V112H250ZM260 110V109H259ZM4 111V112H3ZM2 112L5 114V110H3ZM17 111V110H16ZM57 111H58V109H57ZM56 111V112H57ZM59 111V112H60ZM101 111V110H100ZM134 111H137L138 112V110H134ZM150 111H151V109H150ZM156 111H155V113H156ZM183 111H185V110H183ZM189 111V110H188ZM200 113H198V112ZM201 111V112H200ZM232 111V110H231ZM243 111V110H242ZM247 111V110H246ZM264 111V110H263ZM8 112V111H7ZM70 112V111H69ZM84 112H86V111H84ZM97 112V111H96ZM110 112V111H109ZM114 112V113H115ZM144 112H146V111H144ZM143 112V113H144ZM154 112V111H153ZM172 112H174V113H172ZM186 112V111H185ZM237 112V111H236ZM17 113V112H16ZM18 113H21V112H18ZM17 113V114H18ZM24 113V112H23ZM26 113H28V111L26 112ZM25 113V114H26ZM29 113H31L30 112V110H29ZM64 113H65V111H64ZM72 113V112H71ZM71 113H69L68 115L66 114V116H69V117H71L70 119H72V114ZM95 113V112H94ZM107 113V112H106ZM111 114H112V112H110ZM128 113H130V112H128ZM142 113V114H143ZM150 112L148 111L147 113H145V115H144V117L146 116V117H148V114H149ZM196 113V114H195ZM217 113V112H216ZM247 113V112H246ZM261 112H257V114L256 115H261L260 114ZM2 114V113H1ZM33 114V113H32ZM38 114V112L37 113H35V115H37ZM47 114V113H46ZM59 114H61L62 115V113L60 112ZM65 114H63V115H65ZM74 114V116H75V114H77V112H75V113H73ZM79 114V113H78ZM77 114V115H78ZM80 114H82V113H80ZM101 114V113H100ZM117 114V113H116ZM133 114H135V113H133ZM133 114H132V109H131V116L132 117H134V119H135V115L133 116ZM151 114V113H150ZM149 114V115H150ZM168 114V115H167ZM182 114V113H181ZM204 114V116L206 117V113H203ZM228 114H229V112H228ZM234 114H235V112H234ZM238 114H239V111H238ZM263 114H264V112H263ZM262 114V115H263ZM6 115V114H5ZM4 115V116H5ZM7 115L9 116L10 114H8L7 113ZM6 115V116H7ZM34 115V114H33ZM39 115V114H38ZM37 115V116H38ZM72 115V116H71ZM76 115V117H77V120L78 119H81V120H83L82 118H78V117H80V116H77ZM107 115H109V114H107ZM210 115H212L211 114V112H209V118H210ZM220 115L218 116V117H220ZM236 116H237V118L239 119V117H241V116H239V115H237V113L235 114ZM2 116V115H1ZM0 116V117H1ZM4 116H2L1 117V119H3V117ZM5 116V117H6ZM13 116H15V115H13ZM18 116L19 117H21L20 116V114H18ZM17 116V117H18ZM24 116V115H23ZM30 116H31V114H30ZM88 116H90V114L88 115ZM113 116H114V114H113ZM138 116V115H137ZM159 116H157V117H159ZM166 116H169V117H166ZM172 116V117H171ZM177 116H178V114H177ZM182 116H183V114H182ZM204 116H200L201 117V119L203 118V119H206V120H208V116L206 117V118H204ZM222 116V115H221ZM231 116V115H230ZM235 116V117H236ZM264 116V115H263ZM18 117V118H19ZM28 117V116H27ZM36 117V116H35ZM42 117V116H41ZM45 117V116H44ZM50 117V116H49ZM54 117V116H53ZM82 117V116H81ZM103 117V116H102ZM104 117H105V115H104ZM111 117H112V115H111ZM110 117V118H111ZM115 117V116H114ZM120 117V116H119ZM125 117V116H124ZM127 117V119H128V116H126ZM140 117V116H139ZM142 117V116H141ZM145 117V119H147ZM189 116H188V118H190ZM212 117V116H211ZM225 117V116H224ZM224 117H222V120H223V118ZM228 117V115H227V112H226V118ZM246 117H248L247 115H246ZM256 117H258V116H256ZM18 118H16V120L17 121H19V122H21L22 120H18ZM30 118V117H29ZM29 118L27 119V121L26 122H28V120H29ZM56 118V117H55ZM93 118V117H92ZM91 118V120H94V119H92ZM109 118V119H110ZM113 118V117H112ZM116 118H117V115H116ZM116 118H114L115 119V121L117 120L118 121V119H116ZM137 118V117H136ZM171 118V119H170ZM196 118L198 119V120H196ZM250 118H252V117H250ZM260 118V117H259ZM7 119V117L5 118V121H6V123H7V121L8 120H6ZM21 119H23V118H21ZM33 119V118H32ZM45 119V118H44ZM75 119V118H74ZM104 119H106V117L104 118ZM113 119V120H114ZM124 119V118H123ZM122 119V120H123ZM149 119V118H148ZM161 116H160V120H159V122L161 121ZM175 119L177 120V121H175ZM220 119H221V117H220ZM228 119V118H227ZM253 119V118H252ZM254 119H255V116H254ZM260 119H264V118H260ZM14 120H15V118H14ZM26 119H25V117H24V119H23V121H25ZM39 120H40V117H39ZM42 120H43V118H42ZM41 120V121H42ZM47 120V119H46ZM50 120H52V119H50ZM58 120V119H57ZM108 120V119H107ZM122 120H119V121H122ZM158 119L157 118H155V120L153 119L152 121L153 122H151V124H153V125H150L149 123H148V127L149 126H151V128H152V126H155V125H158V123L156 124L155 123V121H157ZM181 120V119H180ZM186 120H187V123H186ZM214 120H219V119H217V117L214 119ZM221 120V121H222ZM241 121H243L242 120V118L240 119ZM248 120H250V119H247V122H248ZM256 120H258V119H255V120H253L254 121V124H255V122H256ZM2 121V120H1ZM4 121V120H3ZM4 121V122H5ZM17 121H15V122H17ZM22 121V122H23ZM30 121V120H29ZM72 121V120H71ZM71 121H68L69 123L71 122ZM80 121V120H79ZM127 121H131V120H127ZM147 121V120H146ZM151 121V120H150ZM167 121V120H166ZM165 121V122H166ZM193 121L195 122V123H193ZM210 121V120H209ZM217 121H216V123H217ZM224 122H225V119L223 120ZM223 121L221 122V123H223ZM231 120L229 119V123L228 124H230L231 122H230ZM245 121V120H244ZM19 122H17V123H19ZM55 124L57 123V121L55 122V121H53ZM51 123V125L53 124V125H55L54 123ZM59 122V121H58ZM67 122V123H68ZM73 122V121H72ZM77 122V121H76ZM82 122V121H81ZM88 122V121H87ZM94 122V121H93ZM144 122H145V120H144ZM191 122V123H190ZM202 122H204V120H202ZM219 123H220V121H218ZM228 122V121H227ZM227 122H226V125H227ZM237 123H234V126L236 125V124H239V125H241V122L238 120V121H236ZM246 122V123H247ZM259 122H260V120H259ZM258 122V123H259ZM9 123V122H8ZM30 122H28V124H29ZM42 123V122H41ZM60 123V122H59ZM64 123V122H63ZM78 123V122H77ZM92 123V122H91ZM107 123V122H106ZM116 123V122H115ZM122 123H123V121H122ZM121 123V124H122ZM126 123H128V122H126ZM126 123H125V125H126ZM141 121H140V123H138V124H140L141 125ZM164 123V122H163ZM196 123H198V124H196ZM215 123V122H214ZM219 123H217V124H215L216 126L219 124ZM251 123V122H250ZM253 123V122H252ZM251 123V124H252ZM0 124H1V126H2V122H0ZM27 124V125H28ZM37 124V123H36ZM39 124L40 123H38V126H39ZM70 124H73V123H70ZM79 124V123H78ZM86 124V123H85ZM94 124V123H93ZM96 124H98L99 125V123L97 122ZM109 124H111V123H109ZM117 124V123H116ZM136 124V127L138 126L137 125V122L135 123ZM161 124V123H160ZM159 124V125H160ZM166 124V123H165ZM165 124H164V126H165ZM205 124H206V122H205ZM204 124V125H205ZM209 124H210V126H211V124H213L212 122H209ZM225 124V123H224ZM261 124H264V122H262ZM4 125V124H3ZM10 125V124H9ZM12 126H14L13 124H11ZM10 125V126H11ZM34 125V124H33ZM58 126H59V124H57ZM69 125V124H68ZM80 125H81V123H80ZM129 125V124H128ZM172 125H171V127H172ZM201 125L203 126V124L201 123ZM207 125V124H206ZM221 125V124H220ZM219 125V126H220ZM226 125H224V126H226ZM8 126V125H7ZM6 125H5V127L7 128V130L8 129H10L11 127H7ZM36 126V125H35ZM38 126H36V127H38ZM61 126H62V123L60 124V127L59 128H61ZM64 126V128H66L65 127V125H63ZM69 126H71V125H69ZM69 126L67 127V128H69ZM74 126V125H73ZM78 126V125H77ZM90 126H91V130H92V126H94V125H91L90 124ZM104 126V125H103ZM106 126V125H105ZM115 126H117V125H115ZM127 126V125H126ZM147 126V125H146ZM168 126V125H167ZM176 127L178 126L179 127V125H175ZM184 126V125H183ZM200 127V128H204V126L203 127ZM222 126V125H221ZM224 126H222V127H224ZM228 126V125H227ZM232 126H233V124H232ZM244 123L242 122V125H241V127L244 129ZM256 126H257V124H256ZM256 126L254 127V128H256ZM258 126H260V124H258ZM264 126V125H263ZM3 127V126H2ZM16 127V126H15ZM15 127H12V129L13 130H16L15 129ZM35 127V128H36ZM82 127V126H81ZM84 127H88V126H84ZM110 127V125L108 126V128ZM111 127H113L112 125H111ZM110 127V128H111ZM123 127V126H122ZM132 127V126H131ZM135 127V126H134ZM133 127V129H135ZM161 127V126H160ZM170 127V128H171ZM195 127V129H194V134H193V136H195V134L197 133V132H195V130L197 131V130H199L200 128H196ZM209 126H207L206 128H208ZM214 127V126H213ZM221 127V128H222ZM247 126H245V128H246ZM249 127H251V125L249 126ZM261 127V126H260ZM260 127H259V130H261L260 129ZM6 128L4 129V131H7L6 130ZM40 128V127H39ZM39 128H36V130L37 129H39ZM51 128H53V127H51ZM89 128V127H88ZM97 128H98V126H97ZM107 128V127H106ZM139 128H141V126L139 127ZM155 128L157 129H159V127L157 126H155ZM155 128H152V129H150V127H149V129H150V131H149V134H150V132H153V130L155 129ZM166 128V127H165ZM164 128V131L165 132H167L166 131V129ZM174 128V127H173ZM172 128V129H173ZM180 128V127H179ZM184 128H180V132L181 131H183L184 132V134L185 133H187V132H185V131H187V130H185L184 131ZM221 128H219L220 130H221ZM224 128H226V127H224ZM236 129H237V127H235ZM254 128H252L254 131L253 132H255V131H257L258 132V130L257 129H254ZM57 129V128H56ZM83 129H85V128H83ZM94 129V128H93ZM116 129V128H115ZM120 129H122V128H120ZM125 129V128H124ZM127 129H129V128H127ZM161 129V128H160ZM160 129H159V131H160ZM172 129H170V131L172 130ZM190 129V128H189ZM188 129V130H189ZM211 129H212V126H211ZM210 129V130H211ZM219 129H212V130H214V132H216V130H217V132L218 133H220V130ZM230 129V128H229ZM229 129H227L226 130V132H228L229 131ZM239 130L241 129V128H238ZM242 129V130H243ZM247 130L249 129L248 127L246 128ZM252 129H249V130H251V132H252ZM264 129V128H263ZM262 129V130H263ZM0 130H2V128H0ZM11 130V129H10ZM10 130L9 131H7V133L9 132L10 133ZM12 130V131H13ZM28 130V129H27ZM35 130V131H36ZM44 130V129H43ZM68 130V129H67ZM81 130V129H80ZM87 130H90V129H87ZM99 130V129H98ZM108 130V129H107ZM106 130V131H107ZM110 130V129H109ZM132 131V129H129L127 132H129V134H131V131ZM162 130V129H161ZM190 130H192V128L190 129ZM200 130H201V132H200ZM199 130V134L200 135H202L203 137V139L205 140V141H208V139L210 138V140L212 139L211 137H210V133H208L209 132V129H208V131H207V129H206V131L204 132V130L203 129H200ZM231 130V129H230ZM242 130H240L241 132H242ZM245 130V129H244ZM246 130V133H248V131ZM262 130H261V132H262ZM3 131V130H2ZM25 131H26V129H25ZM38 132L40 131V130H37ZM55 131V130H54ZM63 132H65V130H62ZM73 131V130H72ZM84 131H86V130H84ZM137 131H139L138 129H137ZM155 131V130H154ZM169 131V132H170ZM174 131V130H173ZM203 131V132H202ZM224 132V134H226V132H225V129L223 130ZM238 132L237 133V135L236 134H234L235 136H232L231 134V136L232 137H235V139L236 140H234V138H232L230 135L228 136V134H226L225 136H227V137H231L232 139H230V138H228L229 139V143L227 144L228 146H232V147H230V151H235V150H233V145H231L234 141L236 142V143H242L243 142V140H244V135H245V131H244V135H243V133H241V132ZM1 132V131H0ZM16 132V131H15ZM51 132V131H50ZM49 132V133H50ZM58 132V131H57ZM56 132V133H57ZM61 131H59V134H61V135H64V134H62V133H60ZM80 131H77V133H79ZM88 132V131H87ZM87 132H84L85 133V135L87 134ZM90 132V131H89ZM88 132V134H90ZM104 132H105V130H104ZM103 132V133H104ZM126 132V131H125ZM135 131H133L132 133H134ZM156 132V131H155ZM158 132V131H157ZM164 132V135L166 134ZM169 132L167 133V135L169 136V137H171L170 136V134H169ZM174 132H176L174 135H178L177 134V132H178V130L176 131V128H175V131ZM212 132V131H211ZM213 132V133H214ZM216 132V134H213L212 135V137L214 136V135H216V136H218V137H220V135H217L218 133ZM250 132V131H249ZM251 132L250 133H248V134H250V135H247V137L248 136H251L252 137V135H254L255 136V134L256 135H260L259 134V132L257 133H253L252 132V135H251ZM5 133V132H4ZM4 133H1L3 136L5 135ZM8 133V134H9ZM17 133V134H16ZM15 133V135L17 136V138L18 139H21V138H25V137H23V135H24V130H23V132H22V136L20 135V131L19 132H16ZM44 132L42 131V129H41V131H40V133H38L39 135L41 134L42 136H45L44 134H43ZM48 132H46V135L48 136V134H47ZM83 133V132H82ZM93 133H94V130H93ZM102 133V134H103ZM108 133V132H107ZM171 133H173V132H171ZM203 133H206V134H203ZM222 133V130H221V135L223 134ZM228 133H230V132H228ZM231 133H233V132H231ZM235 133V132H234ZM262 133H264V132H262ZM261 133V135H264V134H262ZM19 134V135H18ZM34 134V133H33ZM37 134V137H39V135ZM55 134V133H54ZM58 134V133H57ZM66 134V137H67V133H65ZM73 133L71 132V135H72ZM81 134V133H80ZM101 134V135H102ZM106 134V133H105ZM111 134V133H110ZM123 134V133H122ZM128 134V136L131 138V136ZM135 134V133H134ZM134 134H133V136H134ZM183 134V135H184ZM198 133L196 134L197 136H195V137H190L189 135V139L191 140V138H195L194 140L196 141L197 140V138L196 137H199V139H201V141L199 140V142L198 143H195V144H199L200 146H197V145H194L193 146V143L195 142L194 140H193V143L192 142H190L189 141V139H188V141L190 142V143H188V141H187V139H186V136L184 137H181L180 135H182L181 133H180V135L178 136L179 138H177V136H176V139H179L180 140V137H181V139H182V141H183V139L184 140H186V143L187 144H189V147H188V145H185L183 142V144L186 146L185 148H184V150H183V152L182 153H180L181 151L179 150H177V149H179V143H181V140L180 141H177L176 139H175V142H176V145L174 144L175 142H173V140H174V137H172V139L173 140H168L167 139V143H166V141H165V143L166 144H168V146L169 145H172L171 147L169 146V148H168V146L166 147L165 146V144L163 143V142H161V141H156L155 140V138H154V140L155 141H153V142H151V139L150 140H147V142L148 141H150L149 142V144H150V148H151V150H152V143H154V142H156V144H160L163 148H164V146L166 147V148H168V149H166L165 151H163L161 154V158H157V156H156V159L158 160H156V161H154L153 163L154 164H160L159 165V168L161 167V164L162 165H166V163H167V161H169L170 159L172 160H170V162L165 166L166 167V169L167 168H171V169H168V170H166V174L165 175H168L167 173H171V175H173V176H171V177H169V176H167V178L169 177V185H171L172 183H174V184H176L177 182L175 181V180H177V179H179V182L177 183V187L175 188V186L174 185H172V187H174L175 188V190L177 191V189H178V191L176 192H173V190L174 189H172V187L171 186H168V184L167 185H164V182L163 183H161V184H163V186H164V189L167 191H164V189H163V187H162V189H163V191L164 192H160V191H162V189L161 188H159L158 186H160V185H158L156 182H159L160 183V181H158L160 178H162L163 176L161 175V173L163 172H161V173H159V175H161V177L159 178V179H157V181H156V179L155 178H158V177H156L157 176V174H156V176L154 177V178H149V176L148 175H145V177L146 176H148V179L150 180H153L152 182H155L154 183V185L152 184H150V189H148L149 187H147V184H146V186H140V185H138V186H140V188H137V189H140V190H137L136 191V193L138 192V194H136L137 195V199H139V197H141V196H138V195H145V193L147 192H145L144 193V191L143 190H148V193L150 192V194H154L153 195V197H155L156 195V197H158L159 196V198H160V196L162 195V197L158 200V201H155V202H153V204H151V203H147L146 201V199H144V198H141V200L142 199H144V200H142V202L145 204V202H146V204H145V208L144 207H141V206H143V205H141L140 207H138V208H136L137 206H136V204L135 203H133V204H135V205H132L133 207H135V208H133L132 206H130V207H132V210L134 209V210H136V209H138V210H136L135 212L136 213H138L139 215L141 214V213H143V211L146 213L147 212V207H149L150 205V209H149V211H148V213H147V215L146 216H142V217H140V218H135V219H133L134 221H132V220H130V218H131V214L130 213H128V212H126V211H122L121 212V210L122 209H124V210H126L125 208H127L128 209V205H131V204H128V205H124V204H122V203H120V205H122V207H120V205H118L117 206V208H116V202H118V200H115L116 202H112V204L114 203L115 205H114V207H108V209H115L114 210V212H115V214H116V212L118 211V210H120V217H118V212H117V214H116V217H118V219H123L124 220V218H123V215H124V212H126V213H128V214H125V219L126 218H128L129 217V221H127V219H126V223L124 222V221H122L124 224H119V221L117 222V223H115L116 221V218L113 216V218H112V211L110 210V214H112V215H110L111 216V218H110V220L111 221H107L106 219V221L107 222H109L108 224H105V220H104V222H103V220L102 219H104V217H107V216H109L108 214H109V210L107 209V208H104L105 210L107 209L108 211V214L106 213V211H105V213L107 214H105V216H103L104 215V212H103V210L101 211V213L103 214H101V213H99L98 215H96V216H98L97 217V219H95L96 218V216H94L95 218H93V216L92 215H90V213L89 212H86V210H83L82 211V208H77V206H75L79 211L81 210L82 211V214H80V215H76L75 213H74V211L73 210H71V208L69 209V207H65L64 206V208L66 209V208H68L69 209V211L67 210V213L69 212V214H68V217L69 218H66L65 219V221L66 220H68V222H69V219L71 220L70 222H72V224L70 225V227L68 226V227H66V222L64 223V224H62L63 222V218L61 217L62 215H64V214H61V212L62 211H60V210H58L59 208H58V206H56V208H57V210H53V206L51 207L52 209H48V213L46 214V212L45 211H47V205H49V202H50V199H53L52 201H54V200H56L55 201V203L56 202H58L59 200H61V196H62V194L61 193H63L64 192V194L65 193H67V191L68 190H70L71 188H68V187H70V185L69 186H66L67 188H68V190L66 191V190H64V191H61V193H59L60 191L59 190H62V188H63V186L67 183H65V184H62L63 186H62V188H61V182L62 183H64L65 181H67L68 179L70 180V177L68 178L67 177V172L66 171H68V170H64V172H63V168H59L60 166L59 165H61L60 164V162H58L59 163V165L57 166V168H56V166H55V168L57 169L56 170V173H58V175H60V173L58 172V171H62L63 173L61 174V177L63 176V174H65L64 175V177H66V180H64V182H63V180L60 182V180H59V182H60V185L59 184H57L56 182V184L57 185H59L60 186V188H58L57 187V185L55 184V186H56V189L59 191V192H57V193H59L58 195L60 196V197H56V195H57V193H56V195L54 194V196L55 197H53V195L52 194H49V193H52V190L51 189H53V184L54 183H52V185L50 184L49 186H48V189H50V191L51 192H47L48 190H46V192H44V190H42L41 191V189L37 192V190L35 191V192H37V193H35V197L36 196H38V201H37V204H34V206H35V212H33V214H34V220L35 221H38L39 223H36L35 221V223H36V225H32L33 223L31 222V218L32 217H30L29 216V214L27 213H25L26 215H28V217L30 218H24L21 214H19V208H18V206L19 205H23L24 206V202L22 203V201L21 200H19V199H17L16 201H15V203H14V208H16L17 207V211H18V213H16L15 212V210L14 211H12L11 209V207H6L5 206V203L6 202H8V200L7 201H5V203L3 202V204H2V202H1V204H0V264H264V186H263V183L261 184V182H263L264 181V170H261V172L258 174V171H259V169H258V167L257 166H262L261 165V163H263L264 164V162H261V161H264L263 159H264V155H262V154H260V155H262V157H263V159L262 158H260L261 160H256V154L255 153H257L256 151H258V150H256L255 151V149L257 148V141H260L259 140V138H257L258 136H256V138L258 139V140H253V138H250V139H248V140H250L249 141V144L248 145H252L251 147L249 146V147H245V149L246 148H251V150L250 149H247V151L248 150H250V152L252 153L253 151L252 150H254L255 151V155L253 154H249V155H247L246 154V156H251V158H249V159H251V161H250V164H251V162H252V160H253V162H252V166L253 165H255V166H253L252 168H251V170L252 169H254L255 167H256V169H258V170H254V171H252L251 172V170L249 171V174L247 173L248 172V170H249V167L248 166H250V165H248V160L246 159V161L244 162L243 161V164L244 163H246L247 165H245V168L244 167H242L241 165H243V164H240V166H241V168H242V170H243V168H244V173H243V171H242V174H241V176L239 175V173H241V171H239V170H241V168L239 169L238 167L239 166H236V165H238L237 163L235 164V162H237V161H235L234 162V164H235V166L233 165V163H230V165H233V166H231V168H235V169H233V171L235 170V171H237V172H232V170H228L229 168L228 167H230V166H227V164H229V163H227V164H225V160L223 161V160H221L225 155H226V153L225 152H229L228 151V149H227V145H226V141H225V139L226 138H222V139H216L215 140V143H213V139H215V138H213L211 141H212V143L211 144H217L218 145V143H219V147L221 148V146H223V150L225 151L224 153V155H223V157H220V156H218L216 159H217V162H215V160H214V162H215V164L218 166V164H219V162L221 161L222 163L224 162V166H227V168L228 169H226L227 170V173H229L228 171H230V172H232V174L231 173H229V174H231V176L233 175V177L232 178H235V177H238V176H240L239 178H238V180L240 181H238L237 180V178H236V180H237V184L240 186V188H239V186L238 187H236L235 186V179H233V180H231V181H234L233 182V184L229 181V183H230V186L232 185H234L233 187L236 189V191H239L240 192V194L242 195H245L244 197H242L240 194H239V192H233L232 191V188H230V186H229V184L228 185H226L227 184V180H225V181H222V184H220V182L216 179L217 177V175L219 176V178H226V176H228L227 174H225L224 176H220V174L221 173H218V174H216V172L214 173V174H216L215 175V177L213 176V174H211V172H207L206 171V169L208 168L207 166H206V164H207V162H205L206 164H205V167H207L206 169L202 166V167H200L199 166V168H198V165L197 164H193V163H200V162H202V159L200 158V160H199V156L201 157V155L203 156L204 154H201V150H199V149H202L203 148V145H204V147H206L205 146V144H203V142H205L202 138H200V135H199ZM209 136H208V135ZM223 134V135H224ZM2 135H0V142H1V136ZM11 135H14V132H12V134ZM84 135V134H83ZM94 135V134H93ZM96 135H97V133H96ZM98 135H99V133H98ZM104 135V134H103ZM112 135V134H111ZM138 135V134H137ZM156 135H158V137H159V135L160 134H156ZM155 135V136H156ZM164 135H163V137H164ZM167 135H165V136H167ZM174 135H172V136H174ZM207 135V136H206ZM10 136V134L8 135V137ZM32 136H34V135H32ZM30 137V140H31V142H33L34 140L36 141V142H38V141H40V137H39V139H38V141H37V139H35V137L33 138V137ZM46 136V138L47 139H45L44 141L43 140H41V142H43L45 145H47V146H45L44 144H43V146H42V149L41 150H43L41 153H43V155H45V153H46V148L48 149L49 148V144L48 143H50V141L48 140L49 139V137H47ZM76 136V135H75ZM91 136V137H90ZM109 136L110 135H108V138L106 137V139H109ZM120 136V135H119ZM119 136H117L118 138H119ZM187 136V137H188ZM207 138H206V137ZM253 136V137H254ZM6 137H7V134H6ZM6 137L4 138L3 137V139L2 140H6ZM11 137V136H10ZM15 137V136H14ZM27 137V136H26ZM62 137V136H61ZM65 137V136H64ZM71 137V136H70ZM79 137V136H78ZM78 137H75L76 139H78ZM94 137H96V136H94ZM99 137V136H98ZM103 137V136H102ZM117 137H116V139H117ZM134 137H136V135L134 136ZM141 137V136H140ZM145 137V136H144ZM150 137V136H149ZM153 137V136H152ZM168 137V138H169ZM215 137V136H214ZM222 137V136H221ZM246 137V138H247ZM260 137H262V136H260ZM16 138V139H17ZM27 138H29V137H27ZM32 138V139H31ZM42 138H44V137H42ZM84 138H85V136H84ZM86 138H87V135H86ZM85 138V139H86ZM89 138H91V140H92V135L90 134L89 135ZM101 138V137H100ZM99 138V139H100ZM113 138V137H112ZM122 138V137H121ZM125 138V137H124ZM129 138V139H130ZM148 138V137H147ZM160 138V137H159ZM165 138V137H164ZM263 138V137H262ZM17 139V140H18ZM62 139H64V138H62ZM69 139V138H68ZM71 139V138H70ZM76 139H71L72 141L73 140H76ZM88 139V138H87ZM86 139V142L88 141ZM98 139V143H102L100 140H102V139H100L99 140ZM120 139V138H119ZM118 139V140H119ZM123 139V138H122ZM128 139V140H129ZM149 139V138H148ZM166 139V138H165ZM227 139V140H228ZM243 139V140H242ZM25 141H26V139H24ZM29 140V139H28ZM46 140H48V143H46ZM59 140H61L60 138H59ZM65 140H67V138H65ZM84 140V139H83ZM90 140V141H91ZM94 140V139H93ZM114 141H115V139H113ZM121 140V139H120ZM127 140V139H126ZM125 140V142H126V144L123 146V147H121V145H122V143H117V144H119L120 146H118V148L117 149H119L120 150V148H121V150L120 151H118V152H123L122 151V149H130L132 146V149L134 150V152L133 151H131V149H130V152H131V154H133V155H137V153H139L140 151H139V149L137 150V147L136 148H134L135 146L133 145L134 143H136V141L135 140H137L136 138H133V139H131V140H133L132 142H131V140L129 141V145H131L130 144V142L132 143V145L130 146V147H128L129 145L127 144V141ZM145 139L143 138V142L142 143H145V146H146V144H148V143H146V141H144ZM202 140H203V142H202ZM208 141V142H211V141ZM218 140V141H217ZM230 140H231V142H230ZM233 140V141H232ZM248 140H247V142H248ZM7 141V140H6ZM16 141V140H15ZM15 141L13 142V143H11V141H9V139H8V142H10L11 143V146H12V144H14L15 143ZM34 141V142H35ZM72 141H69L70 143L72 142ZM78 141H80L81 142V139L80 140H76V142H78ZM95 141V140H94ZM103 141V140H102ZM108 141V140H107ZM121 141H123V140H121ZM120 141V142H121ZM135 141V142H134ZM198 141V140H197ZM251 141H254V142H256L255 144H254V142H251ZM264 141V140H263ZM263 141H261V143L263 142ZM17 142H19V140L18 141H16V143L15 144H17L18 145V143ZM30 141H28L27 143H29ZM33 142V143H34ZM52 142V141H51ZM67 142H68V140H67ZM75 142V143H76ZM111 142V141H110ZM109 142V144H111ZM119 142V141H118ZM124 142V143H125ZM160 142V143H159ZM171 142H173V143H171ZM178 142V143H177ZM207 142V143H208ZM217 142V143H216ZM250 142H251V144H250ZM3 143L4 142H2V143H0V146H1V144H2V147H1V150H0V154L1 153H5L6 151L8 152V150L6 149L7 147L9 148V146H10V144H9V146H7L8 145V143H4L5 144V146H7L6 148H5V146H4V148L6 149V151H4L3 152ZM25 144H26V142H24ZM53 143V142H52ZM59 143H60V141H59ZM73 143V142H72ZM75 143H74V145H75ZM90 143V142H89ZM96 144H97V138H96V142H95ZM94 143V144H95ZM105 143H106V141H105ZM116 143V142H115ZM142 143H141V145H142ZM182 143H181V145H182ZM191 143H192V145H191ZM206 143V144H207ZM231 143V144H230ZM245 142H243V144H244ZM258 144L259 146H258V148L261 146L262 147V145H264V144ZM20 144V143H19ZM32 144V143H31ZM36 143H34V146L36 147V145H35ZM37 144H40V142H38ZM42 144V143H41ZM41 144H40V146H41ZM56 144V143H55ZM63 144V143H62ZM78 144H79V142H78ZM84 143H80L79 145L80 146H82ZM85 144H87V143H85ZM84 144V146L85 147H87V145H85ZM107 145H108V143H106ZM149 144L147 145V147L149 148ZM155 144V143H154ZM153 144V145H154ZM201 144H203V145H201ZM230 144V145H229ZM16 145V146H17ZM23 145V144H22ZM71 145V144H70ZM90 145H91V147H93L92 146V143H90L89 144V147H90ZM99 144H97L96 146H98ZM106 145V146H107ZM173 145H174V147H173ZM184 145H182V146H184ZM208 145V144H207ZM240 145V144H239ZM242 145V144H241ZM240 145V146H241ZM19 146L21 147V145H18V147H16V149L18 148L19 149ZM24 146V145H23ZM31 146V145H30ZM51 146V145H50ZM68 146H69V144H68ZM79 146V147H80ZM105 146V145H104ZM127 148H126V147ZM159 146V145H158ZM179 146V147H178ZM181 146V148H183ZM190 146L192 147V148H194V149H192V148H190ZM210 146V145H209ZM216 146V145H215ZM237 147H235V148H239L240 146H238V145H236ZM245 146V145H244ZM256 146V147H255ZM27 147H29V146H27ZM39 147V146H38ZM45 148V153H44V148ZM56 147V146H55ZM72 147V146H71ZM70 147V148H71ZM160 147V146H159ZM158 147V148H159ZM200 147H202V148H200ZM213 146H211V148H212ZM217 148H219L218 146H216ZM242 147V146H241ZM252 147H253V149H252ZM260 147V148H261ZM13 148H15V147H13ZM32 148V147H31ZM57 148V147H56ZM63 148V147H62ZM94 148V147H93ZM102 148V147H101ZM155 148V147H154ZM170 148H172V149H170ZM176 149V150H174V149ZM190 148V149H189ZM207 148V147H206ZM206 148H204V149H206ZM210 148V147H209ZM210 148V149H211ZM242 148H244V147H242ZM242 148H239L240 150L242 149ZM12 150V148L10 147L9 148V150ZM18 149H17V152H18ZM39 150H40V148H38ZM37 149V150H38ZM55 149V148H54ZM82 149V148H81ZM88 149V148H87ZM103 149V148H102ZM106 149V148H105ZM155 149H157V146H156V148ZM165 149V148H164ZM187 149H188V151L190 150V153H191V151L192 150H194V152H192L191 154H193V156H191V154H188L187 155ZM192 149V150H191ZM199 151L198 152V156H196L197 155V150ZM216 149V148H215ZM245 149H242L243 151L245 150ZM10 150V151H11ZM14 150V149H13ZM19 150H21V149H19ZM50 150V149H49ZM89 150V149H88ZM91 150V149H90ZM89 150V151H90ZM93 150V149H92ZM96 149H94V151H95ZM107 150V149H106ZM137 150V152L135 153V151ZM159 152L161 151V148H159V149H157ZM157 150L155 151V155H157L158 154V152H157ZM173 150L174 151H176V153L178 152V154H180V156L182 155L183 156V159H182V157H178V154L176 155V157H175V154L176 153H174V156H173ZM186 150V151H185ZM213 150V149H212ZM222 150V149H221ZM262 150V149H261ZM9 151V152H10ZM28 151V150H27ZM30 151V150H29ZM31 151H32V149H31ZM35 151H36V149H35ZM56 151H58V148H57V150ZM61 150H59V152H60ZM74 151H76V150H74ZM79 151V150H78ZM102 151V150H101ZM100 151V154H102V155H100V156H102L103 157V154L105 153V151L102 153ZM116 151V150H115ZM129 151V150H128ZM128 151H126V153L128 152ZM139 151V152H138ZM172 151V152H171ZM203 151V150H202ZM209 151H211V150H209ZM215 152H217V155H218V153H221V152H219V150L217 149V151L216 150H214ZM7 152H6V154H7ZM21 151H19L18 153H20ZM23 152V151H22ZM38 152H40V151H38ZM37 151H36V153H38ZM64 152V151H63ZM69 152H71V151H69ZM91 152V151H90ZM125 152V151H124ZM146 152V151H145ZM154 152V151H153ZM164 152H165V154H164ZM185 152V153H184ZM196 152V153H195ZM214 152V153H215ZM249 152V153H250ZM262 152H263V150H262ZM32 153H34V152H32ZM47 153H48V150H47ZM46 153V154H47ZM52 153H54V151H52ZM52 153L51 154H49V155H51V158H57L56 157V155L55 154H53V156H55V157H52ZM76 153H78L77 151H76ZM87 153H89V152H87ZM87 153H84V154H86V155H84V156H87ZM92 153H94L93 151H92ZM129 153V152H128ZM127 153V154H128ZM143 153V152H142ZM189 153V152H188ZM202 153H204V152H202ZM205 153H206V151H205ZM211 153H212V151H211ZM244 153V152H243ZM13 154H16V152H15V150L14 151H12V152H10V156L11 155H13ZM21 154V153H20ZM30 154H31V152H30ZM60 154H62V155H64L63 153H61L60 152ZM71 154V153H70ZM83 154V153H82ZM91 154V153H90ZM89 154V155H90ZM95 154V153H94ZM123 154V153H122ZM143 154H146V155H143ZM142 155L143 156H146V157H141L142 158V160L140 161L139 159H138V161H140V163H142V162H144V164H146L147 163V166L146 165H144L143 163V165L142 164H140L138 161V170L140 169V168H142V166H145L144 168H152V167H149L151 164H149L150 162V156H148L149 154H147V153H143ZM168 154V155H167ZM171 154V155H170ZM201 154V155H200ZM213 154V153H212ZM212 154H211V156H212ZM233 154V153H232ZM231 154V155H232ZM236 154H237V152H236ZM235 154V155H236ZM2 155V154H1ZM8 155V154H7ZM24 155V154H23ZM32 155V154H31ZM43 155H41V156H43ZM48 155V154H47ZM48 155V156H49ZM58 155V154H57ZM67 155V154H66ZM93 155V154H92ZM97 154H95V156H96ZM105 155V154H104ZM117 155V154H116ZM120 155V154H119ZM133 155H128L129 157H130V162L131 161H133L132 159H133ZM166 155V156H165ZM185 155V156H184ZM190 156L189 158V160L187 159L186 161L187 162H184V159L187 157V156ZM210 155V154H209ZM216 154L214 155V156H217ZM243 155H245V154H243ZM5 155L3 154L2 155V158L1 159H6L5 157H7L8 158V160H11L12 159V164H10V162H9V164L11 165H8V163L5 165L6 166V170L8 171L9 170V168H10V170L12 171V169L11 168H13L12 167V165L13 164H15V163H13L14 161V157L13 158H10L9 159V157L8 156H5ZM28 156H30V155H28ZM35 156V155H34ZM38 155H36V157H37ZM76 156V155H75ZM94 155H93V158L91 157V159H92V161H89L90 160V157H89V159H88V161L89 162H87L86 164H84V162L86 161H84V159H83V161H82V164H84V167H87V164H89V163H91V165L93 166V168H92V166H90V164H89V166H90V169H89V167H87V169L86 170H88V171H90L91 170V168L92 169H94V167L97 165L96 163H98V162H96V160L95 159H97L96 157H95ZM113 156H115V155H113ZM140 156L141 155H139V158H140ZM206 156V158L210 161L211 160V157L209 156H207V154L205 155ZM205 156H203L204 157V159L203 160H205ZM214 156H212V158L214 157ZM233 156H234V154H233ZM236 156H238V154L236 155ZM4 157V158H3ZM12 157V156H11ZM31 157V156H30ZM39 158H41L40 156H38ZM37 157V158H38ZM45 157H47V156H45ZM44 157V158H45ZM63 157V156H62ZM71 157V156H70ZM95 157V158H94ZM98 157V156H97ZM117 158H119V156H116ZM116 157H114V158H116ZM122 157V156H121ZM132 157V158H131ZM164 157V158H163ZM165 157H167V158H165ZM169 157V158H168ZM197 157V160L195 159V158ZM219 157H220V159H219ZM240 157V156H239ZM252 157H254L253 159H252ZM27 158V157H26ZM33 158V157H32ZM43 158V159H44ZM49 159H51L50 158V156L48 157ZM48 158H46V159H44L43 161L45 162V160H47ZM69 158V157H68ZM73 159V161L72 162H75L74 161V157H72ZM99 158V157H98ZM104 158H106V160H104ZM103 159H100L101 161H104V162H108V163H105V164H107V165H104V162H101V164H103V165H101V164H98V166H96V168H98L99 169V167L101 166V168L99 169V171H103L104 172V170L105 169H103L104 167L105 168H107L106 166H108V164H109V162H111V161H113V159L114 158H112V160H110L109 158V160L107 161V157L105 156ZM116 158V159H117ZM125 158V157H124ZM124 158H122L121 159V161L119 162V163H122L121 165L118 163V162H115V166H114V164L111 162L110 164H109V166H111V164H112V166L111 167H113V168H115L116 167V169H118V168H120L119 167V165L120 166H122L123 164H125V162H122L123 161V159ZM135 158H137V157H135ZM144 158H146V159H144ZM147 158L149 159V161L147 160ZM193 158L195 159V162H193ZM214 158V159H215ZM226 158V157H225ZM230 158V157H229ZM241 159H239V162L241 161L242 162V154H241V157H240ZM0 159V161H3V160H1ZM52 159V160H53ZM81 159V158H80ZM93 159H94V161H93ZM163 159H165V161L166 162H164V163H161L160 161H162L163 162ZM182 159V161H180ZM228 159V158H227ZM234 159V158H233ZM233 159H231V161L233 160ZM244 159H245V157H244ZM7 160V159H6ZM8 160H7V162H8ZM21 160V159H20ZM34 160H35V157H34ZM33 160V161H34ZM39 160V159H38ZM56 160V161H55ZM55 160H53V161H55V163L58 161L57 159H55ZM63 160V159H62ZM61 160V161H62ZM66 160V159H65ZM98 160V159H97ZM128 160V161H129ZM136 160V159H135ZM144 160V161H143ZM160 160V161H159ZM179 160V161H178ZM229 160V159H228ZM237 160V159H236ZM255 160H256V164H254V162H255ZM21 161H23L24 163H25V161L24 160H21ZM20 161V162H21ZM79 160L77 159V162H78ZM116 161H118V160H116ZM145 161H146V163H145ZM192 161V162H191ZM207 161V160H206ZM219 161V162H218ZM259 161V162H258ZM40 162H41V160H40ZM63 162V161H62ZM61 162V163H62ZM66 162V161H65ZM64 162V163H65ZM80 162H81V160H80ZM93 162V163H92ZM136 162V163H137ZM157 162V163H156ZM160 162V163H159ZM204 162H202V164L204 163ZM258 162V163H257ZM261 162V163H260ZM49 162H47V165H50V164H48ZM116 163H118L117 165H116ZM134 163V162H133ZM133 163H129L130 165L132 164L133 165ZM198 163V164H199ZM211 162H209V164H210ZM222 163H221V165H222ZM1 164H2V162H1ZM1 164H0V166H1ZM3 164H5V161H3ZM2 164V165H3ZM37 164H38V162H37ZM43 164V163H42ZM69 164H71V163H69ZM73 164V163H72ZM129 164H127L128 166H130ZM148 164H149V166H148ZM214 164V163H213ZM257 164H259V165H257ZM7 165L9 166V168H7ZM22 165V163H20V166ZM24 165V164H23ZM22 165V166H23ZM25 165H26V163H25ZM46 164H45V166H47ZM56 165V164H55ZM75 165H77L76 163H75ZM80 165V164H79ZM86 165V166H85ZM127 165H125V166H127ZM130 166V168L128 167V169L129 170H131L133 173H132V175H131V172L129 171V173H128V169H126V170H124V168H123V170L124 171H121L123 174H122V176H121V178H123V180L126 178L127 179V174H125L124 175V173H126V171H127V173H128V175H131V177L133 176L134 177V175L133 174H135V171H137L136 170V165L133 167V166ZM210 165H212V163L210 164ZM257 165V166H256ZM43 166V165H42ZM54 166V165H53ZM71 166V165H70ZM73 166V165H72ZM71 166V167H72ZM109 166H108V168L106 169V170H108L109 171ZM124 165L122 166V167H125ZM152 166H154V165H152ZM177 166H180V167H178V168H175V167H177ZM216 166V169L218 168ZM246 166L248 167L247 168V171H245V169H246ZM44 167V166H43ZM62 167V166H61ZM64 167H65V165H64ZM70 167V168H71ZM74 167V166H73ZM83 167V166H82ZM103 167V168H102ZM118 167V168H117ZM157 167V166H156ZM165 167L163 166V168L165 169ZM223 167V166H222ZM237 167V168H236ZM259 167V168H260ZM2 168H4V166L3 167H1V169ZM16 168V169H15ZM15 168H13V169H15V171H18V170H22V168H20V167H16L15 166ZM17 168H20V169H17ZM26 168V167H25ZM39 168H41V166H39ZM39 168H37V167H35V170L37 169V171H38V169ZM54 168V167H53ZM54 168V169H55ZM58 168H59V170H58ZM68 167H66V169H67ZM77 169H79L78 171H79V173H82V172H84V171H86L85 169L83 170V168H78V167H76ZM75 168V169H76ZM95 168V169H96ZM133 168H134V170H133ZM162 168V167H161ZM163 168L161 169V170H163ZM175 168V169H174ZM200 168H202V169H200ZM211 168V167H210ZM224 168V167H223ZM230 168V169H231ZM262 168V167H261ZM27 169V168H26ZM43 169V168H42ZM42 169H40V171L39 172H41L42 171ZM46 169H51V165H50V168L49 167H46ZM65 169V168H64ZM75 169H73V172H75L74 170ZM76 169V170H77ZM81 169V170H80ZM101 169H103V170H101ZM154 169V168H153ZM178 169V170H177ZM215 168L213 167V169H212V171L214 170ZM216 169L214 170V171H216ZM239 169V170H238ZM263 169H264V166H263ZM25 170V169H24ZM47 170V171H48ZM53 170V169H52ZM72 170V169H71ZM83 170V171H82ZM105 170V171H106ZM121 170H122V168H121ZM147 170V169H146ZM152 170V169H151ZM158 170V169H157ZM160 170V169H159ZM205 172V174H206V176L204 175V173H203V175L201 174L202 172ZM210 171H211V169H209ZM208 170V171H209ZM3 171L4 170H0V172H2L3 173ZM45 171V168L43 169V172ZM49 171H51V170H49ZM47 172V173H45L44 172V174H42L41 175V177H39V178H41L42 180H43V178L45 177V176H43V175H45L46 174V176H48V175H50V174H48V173H52V171L51 172ZM55 170H53V173L52 174H54L55 172H54ZM60 171V172H61ZM78 171H76L77 172V174L78 175H76L75 173H72V171H71V173H72V175L75 177H77L78 178V176H80L79 175V173H78ZM82 171V172H81ZM96 171H97V173L99 172L97 169H96ZM108 171H106V172H108ZM141 171H142V169H141ZM145 171V170H144ZM143 171V172H144ZM148 171H149V169H148ZM165 171V170H164ZM238 171H239V173H238ZM255 171L257 172V173H255ZM262 171H263V174H262ZM5 172V171H4ZM112 172H113V170H112ZM143 172H141V174L143 173ZM153 173H154V170L152 171ZM156 172V171H155ZM175 172V174H173ZM218 172V171H217ZM226 172V171H225ZM251 172V173H250ZM6 173V172H5ZM5 173H3V175L4 176H8L9 174H10V171H9V173L7 172L6 174ZM17 173V172H16ZM33 173V172H32ZM38 173V172H37ZM37 173H34L33 175L36 177V176H38V174ZM42 173V172H41ZM55 173V176L57 175ZM100 173V175H101V172H99ZM99 173L97 174V175H99ZM140 173V172H139ZM147 173V172H146ZM236 173H238V176H237V174ZM246 173H247V175H246ZM1 174V173H0ZM11 174H13L12 172H11ZM11 174H10V178L12 177L11 176ZM19 174V173H18ZM20 174H21V172H20ZM19 174V175H20ZM36 174V175H35ZM48 174V175H47ZM84 174V173H83ZM88 174V173H87ZM141 174H139V175H141ZM144 174V173H143ZM151 174V173H150ZM149 174V175H150ZM245 176H247V177H244V175ZM256 174H258L259 175V177H257L258 179H256V177L255 176H258V175H256ZM3 175H1L0 176V178L2 177V179H4L3 178ZM14 175V174H13ZM25 175V174H24ZM58 175H57V177H58ZM72 175H70V176H72ZM89 175V174H88ZM100 175L98 176V177H100ZM102 175H104V174H102ZM109 175V174H108ZM110 175H112V173L110 174ZM114 175V174H113ZM113 175L110 177V178H112L113 177ZM126 176L125 178H124V176ZM136 175V174H135ZM164 175V174H163ZM164 175V176H165ZM174 175H175V177H177V178H175L174 177ZM207 175H210V181L208 180V183L206 184V182H205V180L206 179H208V178H205V177H207ZM212 175V176H211ZM249 175V176H248ZM253 175H255L254 177H250V176H253ZM261 175V176H260ZM43 176V177H42ZM53 178H54V175H51ZM85 176V177H84ZM142 176H144V175H142ZM18 176H15L14 177V179H18L19 181L21 180V178H17ZM25 177V176H24ZM33 177V180L35 179L36 181H38V178L36 177ZM52 177H49L48 176V178L50 179V178H52ZM60 177V176H59ZM60 177V178H61ZM63 177V178H64ZM82 177V176H81ZM80 177V178H81ZM88 177H90V176H87V178ZM105 177V176H104ZM115 178H117V176H114ZM113 177V178H114ZM131 177H128V179H134L133 177L131 178ZM144 177V178H145ZM175 179H174V178ZM213 177V178H212ZM255 178L254 179V182H255V180H257V183L259 182L258 180L260 179L261 181H260V183H258L259 185H257V183L255 182V184H253L252 182V180H251V182H250V184H252V185H250L249 184V182H246V181H248V180H246L245 178ZM23 178V177H22ZM56 178V177H55ZM68 178V179H67ZM80 178L78 179V180H80ZM83 178L85 179L86 178V175H83ZM83 178L81 179V180H83ZM86 178V179H87ZM103 178V177H102ZM106 178H108V177H106ZM106 178H104V181H107L108 179H106ZM120 178V179H121ZM137 178H139L138 176H137ZM174 180H173V179ZM227 178H231L230 176H228ZM226 178V179H227ZM231 178V179H232ZM249 178V179H250ZM14 179H11V181H12V183L13 184H15V182H16V180H14ZM45 179H47V177L45 178ZM44 179V180H45ZM90 178H88V180L85 182V184L87 185V187L89 188V186H91V182H90V180L92 179H90ZM127 179V180H128ZM243 179V180H242ZM6 180V179H5ZM4 180V181H5ZM14 180V181H13ZM42 180L41 181H39L38 183H40V182H42ZM48 180V179H47ZM51 180V179H50ZM69 180H68V182H69ZM100 180H101V178H100ZM109 180H111V179H109ZM117 180V179H116ZM115 180V181H116ZM123 180L121 181L122 183H123ZM141 180H143V178L141 179ZM155 180V181H154ZM161 180V179H160ZM163 180H168V179H166L165 177L163 178ZM171 180V181H170ZM212 180V181H211ZM0 181H1V179H0ZM8 181H9V179H8ZM19 181H17V184H15L17 187H19L20 186V184H21V182L19 183ZM22 182H23V179L21 180ZM35 181V182H36ZM54 181H56V180H54ZM58 181V180H57ZM71 181H72V179H71ZM70 181V183H72ZM73 181H74V179H73ZM85 181V180H84ZM89 181V186H88V182ZM93 181V180H92ZM113 179H112V181H108L107 182V184L109 183V185H111L112 183H113ZM118 181H119V177H118ZM132 181V180H131ZM137 181V180H136ZM148 181V180H147ZM146 181V182H147ZM178 181V180H177ZM207 181V180H206ZM215 183H214V182ZM250 181V180H249ZM49 182L50 181H48V183L47 184H49ZM53 182V181H52ZM58 182V183H59ZM77 182H79V181H77ZM81 182V181H80ZM111 182V183H110ZM120 182V181H119ZM119 182H117V186L116 187H118V184H119ZM125 182V181H124ZM128 182H130L129 180L127 181V182H125L126 184L128 183ZM141 182V181H140ZM143 182V181H142ZM149 183H150V181H148ZM209 182H213L215 185H213L212 183H209ZM244 183V182H246V184L247 185H245L244 184V187L246 188V189H248V184H249V186H251L250 188H249V190L252 192V194L253 195H251V196H249L247 193H245L246 192V190H245V188H243V184L242 183ZM4 183H6V184H8V185H5V186H7V187H10V189H11V187H12V185H11V183L10 182H3V184ZM10 183V184H9ZM24 183V182H23ZM22 183V186H20V187H22V189H23V192H24V189H26L24 186H26L25 185V183L23 184ZM34 183V182H33ZM43 183H46V182H44L43 181ZM43 183H41V184H43ZM74 183V182H73ZM93 183V182H92ZM99 183H101L100 185L101 186H104V185H102L103 184V181L102 182H98V184ZM105 183V182H104ZM122 183L120 184V186L121 187H123L124 186V188H125V191H127L126 190V187H125V185L123 184L122 185ZM139 183V182H138ZM145 183V182H144ZM180 183V184H179ZM198 183H200V184H198ZM242 184V187H241V185L240 184ZM0 184H1V182H0ZM76 184H79V183H76ZM84 184V182H83V185H85ZM93 184H95V183H93ZM97 184V183H96ZM106 184V185H107ZM114 184V183H113ZM112 184V185H113ZM137 184V183H136ZM142 184V183H141ZM195 184V185H194ZM9 185H11V186H9ZM36 185H37V183H36ZM45 185V184H44ZM43 185V186H44ZM68 185V184H67ZM81 185V184H80ZM86 185L84 186L85 188H86ZM111 185V186H112ZM158 185V186H157ZM226 185V186H225ZM5 186H3V190H4V188H5ZM42 186V187H43ZM51 186V188H49ZM72 186V185H71ZM75 186V185H74ZM94 186V185H93ZM96 186V185H95ZM101 186H99V188H98V190H100L101 188ZM115 185H113V187H114ZM133 186H135V185H133ZM137 186V185H136ZM136 186L134 187V188H136ZM165 186H167V188L165 187ZM213 186V187H212ZM256 186V187H255ZM41 187V188H42ZM46 187L47 186H45V189H46ZM80 186L78 185V187H76V189H74V188H72V189H74V192H75V190H77L78 188H79ZM108 187V186H107ZM112 187V188H113ZM128 187H130L129 185H128ZM146 187V188H145ZM156 188V190L154 189H152V188ZM172 189V191H171V189ZM211 187V188H210ZM216 187V188H215ZM224 187V188H223ZM253 187V190L251 189ZM31 188V187H30ZM38 188V187H37ZM81 188H83L82 186H81ZM80 188V189H81ZM88 188H86V189H88ZM91 188V192L90 193H86L85 191H83V192H85L86 193V195H84L83 197L84 198H81V200H80V196L79 195H81L82 196V193L80 194L79 192V200L77 199V197L76 196H73L72 197V194H74V195H76V193H73L72 191H68V192H70V194H68V196H67V199L69 198L70 199V201H67V202H65L63 199V201L65 202V203H68V205H69V202H71V204L73 203V201H74V203H75V200H74V198L76 197V200L77 201H79L78 203L80 204H82V202L81 201H83L82 199H84V202L83 203H85V205H84V207H87V203L89 204V205H91L90 203L92 202V201H95V200H92V198H93V196H94V192L93 191H95V189H93L92 187H90ZM95 188V187H94ZM111 188V187H110ZM133 188V187H132ZM158 188L159 189H161V190H158ZM215 188V189H214ZM234 188H233V190H234ZM243 188V189H242ZM258 188V190H256ZM260 188V189H259ZM1 189V188H0ZM19 189V188H18ZM32 189V188H31ZM31 189H29L30 191H31ZM34 189V188H33ZM53 190L54 192L55 191H57V190ZM66 189V188H65ZM85 189V190H86ZM97 189V188H96ZM106 190L107 188L106 187H104V188H102L101 190ZM119 189H121L120 187H119ZM142 189V190H141ZM208 189H209V191H208ZM238 189V190H237ZM240 189V190H239ZM254 189H255V191H254ZM263 189V190H262ZM2 190V191H3ZM5 190H6V188H5ZM21 190V189H20ZM104 190L102 191L103 193H104ZM110 190V189H109ZM114 190H115V188H114ZM122 190V189H121ZM134 190V189H133ZM136 190V189H135ZM152 190H153V192H157L156 193V195H155V193H153L152 192ZM168 190H170V191H168ZM241 190L244 192H242L241 193ZM261 190V191H260ZM16 191V190H15ZM66 191V192H65ZM78 191H80V190H78ZM82 191V190H81ZM89 191H90V189H89ZM132 191V190H131ZM139 191L141 192V193H139ZM159 191V192H158ZM256 191H260V192H263V193H260V192H258V193H256V194H254ZM6 192V191H5ZM4 192V193H5ZM10 192H11V190H10ZM20 192L21 191H19V193L18 194H20ZM28 192V191H27ZM72 192V193H71ZM87 192H88V190H87ZM93 192V193H92ZM99 192H101V191H99ZM98 191H97V194L99 193ZM105 192H108V189H107V191H105ZM109 192H111V191H109ZM108 192V193H109ZM7 193V192H6ZM5 193V195H6V197L8 198L9 196H8V194H6ZM12 193H13V191H12ZM22 193V192H21ZM26 193V192H25ZM24 193V194H25ZM32 193H34V192H32ZM102 193V194H103ZM144 193V194H143ZM165 193H167V194H165ZM23 194V195H24ZM31 194V193H30ZM84 194V193H83ZM89 194H91L90 196H89ZM102 194H100L99 196H101V199L103 200L104 199V197L106 196H103ZM121 194H123V193H121ZM126 194H128V193H126ZM149 194V195H150ZM158 194H160V195H158ZM247 194V195H246ZM2 195V194H1ZM0 195V196H1ZM11 195V194H10ZM22 195V194H21ZM20 195V196H21ZM47 195L49 196V197H47ZM71 195V196H70ZM111 195V194H110ZM124 195V194H123ZM136 195H134V197L136 196ZM165 195V196H164ZM3 196V195H2ZM50 196H52V197H50ZM65 197L64 198H66V194L64 195ZM86 196H88V198L90 197V199H88V200H92V201H88L87 203H86V199L85 198H87ZM102 196H103V198H102ZM117 196V195H116ZM126 196H128V195H126ZM130 196V195H129ZM128 196V197H129ZM131 196H132V194H131ZM130 196V197H131ZM163 196H164V198H163ZM25 197V196H24ZM31 197H32V195H31ZM73 198V201H71V199ZM119 197H121V196H119ZM50 198V199H49ZM57 198H60L59 200H57ZM99 199H100V197H98ZM108 198V197H107ZM4 199V198H3ZM8 199H10V197L8 198ZM49 199V200H48ZM68 199V200H69ZM94 199V198H93ZM115 199V198H114ZM113 199V200H114ZM117 199V198H116ZM122 199V198H121ZM125 199H127L126 197H125ZM133 199V198H132ZM137 199H136V201H137ZM12 200V199H11ZM27 201H28V198L26 199ZM47 200L49 201L48 203H47ZM66 200V199H65ZM86 200V201H85ZM108 200V199H107ZM110 200H111V198H110ZM109 200V201H110ZM124 200V199H123ZM146 200V201H145ZM156 200V199H155ZM1 201V200H0ZM10 201V200H9ZM13 201V200H12ZM20 201H21V204H20ZM51 201V202H52ZM63 201H62V205H64V203H63ZM76 201V202H77ZM106 201V200H105ZM119 201H120V199H119ZM126 201V200H125ZM135 201V202H136ZM32 201H30V204L32 205V203H31ZM61 202V201H60ZM97 202V201H96ZM96 202H94V203H96ZM107 202V201H106ZM26 203V202H25ZM54 203V202H53ZM52 203V205H54L55 206V204H53ZM77 203V204H78ZM93 203V204H94ZM102 203V202H101ZM132 203V202H131ZM141 204V201H138V203L137 204ZM142 203V204H143ZM9 204H11L12 205V203H9ZM27 204H28V202H27ZM60 204V203H59ZM70 204V205H71ZM78 204V205H79ZM80 204V205H81ZM99 204V203H98ZM112 204H111V206H112ZM139 204V205H140ZM148 204V205H147ZM58 205V204H57ZM73 205V204H72ZM88 205V206H89ZM7 206H9V205H7ZM22 206V207H23ZM30 206V205H29ZM33 206V205H32ZM34 206H33V208H34ZM49 206H51V203H50V205ZM93 206V205H92ZM102 206V205H101ZM12 207H13V205H12ZM25 207H26V209L28 208V205H25ZM118 207H119V209H118ZM125 207V208H124ZM193 207V208H192ZM13 208V209H14ZM30 208H32L31 206H30ZM55 208V207H54ZM122 208V209H121ZM141 208H144V209H142L141 210ZM21 209V208H20ZM65 209H63V210H65ZM75 210L77 213L79 212L78 210ZM84 209V208H83ZM94 210L96 209V208H93ZM118 209V210H117ZM140 209V210H139ZM21 210H25V208L23 207ZM28 210V209H27ZM29 210H31V209H29ZM53 210V211H52ZM70 210L74 213H70ZM91 210V209H90ZM22 211V212H23ZM26 211V210H25ZM33 211V210H32ZM86 213H85V212ZM88 211H89V208H88ZM96 211V210H95ZM139 211V212H138ZM50 212V213H49ZM66 212V211H65ZM91 212V211H90ZM141 212V213H140ZM30 213V212H29ZM52 213L53 214H55V218L54 217H51V218H46V219H44V217H45V215H47V216H51L52 215ZM67 213L65 214V215H67ZM123 213V215L121 216V214ZM23 214V213H22ZM32 214V212L30 213V215H33ZM50 214V215H49ZM91 214H92V212H91ZM97 214V213H96ZM94 215H95V213H94ZM99 215H101V216H99ZM128 215V217H126ZM142 215V214H141ZM52 216H54V215H52ZM100 218V219H99ZM102 218V219H101ZM115 218V220H113ZM40 219V220H39ZM117 219V220H118ZM121 219V220H122ZM132 221V222H131ZM45 222V223H44ZM32 223V224H31ZM109 225V226H108ZM107 226V227H106Z\"/></svg>", "mask_w": 264, "mask_h": 264}]
</instances>
